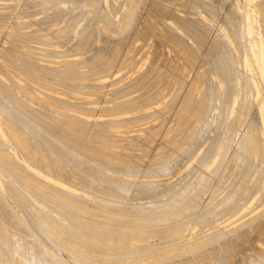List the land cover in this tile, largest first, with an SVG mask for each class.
Listing matches in <instances>:
<instances>
[{"label":"rangeland","instance_id":"obj_1","mask_svg":"<svg viewBox=\"0 0 264 264\" xmlns=\"http://www.w3.org/2000/svg\"><path fill=\"white\" fill-rule=\"evenodd\" d=\"M44 1V2H43ZM0 0V69L3 71V73H4V75H3V73H2V71L0 70V80H1V82H0V85L2 84H6L5 86H6V89L8 88V90H6L5 89V87H4V85H3V87H1L0 86V88H2L0 91H3V92H1L0 93V97H1V101L2 102H4V103H8V102H10L9 104H11V106H15L14 108H17V107H19L20 106V108H22V110L21 109H19V110H21L22 112H19V113H27V116H26V118H29V117H32L31 118V122L33 123V121L35 120V121H37L38 120V122H39V120H41L40 122H42V120H43V118L45 119V118H47V119H45V120H43L44 122H46V125H44L45 123L44 122H42V124L40 125V122H39V124H37V125H40V126H42V130H41V127H40V130H39V126H35V127H32L31 126V128H30V126H28L27 128H29L28 130H30V129H35L34 131H33V133H40V132H42L43 134H41L42 135V137H41V140L42 141H44V142H46L48 139H50V140H48V142L49 141H51L52 142V144L51 145H53V143H55V141H60L61 142V144H60V146H61V149H64V152H65V149L67 150L66 152L68 153V151H69V153H68V155H70V154H73L74 152H76V150L78 149L77 147L78 146H80L81 148H82V146L84 147V144H88V145H86L85 147H84V150H83V155H84V152L87 154V155H84L83 157L80 155V154H82V151H79V150H81V148L80 149H78L77 150V152L79 153V155L77 154V152H76V154L75 155H73V157L77 160L78 158L77 157H79V159H78V161H79V163H80V158H81V160H86V156H88V155H90L91 157H88L89 158V160L90 161H88V158H87V160H86V164H85V160L84 161H81L82 163H80L81 165H78V162L77 163H74L75 165H73L72 163V165H73V167H82V165H84L85 164V167L86 166H88L89 165V167H88V169L89 170H91V171H96V168L98 169V172H101V171H103L105 174H107V175H111V177L113 178L114 176V178H116V177H118V178H125V179H129V180H127V181H133V180H140L141 182H145V184H144V186L143 185H141L144 189H146V192H148L147 191V188L149 189L150 188V190L149 191H151V189H153V190H155L156 189V187H157V184L156 183H158V181L159 182H161L162 183V185L165 187V186H167V188H164L162 185H161V183H159L158 185V187H159V189H160V191L162 190V191H164L163 189H170V187H172L171 188V192L172 193H170V191H166V192H164V193H168V194H164V196L162 195L161 196V194H160V196L163 198V199H167V198H169L168 196H171L172 197V199H174V200H180L181 198L183 199L184 198V200H189L188 198H194L196 195L195 194H197V192L198 191H201V190H203L202 192H198L199 194H197L198 196H196V198H197V203H201V204H197L196 205V210H198V211H191V213L192 214H197L200 210L199 209H202L200 212H202L203 210H205V209H210L209 210V213L211 212V216L209 217L210 219H208L209 220V222L211 223H209V228H218V227H224V228H231V227H235V226H237V225H239L244 219H246V218H250L251 220L252 219H256V222H258V226H257V224H255V222L252 220L251 221V226L253 227V228H256V233H255V230H253V228L252 227H250V232H252V230H253V232L252 233H250V232H248V235H245V233L243 234L244 235V238H242L241 240L242 241H237V243H235V246L232 248V249H230V251L229 250H227V254H229V253H231L232 254V256H231V254H229L230 255V257L229 258H227L226 256H227V254H226V256L224 257V256H222L221 257V259H217V258H215V260L214 261H216V260H220V262L219 261H216V262H219V264H225L226 262L225 261H223L222 259H224V260H226L227 261V263H230V264H236V262L238 263L239 262V260H241V259H239V258H242L243 259V257H245V256H247V255H253V253L255 252L256 254H257V249L259 248V247H264V242H262V240H264V235H262V234H264V227H262V225H264V224H262V223H264V219H262V218H264V217H262V215L260 216L259 215V213L258 212H260L261 214H262V212H264V201H262V200H264V196H262V195H264V172H262V175H261V185H262V188L259 190V192H258V190H256V193L255 194H253V196L251 197H249V198H246V199H244V201L246 202L247 201V199H249L248 200V202H246V203H244V201L242 202L241 201V209H240V207H239V209L238 210H236V211H234V212H236V213H234V212H231V213H229L230 215H231V217L229 216V215H224V213L223 212H221L220 213V211H218L220 208H222V206H223V199H222V197L225 199V201H227V202H229V201H231L232 200V195H233V193H234V191L236 190H234V188H238V186L241 184V182H242V177H243V175H242V172H241V174L239 175V176H241L240 177V179H239V176L237 177V178H234L233 176H235L236 175V172L238 171V170H241V167L240 166H242V167H245V166H247V164H245L243 161V159H242V157H243V155H244V152H245V150H243V149H240L239 147V145H240V143L238 142L237 143V141L239 140L238 138H240V137H242L243 135V131H242V128H243V130H244V126H245V122L243 123V121H244V119H243V117H244V113H243V111H244V109H245V107L242 109V112H241V114H240V120L242 121V119H243V121L241 122V123H238V124H240L236 129H237V131H236V136L235 135H233V134H231V128H232V124H233V122L231 121V119H232V117L234 116L233 114H234V111H235V106H236V104H237V101H238V99L241 97V94L242 93H244V91L246 92V93H244V98L247 100V101H251L253 104H254V108L256 109V117H258V118H254V120L253 121H255L256 123H259L261 126H262V129L261 130H257V131H259L260 132V135L262 136V135H264V103H262V101H264V94H262V93H264V74H262V73H264V31H261V30H264V28H262V27H264V23H262V22H264V8H260V7H264V5H262V4H264V0H217V1H213V3L211 2L212 0H203V1H200V0H194V1H196V2H194L193 0H173V1H175V2H172V0L170 1V2H166L165 0H155V3H154V1L153 0H149V2H148V0H144V2H146V3H144L143 1H140V0H137L139 3H144L145 5H143V3H142V5H140L139 7V9L138 8H136V6H133L134 4H136V1L134 2V0H128V2H127V0L125 1V0H98L97 2L94 0H90V2H92V3H90L89 2V0H47L48 2H50V3H48L46 0ZM45 1H46V3H45ZM59 1V2H58ZM76 1V2H75ZM85 2V4H84V2ZM88 1V2H87ZM102 1V2H101ZM107 1H109V2H107ZM110 1H112L111 3H114V4H112V5H114V6H112V7H115V5H116V8H117V6L119 5V4H121V6H119L118 8L119 9H116V12L114 13V8H112V7H110V5L109 4H111L110 3ZM119 1H121V2H119ZM130 1H133V3L132 2H130ZM152 1V2H151ZM160 1V2H159ZM169 1V0H168ZM190 3H188V2ZM194 2V5L195 4H199L198 5V7H195L194 5H192L191 4V2ZM197 1H199V2H197ZM208 1H210V2H208ZM262 1V4L260 5L259 4V2H261ZM29 2H31V3H29ZM35 4H34V3ZM56 2H58V3H56ZM72 2V3H71ZM99 2H101V3H99ZM119 2V4H117ZM138 2H137V7H138ZM148 2V3H147ZM160 3V4H157V3ZM176 2H178V7H177V5H176ZM188 4H187V3ZM192 2V3H193ZM38 3V4H37ZM75 3H76V5H75ZM94 3V4H93ZM131 3V5L129 6L128 4H130ZM153 4V5H151V4ZM162 3L164 4V5H162ZM180 3H181V5H180ZM183 3V4H182ZM185 3V4H184ZM212 3V4H211ZM14 4H16V5H14ZM26 4V5H25ZM38 6H37V5ZM40 4V5H39ZM44 4V6H42ZM56 4V6L55 7H57V9H55V7H54V5ZM59 4V5H58ZM91 4H93V5H91ZM99 4H102V6L100 5V6H97V5H99ZM149 4V5H148ZM166 4H168V5H166ZM186 4L188 5V6H193L192 8H193V10H195V11H193L192 10V8L191 7H189V8H191V9H189L188 8V6H186ZM200 4H201V6H200ZM216 6H215V5ZM217 4H221V5H224L223 7L222 6H217ZM49 5H51V7L53 6L54 7V9L53 8H51ZM77 5H78V7H77ZM153 6V8L151 9L150 7H148V9H144V8H147V6ZM157 5V6H156ZM160 5V6H159ZM214 5V6H213ZM260 5V6H259ZM4 6V7H3ZM6 6V7H5ZM15 6V7H14ZM46 6V7H45ZM49 6V7H48ZM59 6V7H58ZM60 6H61V8H60ZM73 6H76V7H74V10L72 9L73 8ZM143 6H145L143 9H144V11H143V9H142V7ZM163 6L165 7V6H168L166 9L168 10L169 9V11H167L166 10V12H164V13H166V15H167V19H166V17H164V16H166V15H164V13H163V11L160 13V11H161V9L163 8ZM172 6V8H174L173 9V11H174V13L172 12V9H171V11H170V7ZM203 7V6H206V8L208 9V11L207 10H205V11H207V12H204L203 11V9H205V7H203V8H200V7ZM217 7V8H215V10L213 9V7ZM257 6H259V7H257ZM10 7V8H9ZM12 7V8H11ZM31 7V8H30ZM80 7V8H79ZM91 7H93V8H91ZM96 7V8H95ZM101 7V8H100ZM156 7L158 8V9H160L159 10V12L157 13L156 12V10L158 11V9H156ZM185 7V8H184ZM231 7V8H230ZM44 8V9H43ZM50 8V9H49ZM61 9V13H56L55 12V10L57 11V12H59L58 10H60ZM63 8V9H62ZM68 8V9H67ZM77 8V9H76ZM112 8V9H111ZM124 8V9H123ZM128 8V9H127ZM132 8L134 9L135 8V10H133L132 11ZM149 8L151 9L150 11H149ZM155 8V9H154ZM164 8V9H165ZM178 8V9H177ZM181 8V10H179ZM236 8V9H235ZM15 9V10H14ZM18 9V10H17ZM22 9V10H21ZM46 9V10H45ZM70 9H71V11H70ZM80 10V12L81 13H84L85 14V16L83 15H80L81 13L80 12H78L79 10ZM97 11H96V10ZM112 11H111V10ZM125 9H127V11L125 10ZM141 9H142V12H141ZM154 9V10H153ZM164 9H162V10H164ZM184 9H187V10H185L184 11ZM212 9H213V11H212ZM89 10V11H88ZM122 10V11H121ZM130 10L132 11V16H133V14H134V16H137V14L140 12V15H139V17L137 16V17H135V18H138V19H136V21H135V18H133L131 15H129V12H130ZM138 11V12H134V11ZM140 10V11H139ZM146 10H148L150 13H151V16H153L154 15V12L153 11H155V14L157 13V14H159L160 13V15H158L159 17H157V14L156 15H154L155 17H157L156 19H154V20H157V21H155L154 22V20H153V17H151L150 15H149V12L147 13L146 12ZM153 10V11H152ZM184 12H183V11ZM190 10V11H189ZM196 10H198V11H196ZM217 10H219V11H217ZM261 10H262V12H261ZM29 11V12H28ZM32 11H33V13H32ZM38 11V12H37ZM54 11V12H53ZM62 11H64V13L62 12ZM96 13V15H95V13ZM119 11V12H118ZM124 11V12H123ZM165 11V10H164ZM182 11V12H181ZM191 11H193L194 12V14H190L191 13ZM212 11V12H211ZM218 13V15H217V13ZM258 11V12H257ZM13 12V13H12ZM72 12V13H71ZM73 12L76 14V16L74 17V15L75 14H73ZM79 14H78V13ZM99 12V13H98ZM114 14H113V13ZM122 12V13H121ZM152 12H153V14H152ZM170 14H169V13ZM175 12H177L176 14H175ZM189 12V14H187V13ZM192 12V13H193ZM198 12V13H197ZM237 12V13H236ZM261 12V13H260ZM3 13V14H2ZM53 13V14H52ZM69 13H71V14H69ZM86 13H87V15H86ZM92 13H93V15H92ZM100 13H101V15H100ZM127 13V17L128 18H126V14ZM168 13V14H167ZM174 15H173V14ZM186 13V14H185ZM198 15H197V14ZM204 13V14H203ZM206 13V14H205ZM213 13V14H212ZM26 14V15H25ZM50 14V15H49ZM65 14V15H64ZM66 14H68V15H66ZM99 15V17L100 18H98V20H95V18L97 19V17H98V15ZM119 14V15H118ZM122 14H124L125 15V17H123V21H120V24H119V19H122V18H120L121 17V15ZM148 17H146V19L147 20H149V19H151V21L149 20V21H147L146 19H145V15ZM162 14V15H161ZM227 14H231L230 15V17L229 16H226ZM31 15V16H30ZM59 15V16H58ZM60 15L62 16V17H60ZM71 17H70V16ZM104 15V16H103ZM106 15V16H105ZM123 15V16H124ZM129 15V16H128ZM141 15H143L142 17H141ZM164 15V16H163ZM168 15H169V18H168ZM172 16V19L174 20H176V22H175V20L173 21L172 19H171V16ZM182 16V17H180L179 18V16ZM188 16V19H187V16ZM232 15H234V17L237 19L238 18V20H241V22L240 21H238V20H236ZM9 16V17H8ZM13 16V17H12ZM21 16V17H20ZM54 16H56V17H54ZM70 17L72 20H73V22H72V20L71 19H69L68 17ZM79 16H81L80 18H78ZM95 16V17H94ZM110 16H112V17H110ZM163 16V17H162ZM178 16V17H177ZM196 17V18H194L196 21L194 22V20H193V17ZM209 16H210V18H209ZM231 16H232V18H234L235 19V21H233V22H235L234 24H233V22H232V18H231ZM248 16H250V17H248ZM258 16V17H257ZM51 17V18H50ZM53 17V18H52ZM58 17H59V19H58ZM64 17V18H63ZM85 17V18H84ZM91 17H93V18H91ZM108 17L109 19L111 18H113L112 20L110 19H107L108 20V22L106 21V18ZM131 17H132V20H131ZM154 17V18H155ZM162 17V18H161ZM184 17L186 18L185 20H184ZM198 17V18H197ZM199 17H201V19H199ZM225 17H229V18H226L227 19V21H228V23H227V21H225L226 19H225ZM57 18V19H56ZM63 18V19H62ZM68 18V19H67ZM74 18H76V19H74ZM83 18V19H82ZM91 18V19H90ZM101 18H103L102 20L103 21H105V23L106 24H104V22L102 21V20H100ZM105 18V19H104ZM129 19V20H131V21H127L126 19ZM165 18V19H164ZM179 18V19H178ZM191 18V19H190ZM206 18V19H205ZM239 18H241V19H239ZM258 18H261V19H259L258 20ZM34 21H33V20ZM36 19V20H35ZM49 20V22H48V20ZM77 19H79L77 22H76V20ZM89 19V20H88ZM126 20V22H125V24L128 22L129 23V25H131L132 26V24H133V26H134V30H133V26L131 27H129V25H128V23H127V25L125 26V24H124V21ZM133 19H134V21H133ZM143 19L144 21L146 20V23L148 22V23H150V22H152V24L154 25V27L155 28H153V27H149V26H153L151 23L149 24V26H148V23L146 24L145 22H139V21H141V20ZM160 19H162V21L160 20ZM181 19H183V21L181 20ZM190 19V20H189ZM208 19H210V20H208ZM216 19V20H215ZM46 20V21H45ZM51 20V21H50ZM53 20V21H52ZM56 20V21H55ZM58 20V21H57ZM59 20H60V22H59ZM62 20V21H61ZM75 20V21H74ZM85 20V21H84ZM88 21V23L87 24H85L87 21ZM95 23V24H93V22ZM95 20V21H94ZM118 20V21H117ZM160 20V21H159ZM192 21L191 23L193 24V26H194V28H195V26L196 27H198V24H199V26L200 27H198V30L197 31H199L198 32V34L199 33H201V31L200 30H202V28H203V30H204V33H205V31H206V33H208L207 35H209V36H207L206 35V33L204 34L203 33V31H202V33H201V36H200V34H199V36L197 35V34H195V33H193L194 31H196V30H194V28H193V26H192V24L189 22V21ZM201 20H203V23H204V21H205V23L202 25V24H200V23H202L201 22ZM231 21V23L233 24H231L230 23V21ZM243 20V21H242ZM6 21V22H5ZM39 21V22H38ZM64 21V22H63ZM68 21V22H67ZM69 21H71L72 22V24H74V30H71V28H73L72 27V24H71V22H69ZM97 21V22H96ZM112 21V23H110ZM118 23H117V22ZM215 21V22H214ZM260 21V22H259ZM31 24H30V23ZM46 22V23H45ZM55 22V23H54ZM58 22V23H57ZM90 22V23H89ZM101 22H103L102 24H101ZM133 22V23H132ZM161 22V23H160ZM163 22V23H162ZM174 22V23H173ZM177 22H179V23H177ZM183 23L182 25H180V23ZM196 22H198L197 24H196ZM237 22H240V23H237ZM245 24H244V23ZM27 23V24H26ZM40 23H41V25H40ZM69 23H70V25H69ZM75 23H76V25H75ZM82 23V24H81ZM84 23V24H83ZM92 23V24H91ZM98 23V24H97ZM131 23V24H130ZM135 23V24H134ZM144 23H145V25H146V27H145V25H144ZM165 23V26L163 25H161V24H164ZM190 23V24H189ZM228 25H227V24ZM256 23V24H255ZM5 24H6V26H5ZM63 24H67V25H63ZM90 24V25H89ZM103 24L104 25H107V26H103ZM113 25L112 27H110V29L108 28L109 27V25ZM137 24V25H136ZM157 26H156V25ZM166 24H168V25H166ZM179 24V27L177 26ZM229 24H230V28H229V30H228V28L227 27H225L226 25L229 27ZM10 25V26H9ZM15 25V26H14ZM49 25V26H48ZM58 25H59V27H58ZM82 25V26H81ZM85 25V26H84ZM87 25V26H86ZM89 25V26H88ZM93 25L95 26V27H93ZM96 25H97V28H96ZM110 25V26H111ZM117 25V26H116ZM119 25V26H118ZM160 25V26H159ZM169 25H170V27H169ZM192 26V28H193V30H192V28L190 27V26ZM205 25V26H204ZM256 25V26H255ZM262 25V26H261ZM12 26V27H11ZM25 26V27H24ZM60 26H62V27H60ZM64 26V27H63ZM67 26V27H66ZM69 26H71V28H69ZM79 26H81V27H79ZM84 26V27H83ZM92 26V27H91ZM99 26V27H98ZM115 26V27H114ZM136 26V27H135ZM137 26H138V28H137ZM148 26V27H147ZM167 26V27H166ZM171 26H172V32H174V33H172L171 31H169V30H171ZM181 26H184V30H182V28L183 27H181ZM189 26V27H188ZM213 26V27H212ZM224 26V27H223ZM234 26V27H233ZM46 27V28H45ZM87 27V28H86ZM89 27V28H88ZM101 27V30H99V28ZM126 27H129L130 28V30L132 31V33H131V31H127V30H129V28H126ZM159 28V30H158V28ZM208 27V28H207ZM212 27V28H211ZM39 28H40V30H39ZM42 28H43V30H42ZM58 28H59V31H58ZM67 28H68V30L69 31H67ZM78 28H79V30H78ZM84 28H85V30H84ZM91 28H93V30L94 31H92L91 30ZM95 28H96V30H95ZM113 28H114V30H113ZM116 28H117V31H116ZM119 28H120V30H121V28H122V30H121V35H119V33H118V30H119ZM125 28H126V30H125ZM149 28H150V30H149ZM166 28H167V30L172 34V35H170L171 37L173 36V34H175L173 37V39H174V41H172L173 39H171V41H170V39L168 38L169 37V33H168V31L166 30ZM174 28H175V30H174ZM186 28H187V30H188V28H189V30H190V28H191V32L193 33V36L195 37H193V39H195V40H193L192 39V36H189L188 35V33L189 34H191L192 35V33H190V31H186ZM205 28H206V30H205ZM210 28H211V30H210ZM224 28H225V30H224ZM226 28H227V30H226ZM233 28H234V30H233ZM4 30V31H3ZM18 30V31H17ZM37 30V31H36ZM66 32L65 34H67L68 32V34L70 35H65L64 34V31ZM88 30H91V31H88ZM123 30H125V31H123ZM154 30V31H153ZM158 30V31H157ZM160 30H161V32H160ZM165 30V31H164ZM208 30H210V31H208ZM233 30V31H232ZM62 31V32H61ZM76 31V32H75ZM78 31H79V33H78ZM81 31V32H80ZM84 31H86V32H88V33H84ZM96 31V32H95ZM98 31V32H97ZM101 31V32H100ZM111 31H113V32H111ZM115 31L117 32V34L115 33ZM123 31V32H122ZM134 31H135V33H134ZM151 31V32H150ZM182 31L185 33H182ZM211 31H213L212 33H211ZM235 31V32H234ZM261 31V32H260ZM17 32H20L19 34L17 33ZM48 32H50V33H52V34H54V35H51L50 33H48ZM54 32H58V33H54ZM92 34H91V33ZM125 32H128L132 37H130V36H126V34L127 33H125ZM141 32V33H140ZM155 32V33H154ZM158 32V33H157ZM162 32H163V34H162ZM166 32V33H165ZM177 32V33H176ZM188 32V33H187ZM227 32H231V33H233V34H231V33H229V34H227ZM238 32V38H237V33ZM17 33V34H16ZM24 33H25V35H24ZM44 33V34H43ZM60 33V34H59ZM76 33V34H75ZM77 33H78V35L81 33V35H77ZM98 33V35H96ZM125 34V36L126 37H124V34ZM142 33L143 34H146L145 36L146 37H148V39L144 36L143 38H142ZM148 33V34H147ZM150 33H151V36H150ZM243 33V34H242ZM27 34V35H26ZM39 34H40V36H39ZM41 34H42V37H41ZM63 34H64V38H66L65 40H64V38L62 37L63 36ZM84 35V37L86 36V38H83V43H86L87 42V40H88V42L87 43H90L91 41V45L90 44H88L87 46H89V47H87L86 46V44H85V46L83 45V43H81L82 42V36ZM93 34H94V36H93ZM99 34H101L100 36H103V37H106V38H102L101 37V39H100V37L98 38V36H99ZM104 34V35H103ZM129 34H127V35H129ZM135 36H134V35ZM140 34V35H139ZM168 34V35H167ZM177 34H179V35H177ZM203 34V35H202ZM220 34H222V35H220ZM236 34V35H235ZM29 35V36H28ZM33 35V36H32ZM57 35V36H56ZM59 35H61V36H59ZM90 35H92V36H90ZM95 35H96V37H95ZM106 35V36H105ZM136 35H138V36H136ZM177 35V36H176ZM186 35V36H185ZM188 35V36H187ZM219 35V38L221 37L222 38V40H219V38L217 37V36ZM18 38H17V37ZM20 36V37H19ZM24 36H28L27 37V39H26V37H24ZM50 36H52V37H50ZM59 36V37H58ZM74 36V37H73ZM76 36H77V38H76ZM140 36H141V38H140ZM150 36V37H149ZM158 36H159V38H161V40L158 38ZM179 36H180V38H181V41L182 42H180V38H179ZM196 36H198V37H196ZM212 36V37H211ZM216 36V37H215ZM233 38H232V37ZM240 36V37H239ZM22 37H24L23 39H22ZM33 37H35V39L33 38ZM37 37H39V39L37 38ZM54 37V38H53ZM60 37H62L63 38V40H64V43L65 42H67L66 44H62L61 42V44L63 45V47H62V45L61 44H59V41H63L62 40V38H60ZM69 38V40L67 41V39ZM72 38V40H73V42H74V40H75V42L77 41V43H71V38ZM87 37L89 38V39H87ZM117 37V38H116ZM121 37V38H120ZM136 37V38H135ZM139 39H138V38ZM170 37V38H171ZM203 37H204V39H205V37H207L206 39H205V44L202 42V39H203ZM230 37H231V39H230ZM30 38V39H29ZM49 38H50V40L52 41L53 40V42H51L50 43V40H49ZM97 39V41L96 40H94L95 42H93V39ZM108 38V39H107ZM116 38V39H115ZM125 38V40H123ZM127 38V39H126ZM154 38H155V40H154ZM166 40H165V39ZM191 38V39H190ZM199 39L201 42L200 43H203V45H206L207 46V43L206 42H208V46H207V48H205L204 46L203 47H201V45H199L198 44V42L197 41H199V40H197V39ZM201 38V39H200ZM216 39L215 40V42L217 43V45H218V43L219 44H221V46L220 45H218V47L219 48H224V46H226L225 48H227L226 50L227 51H229L230 49H231V51H232V53H229V55L230 54H232V55H235V57L233 58L234 60H239V61H233L234 63L233 64H235V63H237L236 65H234L235 67L234 68H236L237 67V69L240 71V72H243L244 73V76H245V78H244V76H241L242 77V79H244L243 80V84H242V79L240 78V76H237L236 77V81L234 82V84H235V86L237 87V89H238V92H237V94H235L233 97H232V100H231V102H230V105H229V110H228V116H229V121L227 120V121H225L226 123H227V126L228 127H230L229 129L227 128V126H226V123H223L224 125H223V127H221L222 125H221V122H220V120H221V118L218 116V114H219V112H217V110H219V107H217V106H219L218 104H220L221 103V99H219L220 98V96H219V93H221V94H223L224 92H225V90H226V88H227V85H225V84H228V82L227 81H225L226 79L224 78V77H226V73H225V75L223 74V72H222V64H220V62L222 63L223 62V60H221L220 58L218 59V57L216 56L217 54L216 53H214V55L212 54L213 52H212V48L209 46L210 45V41L212 40V39ZM220 38V39H221ZM256 38V39H255ZM13 39H14V41H13ZM17 39H18V42H17ZM20 39V40H19ZM25 39V40H24ZM29 39V40H28ZM80 39V40H79ZM100 39V40H99ZM105 39V41L104 42H106V46L105 45H103L104 44V42H102L103 40ZM107 39V40H106ZM111 39V40H110ZM112 39H114L113 41H112ZM117 39H119V40H117ZM120 39H122V40H120ZM134 40V41H132V40ZM138 39V40H137ZM142 39V40H141ZM145 39V42L146 43H144V44H146V45H144L143 43H142V41ZM185 39V40H184ZM203 39V40H204ZM213 39V40H214ZM234 39H237V42H234ZM244 39H245V41H244ZM16 40V41H15ZM33 40V41H32ZM42 40V41H41ZM81 41L80 43H78L79 41ZM108 40H109V42H108ZM117 40V41H116ZM128 40H130V42H128ZM158 40H160V42L161 43H163L162 41L163 40H165L164 41V45L162 44L161 45V43L160 42H157ZM184 40V41H183ZM190 40H192V41H190ZM197 40V41H196ZM209 40V41H208ZM219 42H218V41ZM233 40V41H232ZM27 41V42H26ZM33 43H32V42ZM38 41V42H37ZM40 41V42H39ZM44 41H47V42H49L48 44L50 45V47L48 46V44H47V42H44ZM55 41H56V43H55ZM86 41V42H85ZM100 41V42H99ZM121 41L123 42V44L121 43ZM154 41H156V42H154ZM168 41V42H167ZM177 41H179V42H177ZM188 41V42H187ZM194 41V42H193ZM223 41H224V43H223ZM227 43H226V42ZM232 41V42H231ZM236 41V40H235ZM17 42V43H16ZM30 42V43H29ZM36 42H37V44H36ZM46 43L47 45H43V44H41V43ZM69 42V43H68ZM110 42H111V44H110ZM115 42V43H114ZM183 42H187V43H183ZM196 42H197V44H196ZM238 46H235V44ZM242 43L243 45H240V43ZM244 42H245V45H244ZM252 42V43H251ZM27 43V44H26ZM102 43V44H101ZM110 45H112L111 46V48H113V49H111L110 47H109V44ZM114 43V44H113ZM139 43V44H138ZM160 43V44H159ZM173 43V44H172ZM176 43V44H175ZM180 43H183L182 44V48H180V46H179V44ZM190 43V44H189ZM239 45H238V44ZM256 43H257V45H256ZM8 44V45H7ZM13 45V47H11L12 45ZM16 44H18V45H16ZM54 44V45H53ZM74 44V45H73ZM79 44H80V47H79ZM96 44V48L94 47V45ZM100 44V45H99ZM117 44V45H116ZM121 45V48H123L121 51H119L121 48L119 47L120 45ZM129 44V45H128ZM133 44H134V46H133ZM142 44V45H141ZM159 44V45H158ZM186 44V45H185ZM189 44V45H188ZM194 44H196V45H194ZM229 45L228 47H227V45ZM43 45V46H42ZM57 45H60V46H57ZM77 45V46H76ZM93 45V46H92ZM97 45H99L100 46V49L101 50H98L99 49V46L97 47ZM115 45H116V47H115ZM119 45V46H118ZM131 48H129L128 46ZM140 45H141V48H140ZM158 45V46H157ZM170 47H169V46ZM190 45H192L193 46V48H192V46L190 47ZM197 45L198 46H200L199 48L197 47ZM18 46H20V47H18ZM25 46V47H24ZM32 47V48H30V47ZM37 48H35V47ZM72 46V47H71ZM92 46V47H91ZM104 46V47H103ZM108 46V48H106ZM123 46V47H122ZM132 46V47H131ZM138 46V47H137ZM160 46V47H159ZM172 46V47H171ZM176 46H177V48H176ZM179 46V47H178ZM184 46H187V48L185 49V51L184 50H182V49H184ZM223 46V47H222ZM241 46H243V48L241 47ZM245 46V47H244ZM9 47V48H8ZM35 49H34V48ZM74 47H76V48H74ZM86 49V50H88L90 47V52H91V55H90V52L88 53V51H86L84 48ZM103 47V48H102ZM120 48V49H118V48ZM126 47V48H125ZM128 47V48H127ZM154 47H156V48H154ZM208 47H209V49H208ZM217 47V48H218ZM237 47V48H236ZM242 49H241V48ZM15 48H16V50H15ZM18 48V49H17ZM67 48V49H66ZM68 48H74V49H68ZM78 48L79 49H81L82 51L80 52V50H78ZM95 48V49H94ZM114 48L115 49H117V50H115L114 51ZM136 48L137 49H139V52H138V50H136ZM154 48V49H153ZM158 48H159V50H158ZM169 48H172V49H169ZM174 48H176V49H174ZM191 48V49H190ZM218 48V49H219ZM224 48V49H225ZM24 49V50H23ZM29 51H28V50ZM41 49V50H40ZM47 49V50H46ZM56 49V50H55ZM84 49V50H83ZM96 50V51H94L95 53H96V55L98 56L97 58L93 55V50ZM105 49L107 50L108 49V51L109 50H111V53H113L114 54V56H115V59H114V57L112 56V55H110L111 53H107V51H105ZM127 51H126V50ZM128 49H130L129 51H128ZM150 49V50H149ZM154 51H156V53H152V52H154ZM174 49V50H173ZM179 51H178V50ZM189 50L188 52L186 51V50ZM194 49H195V51H194ZM210 50V51H205V50ZM241 49V50H240ZM21 50V51H20ZM45 50V51H44ZM49 50H51V51H49ZM55 50V51H54ZM67 51L66 52V54H65V51ZM98 50V51H97ZM103 50H104V52H103ZM140 50H141V52H140ZM146 50V51H145ZM194 52H193V51ZM201 50H203V51H201ZM217 50V49H216ZM237 50H239V51H241V54L240 55H242V58H240L241 56H239V53H238V51ZM256 50V51H255ZM8 51V52H7ZM19 51V52H18ZM23 51L24 52H26V53H23ZM31 51V52H30ZM32 51H34V53L32 52ZM49 53V54H47V52ZM60 51V52H59ZM61 51H63L64 53H62ZM71 51V52H70ZM101 51V53H103V54H101V53H99ZM123 51V52H122ZM125 51H126V53H127V55H126V53H125ZM132 51V52H131ZM145 51V52H144ZM164 51V53H162ZM173 51H175L174 53H173ZM177 51H178V54H176L177 53ZM191 51H192V53H191ZM199 53H198V52ZM230 51V52H231ZM16 52V53H15ZM21 52H22V54H21ZM35 52H37L38 53V55L35 53ZM55 52V54H57V55H55V54H53ZM57 52V53H56ZM88 54V55H90V56H92V58H90V56H88L86 53ZM110 52V51H109ZM122 53V54H120V53ZM135 52H137V53H135ZM170 52V53H169ZM181 52H183V55L181 54ZM185 52V53H184ZM203 52H205V53H203ZM214 52H216V51H214ZM18 53H20V55L18 54ZM44 53L45 54H47V56L45 55V56H41V55H44ZM60 55H59V54ZM98 53H99V55H98ZM104 53H106V54H104ZM125 53V54H124ZM142 53V54H141ZM145 53V54H144ZM152 53V54H151ZM189 54V55H187V54ZM197 53V54H196ZM202 53V54H201ZM207 53V54H206ZM208 53H209V55H208ZM25 54H28V55H25ZM39 54H41V55H39ZM53 54V55H52ZM64 54V55H63ZM69 54H70V56H69ZM83 54H86V56L85 55H83ZM100 54H101V56L104 58H102L101 56H100ZM116 54V55H115ZM124 54V55H123ZM134 54V56H132ZM136 54V55H135ZM151 54V55H150ZM155 54V55H154ZM159 54V55H158ZM161 54V55H160ZM167 54V55H166ZM176 54V55H175ZM198 54H199V56H198ZM24 56V58L22 57V56ZM50 55H52V56H50ZM66 55V56H65ZM109 57V56H112L113 57V59L115 60H113V61H111L112 60V57H110L109 59L106 57ZM126 55V56H125ZM143 57H142V56ZM171 55V56H170ZM177 57V59H178V61H175V63H174V59H176V57ZM210 55H212L211 56V58L212 59H216L217 60V62H216V60H214L215 62H212V59H210L209 60V63L211 64V66H209V65H207V64H209L208 62H206L208 59L207 58H210ZM254 55V56H253ZM17 56H19V57H17ZM21 56V57H20ZM28 56H30L29 58L27 57V61L25 60V58ZM54 56V57H53ZM57 56V57H56ZM58 56H60V57H58ZM62 56V57H61ZM93 56H94V58H93ZM99 56H100V58H102L101 60L102 61H106L107 62V59H108V61H109V63L108 64H106V62H105V64H103V62L101 61V60H99L100 58H99ZM124 56V57H123ZM141 56V57H140ZM150 56L151 57H153L155 60H153V58H150ZM166 56V57H165ZM174 58H173V57ZM183 56V57H182ZM186 56V57H185ZM195 56H197L196 58H194ZM206 56V57H205ZM214 56V57H213ZM237 56H239V58L237 57ZM39 57V58H38ZM89 58L88 60L86 59V58ZM120 57V58H119ZM121 57H122V59H124L123 61L127 64H123V62H122V59H121ZM128 57V58H127ZM133 57V58H132ZM157 57V58H156ZM169 57H170V59L171 60H173V61H171L170 59H169ZM178 57H180V58H178ZM185 57V58H184ZM193 57V58H192ZM255 57V58H254ZM14 58V59H13ZM18 58H19V61H18ZM23 58V59H22ZM33 58V59H32ZM85 58V59H84ZM99 58V59H98ZM138 58H140L139 59V61H138ZM168 61H166L165 59ZM173 58V59H172ZM183 58V59H182ZM186 58H188V59H186ZM190 58H191V62H190ZM197 58H199L198 60H197ZM236 58V59H235ZM14 61V62H11L12 60ZM31 59L32 60H34V61H36V64L37 65H39L38 67H37V65L36 64H34V66H32L33 65V63H35V62H33V61H31ZM37 59V60H36ZM39 59V60H38ZM42 59H44L43 61H41ZM84 59V60H83ZM96 59V62H98V64L99 63H102L103 64V67L105 68V71H104V68L102 69V67H99V65H98V67L95 65L96 63H95V61L93 62V60H95ZM132 59V60H131ZM176 59V60H177ZM182 59V60H181ZM186 60V62H184L183 60ZM258 59V60H257ZM46 60V61H45ZM47 60L48 61H50V62H47ZM51 60H52V62H55L54 64L51 62ZM74 61V63H76V65H74V63H72V61ZM76 60H79V62L80 63H82V64H85V63H87V62H89L90 60H92V62H93V64L91 63V65H90V63H89V65H87V64H85V65H87V66H91L92 67V71H91V67H90V69H89V67L87 68L85 65H82V64H80V63H78V61L76 62ZM86 60H87V62H86ZM131 60V61H130ZM133 60H134V62H133ZM153 60V61H152ZM157 60V61H156ZM159 60H161V62L159 61ZM162 60L163 61H166V62H162ZM188 60V61H187ZM197 62H196V61ZM201 60H205V61H202L201 62ZM220 60V61H219ZM251 60V61H250ZM2 61V62H1ZM71 61V62H70ZM85 63H84V62ZM99 61H101V62H99ZM128 61V62H127ZM137 61H138V63H137ZM150 61V62H149ZM155 61V62H154ZM158 61L160 62V63H158ZM195 61V62H194ZM9 64H8V63ZM11 62V63H10ZM20 62H22L21 64H20ZM60 62V63H59ZM64 62V63H63ZM68 62L69 63H71L72 65H66V64H68ZM114 62V63H113ZM117 62V63H116ZM122 64H121V63ZM153 62V63H152ZM171 62V63H170ZM178 62V63H177ZM182 62V63H181ZM188 62H190L191 63V65H192V63H193V65L194 66H192V68H191V70L189 69L190 67H191V65L190 64H187ZM201 62V63H200ZM239 62H241V63H239ZM258 62V63H257ZM13 63H15V64H13ZM18 63V64H17ZM24 63L26 64V65H24ZM59 63V64H58ZM77 63L78 64H80V65H77ZM95 63V64H94ZM110 63H113V64H111L110 65ZM137 63V64H136ZM162 63H165V65L163 64V65H160V64H162ZM170 63V64H169ZM181 63V64H180ZM187 64V65H184V64ZM197 63V64H196ZM200 63V64H199ZM203 63V64H202ZM219 64V65H217V66H215L216 64ZM9 66H11V67H13V68H10V67H8V65ZM44 64V65H43ZM57 64V65H56ZM62 64H65V65H62ZM102 64L100 65V66H102ZM119 64H120V66H122V67H120L119 66ZM135 64V66H133ZM152 64V65H151ZM157 64V65H156ZM167 64H169L168 66H170V69H169V67L168 66H166ZM177 64H179L180 65V69H179V65H177ZM196 64V65H195ZM241 64V65H240ZM258 64V65H257ZM21 65H23V69L21 70L20 69V66ZM27 65H28V68L26 69V67H27ZM36 65V66H35ZM41 65H43V67H41ZM45 65H48V67H46ZM53 65V66H52ZM62 65V71H59L60 70V68H58L59 66H61ZM110 65V66H109ZM119 66V68H121L120 70L118 69V67L117 66ZM128 65H129V67H128ZM148 65V66H147ZM158 65H159V67H158ZM171 65H172V67H171ZM178 66V67H176V66ZM190 67H189V66ZM198 65V66H197ZM199 65H202V66H200L199 67ZM206 66L207 68H205L204 69V66ZM240 65V66H239ZM17 66H19L18 68H17ZM24 66H26L25 67V69H24ZM30 66V67H29ZM34 67V69H35V72L36 73H38V74H36L35 72H34V69H30V68H32V67ZM45 66V67H44ZM51 66V67H50ZM55 66V67H54ZM65 66H67V68L65 67ZM68 66H70V67H68ZM72 66V67H71ZM82 66V67H81ZM107 66H109V67H107ZM111 66H112V68H111ZM148 67V69H145V68H147ZM162 66V67H161ZM164 66V67H163ZM175 66V67H174ZM186 66H187V68L189 69V72H188V69L186 68ZM199 67V68H201V69H199V68H196L195 69V67ZM16 67V68H15ZM22 67V66H21ZM35 67H37V68H35ZM52 68L53 67V69L55 68V70H57L56 72L55 71H53V69H51L50 71H48L50 68ZM64 67H65V69H64ZM73 67H76V68H74V69H72ZM81 67V68H80ZM84 67V68H83ZM96 67V68H95ZM150 67V68H149ZM158 67V68H157ZM214 68V70H209V69H211V68ZM218 67V68H217ZM221 69H220V68ZM4 70H3V69ZM48 69V70H46V69ZM71 68V71L70 70H68V69H70ZM78 68V69H77ZM87 68V69H86ZM95 70H94V69ZM108 69V71H107V69ZM131 68H133L132 70H131ZM155 68V69H154ZM168 68V70H166V69ZM175 68V70L176 71H173L172 69H174ZM181 68H183L182 69V71H181ZM241 68V69H240ZM8 69V70H7ZM19 69V70H18ZM64 69V70H63ZM88 69H89V71H91V73L93 74V75H95V76H91L92 74L89 72L88 73ZM100 69H101V71L102 72H100ZM156 69L158 70V71H156ZM160 69V70H159ZM164 70V72H163V70ZM179 69V70H178ZM194 69V70H193ZM207 69V70H206ZM218 69V70H217ZM6 70V71H5ZM12 70V71H11ZM16 70V71H15ZM24 70V71H23ZM31 70V71H30ZM37 70H39L38 72H37ZM81 70V71H80ZM86 70H87V73H86ZM117 70V71H116ZM150 71L149 73H151V74H149L148 72H146V71ZM11 71V72H10ZM48 71V72H47ZM65 73H64V72ZM66 71H67V73H68V71H69V73H68V75L66 74ZM73 71V72H72ZM80 71V72H79ZM97 73L96 71H98V73L100 72V73H103V76H102V74H99V75H96L95 73ZM116 71V72H115ZM127 71V72H126ZM145 71V72H144ZM155 71V72H154ZM168 73H167V72ZM173 71V72H172ZM194 71V72H193ZM195 71H196V73H195ZM201 71H202V73H204V71H205V73L204 74H202V75H200V73H201ZM214 71V74L212 73ZM216 71L218 72L217 73V75L218 76H216ZM17 72V73H16ZM31 72V73H30ZM39 72H43V75L41 76V74L39 73ZM47 73V75H46V73ZM74 72H79V73H81L80 74V76L82 77H80L79 76V74L78 73H75L76 75H78V77L74 74ZM83 72H85V73H83ZM115 72V73H114ZM142 72V73H141ZM160 72H162V73H160ZM170 72V73H169ZM175 72V73H174ZM186 72V73H185ZM210 72V73H209ZM7 73V74H6ZM15 73V74H14ZM34 73V74H33ZM49 73V74H48ZM52 73H54V76L55 77H53V74ZM55 73H56V75H57V73H58V75L56 76L55 75ZM61 73V74H60ZM111 73V74H110ZM123 73H126V75L125 74H123ZM144 73H146V74H144ZM149 75H148V74ZM155 73L157 74V75H155ZM176 73H178V74H176ZM181 73V74H180ZM188 73V74H187ZM198 73V74H197ZM219 73H221L220 75H219ZM9 74V75H8ZM50 74H51V76H50ZM86 75V77H84L85 75ZM107 74H109V75H107ZM122 74V75H121ZM161 76H160V75ZM168 75V76H165V75ZM170 74V75H169ZM174 74V75H173ZM175 74H176V76H175ZM186 74H187V76H186ZM205 74H208V76H210L211 77V80H210V78L207 76V75H205ZM6 75H8L9 77H7ZM17 75V76H16ZM29 75H31V76H29ZM47 76V79H45V78H43V77H46ZM63 75V76H62ZM73 75H75V76H73ZM88 75H89V78H87L88 77ZM123 76L122 78H120L121 76ZM140 75V76H139ZM155 75V76H154ZM172 75L174 76V77H172ZM196 75V78L194 77V76ZM199 75V76H198ZM224 75V76H223ZM5 76V77H4ZM27 76H28V78H27ZM33 76H35V77H33ZM39 76H41V77H39ZM67 77V78H65V77ZM109 76V77H108ZM152 76V77H151ZM158 76V77H157ZM159 76H160V80L158 79L159 78ZM164 76H165V78H164ZM178 76H179V78H178ZM205 80V81H203V79L201 78V77ZM18 77V78H17ZM29 77H30V79H29ZM33 77V78H32ZM50 77V78H49ZM57 77H59V80H57L58 78ZM63 78V80H60V79H62ZM73 78V80H69V78ZM75 77V78H74ZM84 77V78H83ZM98 77V78H97ZM142 77H145L144 79H142ZM162 77H163V80H162ZM167 77H169V78H167ZM176 77V78H175ZM183 77H185V78H183ZM191 77H192V79H191ZM205 77H206V79H205ZM218 77V79H216ZM222 77V78H221ZM246 77H247V80H246ZM7 78V79H6ZM11 78H12V80H11ZM20 78H22L21 80H20ZM27 78V79H26ZM32 78V79H31ZM94 78V79H93ZM138 78V79H137ZM148 78L149 79H152V81L153 80H155V81H153V83L151 84V80H148ZM167 78V79H166ZM199 78H201V80H202V82H201V80H200V82L199 83H197V81H199ZM209 78V79H208ZM219 78H221V79H219ZM227 78V77H226ZM255 78V79H254ZM14 81L13 83L14 84H16V85H18L19 87L17 88H15V86L14 85H12L13 83L10 81ZM43 79V80H42ZM77 79V80H76ZM90 79H92V80H90ZM114 79H116V80H114ZM120 79V80H119ZM135 79V80H134ZM137 79V80H136ZM141 79V80H140ZM169 79H171V81L169 80ZM176 79V80H175ZM177 79H179V80H181V81H179V80H177ZM193 79H197V80H193ZM223 79H225V80H223ZM239 79H241L240 81H239ZM26 80V81H25ZM31 80V81H30ZM51 80V81H50ZM54 80V81H53ZM118 80V81H117ZM132 80V81H131ZM143 80H144V83L146 82V84H144L143 83ZM145 80H148V81H145ZM157 80V81H156ZM169 80V86L168 85H166ZM194 82H193V81ZM206 80H208V81H206ZM220 80V81H219ZM249 80V81H248ZM23 81V82H22ZM62 81V82H61ZM107 81V82H106ZM111 81V82H110ZM112 81H113V83H112ZM129 81H131V82H129ZM133 81H134V83H133ZM139 81V82H138ZM141 81H142V83H141ZM151 81V82H150ZM161 81H163L164 83H162ZM166 81V82H165ZM174 81V82H173ZM176 81H177V83H176ZM221 81H225L226 83H224V82H221ZM248 82V83H246V82ZM48 82V83H47ZM51 84H50V83ZM58 82V85L59 86H61V87H59L56 83ZM68 82V83H67ZM111 83V84H109V83ZM126 82V83H125ZM149 82V83H148ZM171 82H173V84L171 83ZM184 84H183V83ZM203 82H206V83H203ZM211 82V83H210ZM216 82V83H215ZM246 84H245V83ZM62 83V84H61ZM74 83H77V84H74ZM81 83V84H80ZM84 83V84H83ZM85 83H87V86L89 85V88L92 86V89L90 88H88L87 86H86V84ZM102 83H103V85H102ZM106 83V84H105ZM138 83H141L140 85H144L143 87H145V85H146V87L145 88H147L146 89V91L144 90L145 88H141L142 86H139L138 85ZM155 83V84H154ZM157 83V84H156ZM183 85H182V84ZM188 83V84H187ZM202 83V84H201ZM215 83V88L213 89V84ZM12 86H11V85ZM22 84H24V85H22ZM54 84V85H53ZM67 84L69 85V84H72V86L74 85V86H77L76 87V89H75V87L73 88V87H71L70 88V86L71 85H69V86H67ZM82 84L83 85H85V86H82ZM94 84H96V86L94 85ZM99 84H100V86L102 87V89H100V88H96L97 86H99ZM126 84V88H124V85ZM127 84H129V85H127ZM132 84H136V86L138 85V87H136L135 85L133 86ZM159 84H160V87L158 88V86H159ZM177 84H179V86L180 85H182L181 87H179ZM191 84V85H190ZM192 84H194V86L192 85ZM201 84V86H199V85ZM210 84H211V86H210ZM217 84V85H216ZM242 84V85H241ZM250 84V85H249ZM38 85V86H37ZM67 86V88H68V90H67V88H66V86ZM80 85V86H79ZM94 85V86H93ZM109 85V86H108ZM111 85V86H110ZM122 85H123V88H122ZM150 85V86H149ZM155 87H157V88H155V95H154V91H153V87L154 86ZM162 85H163V87H165V88H161L162 87ZM165 85V86H164ZM172 85V86H171ZM245 85H246V87H245ZM247 85H249L248 87L250 88H248L247 87ZM262 85V86H261ZM8 86V87H7ZM14 86V87H13ZM22 86H23V88H22ZM31 86V87H30ZM45 86V87H44ZM49 88H48V87ZM51 86H53V87H51ZM108 86V87H107ZM121 86V89L123 90V92H122V90L121 89H119L118 87H120ZM130 86V87H129ZM149 86V87H148ZM166 86H167V88H168V91H167V88H166ZM171 86V87H170ZM186 86V87H185ZM191 86V87H190ZM226 86V87H225ZM240 86H242V87H240ZM252 86V87H251ZM31 88L29 91H28V89H26V88ZM41 87V88H40ZM78 87L79 88H81V89H78ZM84 87V88H83ZM86 87V88H85ZM103 87H104V89H103ZM152 87V88H151ZM225 87V88H224ZM34 88V89H33ZM45 88H47V90L45 89ZM50 88H53V89H50ZM93 88H95V90L93 89ZM116 88H118L119 90H120V92H119V90L117 89V93H116V96H117V94H118V96H117V98L118 99H116V98H114V96H115V91H116ZM131 88V89H130ZM141 88V89H140ZM150 88V89H149ZM170 88H172V89H170ZM173 88H175V89H173ZM180 88V89H179ZM185 88V89H184ZM188 88H189V90H188ZM198 88V89H197ZM205 88H206V90H205ZM209 88V89H208ZM212 88V89H211ZM240 88H241V90H240ZM248 90H247V89ZM11 89V90H10ZM12 89H13V91H14V95H12L11 94V96H10V91H11V93H13V91H12ZM19 89H20V92H19ZM36 89H37V91H36ZM50 89V90H49ZM55 89V90H54ZM60 89V90H59ZM96 89H99L98 91H99V93L97 92V90ZM114 91H113V90ZM124 89H126V90H124ZM133 89V92H134V90L136 91L137 89V91L136 92H134V93H132V90ZM156 89H158V91L156 90ZM176 89H177V91H176ZM187 89V90H186ZM203 91H202V90ZM219 90V92L218 91H216V90ZM246 89V90H245ZM253 89V90H252ZM7 91V92H5V91ZM51 90H53V91H51ZM72 90V91H71ZM75 90H78V91H75ZM94 90V91H93ZM102 92H101V91ZM104 90V91H103ZM111 90V91H113L112 93H111V91L109 92V91ZM170 90H172V91H170ZM183 90H184V92L185 91H187V92H185V94H184V92H183ZM192 90V91H191ZM205 90V91H204ZM243 90V91H242ZM24 91V92H23ZM26 91V92H25ZM38 91H42L41 93L40 92H38ZM62 91V92H61ZM95 91L97 92V93H95ZM126 91H131L130 93L129 92H126ZM170 91V92H169ZM174 91V92H173ZM180 91H181V93H180ZM191 93V92H193V93H189V92ZM223 91V92H222ZM252 91H253V93H252ZM68 92H70V93H68ZM77 92H79V93H77ZM93 92V93H92ZM101 92V93H100ZM121 94L120 95V97H119V93ZM146 92H148L147 93V95L150 93V95H148V96H146L145 94H146ZM161 92V95L159 94ZM177 92H178V96H176V94H177ZM202 92V93H201ZM212 92V93H211ZM214 92V93H213ZM215 92L216 93H218V94H215ZM240 92H241V94H240ZM2 93H6V94H8L9 96H7L6 94L5 95H3ZM22 93V94H21ZM45 94V96H44V94ZM84 93H86V94H84ZM125 93H129L128 95L126 94V96H125ZM144 93V94H143ZM153 93V94H152ZM164 93H165V95L166 96H164ZM174 93V94H173ZM176 93V94H175ZM189 94V95H192L191 97L189 96V95H187V94ZM3 95V97H2V95ZM26 94V95H25ZM34 94L36 95V96H34ZM46 94H47V96H46ZM67 96H66V95ZM94 94V95H93ZM97 94V95H96ZM111 96H110V95ZM113 94H114V96H113ZM141 94L143 95L142 97V99H139V98H141L140 96H141ZM163 94V95H162ZM172 94V95H171ZM181 94V96L179 97V95ZM193 94H194V96H193ZM196 94V95H195ZM201 94H203L202 95V97H201V99H202V101H201V99L199 98L200 96H201ZM207 94V95H206ZM214 94V95H213ZM24 95V96H23ZM101 95V96H100ZM140 95V96H139ZM145 95V96H144ZM157 95V96H156ZM171 95V96H170ZM173 95H175V96H173ZM184 95V96H183ZM219 97H217V96ZM18 96V97H17ZM28 96H29V99H31L30 101H29V99H28ZM37 96L40 98H37ZM53 96V97H52ZM69 96L70 97H72V98H69ZM100 98H99V97ZM115 96V97H116ZM124 96V97H123ZM135 96H137V97H135ZM169 96H170V98H169ZM187 96H188V98L189 99H191V100H189V99H186L187 98ZM205 96V97H204ZM210 96H212V97H210ZM246 96V97H245ZM7 97H11L12 99H15V101H11V98H7ZM16 97L18 98V100H20V101H18V100H16ZM48 97V98H47ZM57 97L60 99L61 98V101H62V99H63V101H64V104L63 105H67V104H65V102H68V106H64V109H63V106H62V103H63V101H62V103H61V101H59V99H57ZM109 97V98H108ZM111 97H113L112 99H111ZM122 97V98H121ZM132 97H134V99L132 98ZM152 97H154V98H152ZM172 97H174V98H172ZM176 97H177V100L178 101H176ZM180 98V100H179V98ZM182 97H185V99L184 98H182ZM214 97V98H213ZM216 97V98H215ZM5 98V99H4ZM37 98V100H35ZM50 98V99H49ZM51 98H54L53 100H51ZM75 98H77V99H75ZM95 98V99H94ZM106 98V99H105ZM132 99V101H131V99ZM135 98H137V99H135ZM148 98H149V101H148ZM168 98V99H167ZM194 98V99H193ZM199 99L198 100V102L196 101V99ZM211 98H212V100H211ZM253 98V99H252ZM3 99V100H2ZM28 99V100H27ZM74 99V100H73ZM98 99V103L96 102V103H94L96 100ZM100 99V100H99ZM103 99V100H102ZM105 99V100H104ZM109 99L111 100V101H109ZM127 99V101H128V99L130 100L128 103H127V101L126 102H124L123 100H126ZM139 99V100H138ZM154 99V100H153ZM156 99H158V100H156ZM160 99V100H159ZM172 99V101L170 102V100ZM207 99H208V101H207ZM9 100V101H8ZM32 100H35L36 101V104L34 103L35 101H33V102H31ZM82 100V101H81ZM121 100V101H120ZM136 100V101H135ZM137 100H138V103H140L141 101L143 102V103H141V104H138V106L136 105V103H137ZM144 100V101H143ZM184 102H183V101ZM186 100V101H185ZM188 100V101H187ZM195 101V104H194V102L193 101ZM205 100V101H204ZM215 100V101H214ZM8 101V102H7ZM23 101V102H22ZM37 101H38V103H37ZM41 101H43V103L41 102ZM46 101V102H45ZM49 101H51L52 103H51V105H50V102ZM54 101V102H53ZM56 101V102H55ZM89 101H91V102H89ZM146 101V103H144ZM154 101H156V102H154ZM176 103H175V102ZM180 101V103H178ZM207 101V102H206ZM13 102V103H12ZM17 102H18V105H17ZM20 102V103H19ZM25 102V103H24ZM57 102H60V104H59V108L60 107H62V108H58L56 105H58L57 104ZM81 102V103H80ZM86 102H89V103H86ZM102 102H105V103H102ZM117 104V103H119V104H117V106L119 105L120 106V104L121 103H124L125 104V106L123 107H121V109L119 108V106H118V108H117V106L115 105V103ZM169 102V103H168ZM199 102H200V104L201 105H199ZM219 102V103H218ZM73 103H77V104H74L73 105V109L75 110V111H77V112H74L73 111V109L71 108L72 107V104ZM84 103V104H83ZM86 103V104H85ZM131 103H132V105H131ZM135 103V104H134ZM149 103H151V104H149ZM153 103V104H152ZM155 103V104H154ZM166 103H168V104H170V106L169 105H167ZM173 103H175V105L176 106H174V105H172ZM193 103V109L191 108L192 107V104ZM208 105H207V104ZM210 103V104H209ZM214 103V104H213ZM12 104H14V105H12ZM20 104H22V106L20 105ZM25 104H26V107H25ZM28 104V105H27ZM42 104V105H41ZM114 104V105H113ZM127 104V105H126ZM130 104V105H129ZM134 104V105H133ZM144 104V105H143ZM146 104H149V105H147V106H145ZM159 104V105H158ZM166 104V105H165ZM185 104H188L186 107H185ZM191 106H190V105ZM198 104V105H197ZM205 106H204V105ZM257 104V105H256ZM24 105V106H23ZM40 105L41 106H44L45 108H46V106H47V108H46V110L45 111H47L48 109H50V110H48V112H46V114H45V111H43V108L44 107H40ZM53 105V106H52ZM61 105V106H60ZM78 105V106H77ZM165 105V107H163ZM195 105V106H194ZM203 105V106H202ZM211 105V106H210ZM213 105V106H212ZM216 105V106H215ZM10 106V107H11ZM17 106V107H16ZM31 106V107H30ZM70 106V107H69ZM76 106H77V109H79V111H80V113L78 112V110L76 109ZM82 106H84V107H82ZM116 106V107H115ZM140 106H142V109H141V107ZM175 108H174V107ZM190 106V107H189ZM200 106V107H199ZM40 107V108H39ZM52 107V108H51ZM53 107H55V108H53ZM65 107H68V109L67 108H65ZM79 107V108H78ZM81 107H82V109H81ZM89 107H92V108H90L91 110H89ZM105 109H107V110H105ZM116 108L117 109V111L119 110L120 111V113H116V111H115V113L116 114H114V110H112V112H111V110L109 111V109L110 108ZM126 107H128L130 110H131V107L133 108V107H136L137 108V110L135 109H132L131 111L129 110V111H127V110H124V109H122V108H125L126 109ZM140 107V108H139ZM168 107H169V109H168ZM184 107V110L182 109ZM196 107H199L198 109L196 108ZM213 109H212V108ZM14 108H12V109H14ZM23 108H26V109H23ZM29 108V109H28ZM34 108V110H32ZM36 108V109H35ZM44 108V109H45ZM109 108V109H108ZM127 108V109H128ZM139 108V109H138ZM178 108L180 109V110H178ZM208 108H209V110H208ZM212 110H211V109ZM254 108H252V111L254 112H252L251 111V115H255V109ZM11 109V108H10ZM11 109V110H12ZM28 109V110H27ZM51 109H53L52 111H51ZM54 109L55 110H57V111H55L54 112ZM69 109H72V110H69ZM83 109H86L87 111H85L84 112V110ZM104 110V111H108V113H100V112H103L102 110ZM157 109L158 110H160L159 112H158V114H160V117L157 115ZM168 109V110H167ZM188 109H191V110H188ZM202 109H204L203 110V112L205 111L206 113H207V111H208V113L206 114L205 112L203 113L202 112V114H201V111H202ZM24 110V111H23ZM28 112H27V111ZM29 110H30V112L32 113L33 111L35 112H33L34 113V115L35 116H30L29 115ZM37 111V113L38 114H41V113H43V117L42 118H40V115H37L36 114V111ZM83 110V111H82ZM88 110H89V113H87L88 112ZM99 110H100V112H99ZM123 110V111H122ZM167 112V113H165V111ZM200 111V114H199V112L198 111ZM211 110V111H210ZM15 111V112H14ZM17 111V112H16ZM38 111H40V112H38ZM59 111V112H58ZM72 111V112H71ZM93 111V112H92ZM95 111V112H94ZM118 111V112H119ZM153 111H155V112H153ZM164 111V113H162ZM178 111V112H177ZM258 111V112H257ZM1 112V111H0ZM12 112L15 114H18V110L17 109H14V110H12ZM53 113L51 116V119H50V113ZM61 112V114H63V116L61 115V114H59ZM98 112V113H97ZM109 112H111V113H113L112 115H111V113H109ZM152 112L154 113V114H156V115H154L153 114V116H152ZM188 112L191 114V116H190V114H189V116H188ZM194 112V113H193ZM25 113V114H26ZM30 113V114H31ZM48 113V114H47ZM65 113H67L66 115H64ZM70 113V114H69ZM83 113V114H82ZM87 114V115H89V116H87V115H85V114ZM94 113V114H93ZM100 113V114H99ZM146 113H148V116H147V114ZM177 113V114H176ZM72 114H74V115H72ZM139 114V115H138ZM143 114H144V117H143ZM146 114V115H145ZM150 114V115H149ZM179 114V115H178ZM183 114H185V115H183ZM194 114V115H193ZM199 114V115H198ZM205 114V115H204ZM214 114H217V115H214ZM24 115V114H23ZM23 115H20L19 114V117L16 115V117L17 118H20V117H24ZM28 115H29V117H28ZM33 115V114H32ZM36 115H37V117H36ZM53 115H54V117H53ZM62 117H61V116ZM68 115V116H67ZM70 115H72V116H75V118H73L72 116H70ZM79 115V116H78ZM137 115V116H136ZM162 115V116H161ZM167 115V116H166ZM173 115V116H172ZM200 116V117H198V116ZM205 116V119L207 118V121L204 119L203 120V117ZM210 117H209V116ZM2 116V113H0V137H1V139L6 143V144H9V151H10V153H13V154H17V155H19L21 152H20V148L19 147H17L16 145H14L15 143H14V141H16L17 143H19V145L22 147V148H24V150H28L26 147H23L24 145L20 142V140H22V138L20 137V135H19V140L17 139V136H18V131L15 129V128H12V127H9L10 125H8V127L9 128H7V121L4 119L3 120V118L1 117ZM42 116V115H41ZM45 116H47V117H45ZM130 116V117H129ZM151 116V117H150ZM158 116V117H157ZM172 116V117H171ZM186 116V117H185ZM188 116V117H187ZM195 116V117H194ZM212 116H213V118H212ZM33 117H34V119H33ZM63 118L62 120H66V119H69L70 117H71V119H73V121H74V123L72 122V120L71 119H69L70 121H68V122H66L65 123V121H62V122H64V124L61 122V119L59 120V118ZM66 117V118H65ZM68 117V118H67ZM77 117V118H76ZM84 117V118H83ZM91 117V118H90ZM120 117V118H119ZM133 117V118H132ZM136 117L140 120V122H139V120H137V121H135L134 120V118L136 119ZM139 117H141V118H139ZM150 117V118H149ZM162 117H163V119H162ZM165 117L167 118V119H165ZM178 117V118H177ZM180 117V118H179ZM181 117H184V119L183 118H181ZM36 118V119H35ZM37 118H39V119H37ZM48 118H49V120H48ZM80 118L82 119V121L80 120ZM86 118V119H85ZM108 118V119H107ZM113 118V119H112ZM127 118H128V120H127ZM156 118V119H155ZM171 118V119H170ZM189 118V121H187V119ZM192 118H194V119H192ZM200 120H199V119ZM217 118H218V120H217ZM30 119V118H29ZM56 119V120H55ZM74 119H78L77 121L76 120H74ZM88 119V120H87ZM103 119V120H102ZM119 119H121L120 120V123L121 122H124V123H121L120 124V126H119ZM129 119H130V121H129ZM145 119V120H144ZM154 119V120H153ZM179 119V120H178ZM256 119H257V121H256ZM3 120V121H2ZM47 120V121H46ZM51 120V121H50ZM52 120H54V122L52 121ZM57 120H58V122H57ZM91 120V121H90ZM111 120V121H110ZM112 120H113V122L114 123H111L112 122ZM114 120H116V121H114ZM123 120V121H122ZM160 120V121H159ZM171 120V121H170ZM177 120V121H176ZM184 120V121H183ZM185 120H186V122H188V124H186L185 123ZM193 120V121H192ZM217 120V121H216ZM240 120L238 121V122H240ZM259 120V121H258ZM52 122V123H58L56 126H55V124H51L50 122ZM60 121V122H59ZM83 121H85V122H83ZM86 121H89V124H87L88 122H86ZM108 121V122H107ZM135 121V122H134ZM159 121V122H158ZM168 121V122H167ZM179 121H180V124H179ZM197 121H202V122H200V124H199V122H197ZM210 121H211V123H210ZM214 121H216V122H218V123H215ZM48 122V123H47ZM75 122H79L78 124L76 123V125H74L75 124ZM80 122H82V123H80ZM97 122H99V123H97ZM102 124H101V123ZM104 122H106V123H104ZM110 122V123H109ZM116 122V123H115ZM163 122H167V123H163ZM178 122V123H177ZM184 122V123H183ZM193 123V125L191 124V123ZM232 122V123H231ZM254 122V123H255ZM1 123H3V124H1ZM37 123V122H36ZM44 123V124H43ZM50 123V124H49ZM71 123V124H70ZM73 123V124H72ZM87 125H85V124ZM96 124L97 126V128L95 127V125L94 124ZM145 123V124H144ZM156 123V124H155ZM184 125L183 127H181L182 126V124ZM190 123V124H189ZM203 125H202V124ZM220 123V124H219ZM66 124V125H65ZM101 124V125H100ZM103 124L104 125H106V126H103ZM108 124V125H107ZM110 124V125H109ZM112 124V125H111ZM118 124V125H117ZM124 124V126H122ZM139 124V125H138ZM158 124H159V126H158ZM160 124H162V125H160ZM167 124V125H166ZM205 124H207V125H205ZM51 125H52V128H51ZM54 125V126H53ZM59 125H61V127H62V129H59V130H62V131H59L58 129H56V128H61ZM71 125H72V127L74 128V129H76V131H72L73 129L71 128ZM79 125V126H78ZM92 125V126H91ZM94 125V126H93ZM100 125V126H99ZM114 125V126H113ZM116 125V126H115ZM150 125L152 126V127H150ZM156 125V129L154 128V126ZM172 125V126H171ZM177 125V126H176ZM179 125V126H178ZM186 125H188V126H186ZM193 127H192V126ZM204 125L205 126H207L208 128H210V130L209 129H207L206 127V132H205V128H204ZM216 127H215V126ZM218 125H220V126H218ZM231 125V126H230ZM44 126V127H43ZM49 126V127H48ZM68 126V127H67ZM76 128H75V127ZM81 126V127H80ZM84 126V127H83ZM89 126V127H88ZM103 126V127H102ZM158 126V127H157ZM161 126H163V127H161ZM196 126H197V128H196ZM45 127H46V130L49 132L51 129H53V127H55L52 131H50L51 133H55V134H53L52 136L53 137H51L50 135L51 134H48L47 135V131L45 130ZM49 129H48V128ZM80 127V128H79ZM88 127V128H87ZM100 127V128H99ZM150 127V128H149ZM160 127V129H158ZM180 127V128H179ZM186 127H187V129H186ZM227 128V129H225V128ZM10 128H12V130L10 129ZM51 128V129H50ZM65 128V129H64ZM69 128H71V129H69ZM82 128H84V129H82ZM85 128H87V129H85ZM101 128L104 130H101ZM146 128H148L147 130H149L151 133L153 132V134H154V132L155 131H157L156 133H155V136L156 137H154V135L153 134H151L149 131H146ZM152 128H153V130H152ZM168 128V129H167ZM176 128H178L177 130H176ZM182 128V129H181ZM188 128H190V129H188ZM193 128H195V131L197 132H195L194 131V129ZM200 128V129H199ZM201 128H203V129H201ZM215 128H217V129H215ZM221 128H223V129H221ZM71 130V132L69 131V130ZM81 129V130H80ZM101 131H100V130ZM144 129V130H143ZM164 129V130H163ZM171 129V130H170ZM180 129V130H179ZM184 129H186L187 131L185 132V130ZM6 130V133H7V135H6V133L4 132ZM16 130V131H15ZM38 130V132H35V131H37ZM57 130V131H56ZM67 130H68V132H67ZM85 131V130H87V131H85V132H83L82 133V135L81 136H79V138L81 137L82 138V140L81 139H79V140H77V138H78V136L77 135H80V132L81 131ZM94 130V131H93ZM97 130V131H96ZM123 130H124V132H123ZM158 130H159V133H158ZM162 130V131H161ZM170 130V131H169ZM181 130H183L182 132H180ZM199 132H198V131ZM208 130V131H207ZM211 130H214L213 131V133H215L217 130H218V132H216L215 134H216V136H215V134L213 135V133H212V131ZM223 130V131H222ZM226 132H225V131ZM31 131V130H30ZM44 131H45V133H44ZM60 133H59V132ZM64 131V132H63ZM78 131V132H77ZM80 131V132H79ZM94 133H93V132ZM97 133H96V132ZM98 131L100 132V133H102V137H101V134L100 133H98ZM127 131V132H126ZM144 131H146V133L148 132V133H150L151 134V136H152V138H149V136H150V134H145L144 133ZM167 131H169L168 133H166ZM173 131V132H172ZM177 131V132H176ZM203 131V132H202ZM49 132V133H50ZM67 134H66V133ZM90 132H91V134L92 135H90ZM162 132V133H161ZM178 132H180L178 135H180V136H178L177 138L175 137L176 135H177V133ZM189 132H191V133H189ZM196 133V137H195V134L193 135V133ZM201 132V133H200ZM224 133V134H221L220 136H219V134L218 133ZM9 133H10V135H11V137L9 136ZM14 133H16V135L14 134ZM18 133V134H17ZM56 133H58V135L57 136H60L59 138L56 136ZM69 133H71V134H69ZM75 133V134H74ZM166 133V134H165ZM171 133H173V134H171ZM174 133H176L175 135H174ZM187 135H186V134ZM190 135H189V134ZM202 133H203V135H202ZM205 133V134H204ZM206 133H207V139L205 138V136H206ZM228 133H230V135L228 134ZM262 133V134H261ZM45 134L48 136V137H45ZM60 134V135H59ZM63 134V135H62ZM77 134V135H76ZM94 134V135H93ZM95 134L97 135V136H95ZM100 135V137H99V135ZM106 135V136H104V135ZM108 134L110 135V137L112 136V138H113V140H115V141H113L112 140V138H108L107 136H108ZM130 134V135H129ZM135 134V135H134ZM157 134V135H156ZM160 134V135H159ZM162 134L164 135L165 134V136H162ZM183 134V135H182ZM199 136H198V135ZM40 135V136H41ZM44 135V136H43ZM54 135H55V137H57L58 138V140H57V138L55 139V137H54ZM67 136V138H66V136ZM70 135H72V136H70ZM75 135H76V137H75ZM83 135H85V136H83ZM89 135L92 137L93 136V139L91 138L90 139V137H89ZM122 135V136H121ZM144 135L146 136L145 137V139H143L144 138ZM148 135V136H147ZM172 135H174V136H172ZM184 135H185V137H184ZM189 135V136H188ZM218 135V136H217ZM9 136V137H8ZM22 136V135H21ZM72 137L73 138V136H74V139L75 140H73V139H71V138H68V137ZM114 136V137H113ZM125 136V137H124ZM134 136V137H133ZM139 136V138L138 139H136L137 137ZM150 136V137H151ZM181 136H183V139H182V137ZM186 136H188V138L186 137ZM194 136V137H193ZM214 136V137H213ZM223 138H225V136H227L228 138H229V140H230V142H229V140H227L228 138L226 137V140L225 139H223ZM229 136H231V137H229ZM43 137H45L44 139H43ZM66 138V140H64L65 141V143H64V141H62L63 139H65ZM117 137V138H116ZM130 137V138H129ZM136 137V138H135ZM160 137V138H159ZM163 137H165V141H163L162 140V142H161V139H163ZM170 137H171V140H173L172 141V143H171V140H170ZM206 139V140H204V138ZM210 137H212V138H210ZM216 137V138H215ZM218 137V138H217ZM233 137H234V140H233ZM237 137V138H236ZM262 137H264V136H262ZM11 138H12V141H11ZM53 138L55 139V141L53 142L52 140H53ZM63 138V139H62ZM86 138H87V140H86ZM95 138V139H94ZM99 139V141H98V139ZM108 138V139H107ZM118 138H119V140H118ZM174 138H176L175 140H174ZM210 138V139H209ZM213 138H214V140H213ZM222 140H221V139ZM13 139H14V141H13ZM68 139H70V140H68ZM102 139V140H101ZM110 139V140H109ZM116 139L118 140V141H116ZM124 139V140H123ZM128 141H127V140ZM140 139V140H139ZM156 139H157V141H156ZM179 139V140H178ZM186 139H187V143H184V140H185V142H186ZM191 139V140H190ZM195 139H196V141H195ZM201 139H202V141H201ZM219 141V139H220V144H219V142H217V140ZM235 139H238V140H235ZM67 140H68V142H67ZM76 140L77 141H80V142H78L77 144H76ZM92 140V141H91ZM95 141V143H92V142H94ZM126 140V141H125ZM134 140V141H133ZM155 140V141H154ZM179 142H178V141ZM203 140L205 141V142H203ZM208 140V141H207ZM209 140H211L212 141V143L214 142L215 143V141L218 143V144H216L213 148H210V145H209V143L211 142V141H209ZM231 140H233L232 142H231ZM58 141V142H59ZM74 141H75V143H74ZM84 141V142H83ZM87 143H86V142ZM96 141H97V143H96ZM102 141V142H101ZM104 141V142H103ZM129 141H131V145L134 147H132L131 148V146H130V142ZM132 141L134 142V143H132ZM136 141L138 142V143H136ZM168 141H170V142H168ZM180 141L183 143H180ZM194 141V142H193ZM198 141V142H197ZM202 142L203 144H201L200 142ZM12 142V143H11ZM59 142V143H60ZM63 142V143H62ZM66 142H67V144H69V146H67V144H66ZM157 142V143H156ZM166 142H168V143H166ZM197 142V143H196ZM229 144H228V143ZM92 143V144H91ZM101 143V144H100ZM108 143H110V144H108ZM115 143V144H114ZM146 143V144H145ZM148 143V144H147ZM160 145H162V147H163V145L165 146L164 148H161L160 146H159V144ZM164 143V144H163ZM170 143V144H169ZM189 143V144H188ZM194 143V144H193ZM201 145H200V144ZM208 143V144H207ZM223 143V144H222ZM234 143H235V148L233 147L234 146ZM66 144V145H65ZM70 144H71V146H73V148L75 149H72V148H69L70 147ZM93 144L95 145L94 147H93ZM97 144H99V145H97ZM111 144H113L114 146H111ZM118 144V145H117ZM126 147H128L129 148V146H130V151H131V153L133 152L134 154H131V153H129V151H127L128 149L126 148L125 149V146ZM137 144H139V145H137ZM149 144H150V146H149ZM155 144V145H154ZM158 144V145H157ZM177 145V147H179V148H177L176 149V145ZM188 144V145H187ZM193 144V145H192ZM198 144V146H200V147H198V149H197V151H196V148H197V146L196 145ZM76 145V146H75ZM78 145V146H77ZM106 145H107V147L109 148V146H110V148L108 149L107 147H106ZM121 147H120V146ZM129 145V146H128ZM142 145H144L143 146V148L145 147V149H143L142 148ZM153 147H152V146ZM175 146V148H174V146ZM179 145V146H178ZM181 145H182V147H181ZM191 145H192V147H191ZM207 145V146H206ZM209 145V146H208ZM226 148H224L223 146ZM228 145V147H226ZM232 145V146H231ZM63 146V147H62ZM65 146H67L68 148H66ZM89 146H91V148L89 147ZM97 146L98 147H100V148H97ZM103 146V147H102ZM117 146H119V147H117ZM123 146H124V148H123ZM136 146L138 147L139 146V148H141V149H139V148H136ZM159 146V148H157ZM167 146V147H166ZM171 146H172V148H171ZM186 146V147H185ZM188 146H190V147H188ZM196 146V147H195ZM217 146H219V147H217ZM222 146V147H221ZM230 146V147H229ZM65 147V148H64ZM86 147H88L89 149H90V151L91 150H93L94 149V151L96 152V154L95 153H93L92 154V151H91V153H89V149H87ZM93 147V148H92ZM209 149H208V148ZM232 147V148H231ZM18 148H19V151H18ZM97 148V149H96ZM104 148V150H105V152H108V153H104L103 151H102V149ZM136 148V149H135ZM148 148H150L149 150H147ZM154 148V149H153ZM171 149V151H170V149ZM185 148H188V149H186L187 151H185ZM193 148H195V150L193 149ZM218 148V149H217ZM224 148V149H223ZM234 148V149H233ZM13 149V150H12ZM72 149V150H71ZM101 149V150H100ZM108 149V150H107ZM161 149V150H160ZM166 149H168L167 150V152H166ZM176 149V150H175ZM195 151V154H194V152L192 151ZM215 149H217V151L215 150ZM226 150L224 153L222 152V150ZM233 149V150H232ZM237 150V152H235L236 150ZM100 152H99V151ZM122 150V151H121ZM189 150H191L190 152H191V154L189 153L188 154V152H189ZM208 150V151H207ZM215 150V151H214ZM235 150V151H234ZM86 151H88V152H86ZM93 151V152H94ZM119 151V152H118ZM124 151H126V152H124ZM168 151H170V152H173V154L171 153H169ZM186 153H185V152ZM220 151V152H219ZM240 151V152H239ZM66 152H65V155H66ZM81 152V153H80ZM97 152H98V155H97ZM122 152H124L123 154H122ZM146 152H148V155H147V153ZM163 152H164V154H163ZM180 152H184V153H182L183 154V156H181L182 154H180ZM207 152H209V153H207ZM234 152V153H233ZM239 152V153H238ZM102 153H104V154H102ZM110 153V155L111 154H114V153H121V155H124V156H122L123 158L125 157V160L124 161H126L127 163H128V161L127 160H129V162H130V164L128 165V166H130V168L129 169H131L132 171H134L133 173H127V174H129V175H125L124 173H120L119 172V170L117 169V172L118 173H115L114 172V170H116L115 168H113V169H111V168H102V167H100V166H104L105 164H103L102 165V162H104V160H105V162H106V159L105 158H107V160H108V157H106V156H108L107 154H109ZM169 153V154H168ZM176 153V154H175ZM203 153H204V155H203ZM212 153H214V154H212ZM221 153L223 154L222 156L225 158L224 160L221 158L220 160H219V158L221 157ZM241 153V154H240ZM99 154H102V157H101V155H100V158H97V157H95V156H98L99 157ZM127 154V155H126ZM142 155V157H139L140 155ZM152 154H153V157H152ZM156 156H155V155ZM159 154V155H158ZM161 154H163V155H161ZM192 154H194V155H192ZM200 154L201 155H203V157H201L200 156ZM208 154V155H207ZM209 154L212 156V157H210L209 158V160L208 161H205V160H207V158L206 157H209ZM220 154V155H219ZM93 155H95V156H93ZM104 155V156H103ZM136 155V156H135ZM169 155V156H168ZM179 155V156H178ZM187 155V156H186ZM188 155H192V157H190V159H189V157H188ZM230 156L229 158L227 157V156ZM240 155H242V157L240 156ZM57 156V155H56ZM134 156V157H133ZM137 156H138V158H137ZM159 156V157H158ZM165 158H164V157ZM176 156V157H175ZM184 156H185V158H184ZM205 156V157H204ZM234 156H235V158H234ZM93 157H95V159L97 158V161H102L101 163H99V165L97 166V162H96V160L93 158ZM104 157V159L102 160V158ZM133 158V160H132V158ZM169 157V159H167ZM182 157L184 158V159H182ZM202 159H201V158ZM219 157V158H218ZM259 158V156H258V154L257 153H254L253 155H252V161H253V168L255 169L254 170V173L253 174H251L252 176H251V178L252 179H254L255 177H257L258 176V173H259V171L261 170V169H264V166H262V165H264V162H260V161H258L257 162V160H258V158ZM83 158V159H82ZM139 159V161H137L136 160V162H134V163H131V160H132V162L133 161H135V159ZM141 158V159H140ZM150 158V159H149ZM160 158V159H159ZM162 158H164V159H162ZM176 158V159H175ZM197 158H199V159H197ZM206 158V159H205ZM227 158V159H226ZM230 158H231V161H230ZM91 159H93V160H91ZM98 159H100V160H98ZM154 161H153V160ZM166 159V160H165ZM175 159V160H174ZM178 159V160H177ZM187 159H189V161L187 160ZM201 159V160H200ZM140 160H141V163H140ZM145 160H146V162H145ZM162 160H164V161H166V162H163ZM173 160V161H172ZM197 160H198V162H197ZM222 160H223V163H221L222 162ZM225 160H228V161H230L228 164H227V162L228 161H225ZM260 160V159H259ZM158 162V161H161V163H159L158 162V164H161V165H163V166H161V165H158L157 164V166L155 165L154 166V163L155 162ZM200 161V162H199ZM218 161V162H217ZM225 161V162H224ZM241 161V162H240ZM262 161H264V160H262ZM95 162V163H94ZM108 162V161H107ZM143 162H144V164H143ZM147 162H148V164L150 163V165L152 164L153 166H149V165H147ZM156 162V163H157ZM178 162V163H177ZM185 162V163H184ZM197 162V163H196ZM202 162H204L203 164H202ZM206 162V163H205ZM260 162V163H259ZM146 163V164H145ZM155 163V164H156ZM163 163V164H162ZM170 163V164H169ZM198 163H200L199 165H201V168H200V166L198 165ZM219 163H221V164H223V166L221 165L220 166V164ZM226 163V164H225ZM238 163H240V164H238ZM259 163V164H258ZM71 164H70V166H71ZM77 164V165H76ZM133 164V165H132ZM135 164V165H134ZM140 165V167H141V169H139V166L138 165ZM166 164H167V167H166ZM185 164V165H184ZM219 166H218V165ZM238 164V165H237ZM91 165V166H90ZM164 165H165V167H164ZM172 165V166H171ZM179 165V166H178ZM193 165H194V167H193ZM216 165H217V168H216V170H214L215 168L214 167H216ZM227 165V166H226ZM257 165H259L258 167H257ZM28 166H29V169L30 170H32V171H34V172H36V173H38V174H40V175H42V177L44 176L47 180H49V181H51V182H53V183H55L56 185H58V186H60V187H62V188H67V189H69L71 192H74L75 194H80L81 192L79 191V190H77V189H73V188H71L70 186H67V185H65L64 183H61L60 181H58V180H54L53 178H51V177H49V175L47 174V176H46V173H42V172H39L37 169H35V167L31 164V163H28ZM67 166H69V165H67ZM93 166V168H95V170H92L90 167H92ZM135 166V167H134ZM144 166V167H143ZM147 166H149V167H147ZM181 166H183V167H181ZM197 166H199V167H197ZM202 166H203V168H202ZM225 166V167H224ZM239 166V167H238ZM84 167V166H83ZM134 167V168H133ZM155 167H158V168H155ZM162 167V168H161ZM194 169H193V168ZM224 167V168H223ZM87 168V167H86ZM100 168H102V170L100 169ZM134 170H133V169ZM146 168V169H145ZM149 168H151L150 170H149ZM166 168H168V170L166 169ZM190 168H191V170H190ZM201 169L200 171H199V169ZM212 168H214L213 169V171H216V175L220 178V180H219V178H217V176L212 172ZM221 168H223V169H221ZM226 168V169H225ZM240 168V169H239ZM67 169V168H66ZM110 169V170H109ZM139 169V170H138ZM145 169V171H143ZM148 169V170H147ZM158 171H157V170ZM160 169V170H159ZM165 169L167 170V171H169V175H167V173H165V172H167V171H165ZM170 169H171V171H170ZM237 171H236V170ZM46 170L49 172L50 171V167H49V165L46 167ZM152 170H154V171H152ZM156 170V171H155ZM162 170H163V172H162ZM188 170H190V172H191V174L192 173H194V171L193 170H195L196 171V173L195 174H193V175H191V174H189V171ZM200 172H198V171ZM219 172H222V173H218V171ZM221 170H225L224 172L223 171H221ZM231 170V171H230ZM111 171V172H110ZM114 173H113V172ZM141 171H143V172H145V173H143V172H141ZM165 171V172H164ZM188 171V172H187ZM208 171H211L210 173H213L212 175H214V176H210V173L208 172ZM230 171V172H229ZM256 171H258V172H256ZM102 172V173H103ZM137 172H139L138 174H140V177L141 176H143L142 178H138V174H137ZM149 172H153L152 174H156V176H155V174H154V176H151L152 174L151 173H149ZM160 174H159V173ZM171 172V173H170ZM172 172H174V173H172ZM184 172H186V174L184 173ZM198 172V173H197ZM120 173V174H119ZM146 173H149V174H147L146 175ZM158 173V174H157ZM163 173H165L164 175L165 176H163ZM208 173H209V178H210V180L211 181H209V179H206L207 180V182H203V183H201V180H199L201 177H204V176H207L208 175ZM229 173V174H228ZM143 174V175H142ZM151 174V175H150ZM198 174V175H197ZM223 174V175H222ZM227 174L229 175L228 176V179L226 178L225 179V176L227 177ZM134 175H137V176H134ZM147 177H146V176ZM158 175H162V176H158ZM177 176V179H175V177ZM182 175V176H181ZM187 177H186V176ZM190 175V176H189ZM173 176H175V177H173ZM194 176V178H195V180H194V178H192ZM199 178H198V177ZM180 177V178H179ZM186 178V179H183V178ZM215 177V178H214ZM221 177H222V179H221ZM171 178V179H170ZM180 180H179V179ZM212 178L213 179H215V181L213 180L212 181ZM217 178V179H216ZM232 178V179H231ZM242 178V179H241ZM166 180V181H163L162 182V180ZM183 179V180H182ZM223 179L226 181H223ZM240 180V182H239V180ZM175 180H177L176 182L177 183H175V182H173V181H175ZM181 180H182V182H184V181H188V180H190L191 181V183H189V182H187V185L188 186H186L185 185V187H182L183 189H184V192L179 188V187H181ZM194 180V181H193ZM232 182H231V181ZM146 181H147V184H146ZM149 181V182H148ZM156 181V182H155ZM180 181V182H179ZM202 181H205V180H202ZM218 181V182H217ZM222 181L224 182V183H222ZM231 183H230V182ZM154 182V183H153ZM173 182V183H172ZM198 182V183H197ZM212 182V183H211ZM234 182H235V185H234ZM154 184V186H152V188H151V186H150V184ZM178 183L180 184V186L178 185ZM193 183L194 184H196V185H193ZM200 183L203 185H200ZM212 185V187H211V185ZM214 183V184H213ZM216 183V184H215ZM221 183H222V186H221ZM228 183L229 184H232V185H234V186H232V185H228ZM239 183V184H238ZM152 184V185H153ZM166 184V185H165ZM168 184V185H167ZM169 184H173V186L175 185L176 187H173L172 185L170 186ZM178 186H177V185ZM210 186H209V185ZM219 184V185H218ZM163 187H161V186ZM190 185V186H189ZM208 185V186H207ZM228 185V186H227ZM169 186V187H168ZM194 186H196V189H197V187L199 188V190L197 189V191L195 190V187ZM200 186H202V187H200ZM218 186H221V187H223L224 189H225V191H227V196H228V193H229V191H230V194H229V196L227 197H225V195H223L224 193H226L225 191H223L224 189L223 188H221V187H218ZM237 186V187H236ZM140 189H141V187L140 186H138ZM157 187V188H158ZM162 189H161V188ZM186 187H188V192L190 193V194H188V192H187V194H188V196L186 195L185 196V194H186V192L185 191H187L186 189ZM205 187H208V188H206L205 189ZM211 187V188H210ZM217 187H218V189H217ZM178 189V190H175V189ZM202 188V189H201ZM222 190H221V189ZM231 188H233V189H231ZM159 189H158V191H159ZM143 190V189H142ZM141 190V191H142ZM157 190V189H156ZM182 191L181 193H178V192H180V191ZM215 190H218V191H216V194L218 195H216L215 194ZM232 190V191H231ZM144 191V193H145V190H143ZM176 191V193L175 194H173V192H175ZM195 191V193H194V195H192L193 194V192ZM204 191H206L205 193H204ZM208 191H211V192H209L208 193ZM222 191V192H221ZM214 192V193H213ZM232 192V193H231ZM160 193H162L163 194V192H160ZM170 193V194H169ZM178 193V194H177ZM203 193V194H202ZM176 194H177V196H176ZM206 194V195H205ZM211 196H210V195ZM212 194H213V196H216V197H214L213 198V196H212ZM82 195L85 197V198H88L89 200H93V197L91 196V194L89 195V194H87V193H82ZM209 195V199H208V196ZM176 196V197H175ZM184 196V197H183ZM192 196H194V197H192ZM201 196V197H200ZM180 199H179V198ZM211 197H212V199H211ZM205 198H207V199H205ZM217 200H216V199ZM220 198V200H218ZM251 198V199H250ZM4 201H5V203L6 204H8L9 206H13V201L10 199V197L7 195V194H5L4 195ZM198 199H199V201H198ZM200 199H203L204 200V202L205 203H207V204H205L204 202H202L203 200H200ZM211 199V200H210ZM258 199H260V200H258ZM56 200V202H58L57 201V199H55ZM99 200H100V202L102 203V204H109V205H114V206H120V207H124V208H130V204L129 203H118V202H109V201H105V200H103L102 198H99ZM206 200L208 201V202H206ZM215 200H216V204H215ZM223 200V201H222ZM201 201V202H200ZM210 201H211V203L213 204V205H211L210 204ZM262 203H261V202ZM36 202V201H35ZM219 203V205H218V203ZM220 202H221V204H220ZM243 203V204H242ZM255 203V204H254ZM259 203H261V204H259ZM25 205L27 204V202H25L24 203ZM39 204V203H38ZM129 204V205H128ZM244 204H245V206H244ZM254 204V205H253ZM259 204V205H258ZM257 205V206H256ZM39 207H41V208H45L44 206H42V205H38ZM145 203H142V204H140L139 205V208L142 210V211H144V212H148L150 209H151V206L150 205H146L145 207H147V209L145 210ZM150 206V207H149ZM203 206H204V208H203ZM212 206H214L213 208H212ZM215 206H216V208H215ZM243 206V207H242ZM256 206V207H255ZM202 207V208H201ZM206 207V208H205ZM143 208V209H142ZM198 208V209H197ZM213 209V210H212ZM45 210H46V208H45ZM218 212V213H214V212ZM238 211V212H237ZM28 212H30L29 213V216L30 215H32V216H34V217H36V216H38V212L37 211H33V209H31V211H30V209H29V211ZM213 213V214H212ZM220 213V214H219ZM223 213V214H222ZM247 215H246V214ZM27 214V213H26ZM222 214V215H221ZM225 214H228V213H225ZM242 214H244V215H242ZM255 214V215H254ZM259 216H258V215ZM214 215H216V216H214ZM222 217H224V218H220L221 216ZM242 215V216H241ZM178 215H174V217L173 218H182L183 216H178ZM213 216V217H212ZM220 216V217H219ZM241 216V217H240ZM256 216H258V218L256 217ZM212 217V218H211ZM219 217V218H218ZM252 217H254V218H252ZM262 217V218H261ZM173 218H171V219H173ZM214 218V219H213ZM216 219H218V220H216ZM220 219V220H219ZM238 219V220H237ZM259 219V220H258ZM260 219H262V221L260 220ZM224 220V221H223ZM258 220V221H257ZM220 221V222H219ZM261 221V222H260ZM157 222V221H156ZM221 223V224H220ZM259 223H260V228L261 229H259ZM226 226V227H225ZM196 230H198V226L196 225V224H191L190 225V227L188 228V230H187V234L188 235H190L191 233H192V231H196ZM261 230V231H260ZM261 232V233H260ZM247 234V233H246ZM252 234H256V236L255 235H252ZM261 235V236H258V235ZM253 237H252V236ZM246 236V237H245ZM248 236H250V237H252V239L253 240H251V238L250 237H248ZM255 236V237H254ZM149 237H151V236H149ZM153 237V238H152ZM150 239L149 238H147L146 239V242H148V243H150V244H157V243H159L160 241V239L159 238H157V237H155V236H152ZM243 237V236H242ZM32 238V237H31ZM40 238V239H39ZM259 240H258V239ZM59 239H61V240H58V243H56L54 240H56L57 241V239H53V238H51V241H52V243L53 244H55V245H57V246H59V248H61V250H56L55 251V249L53 248V247H49L47 244H45V241H44V239L42 238V237H40V236H38V238L36 237V240H37V243H39V244H41V245H47L48 247H47V253L49 254V255H54V254H58L59 253V255H57V256H60V260H62V261H64V262H66V263H68V264H77L78 262H77V260L75 261V262H73L74 260H73V258H72V256L71 255H69V253L71 254V252H69L68 251V248L67 247H70L71 249H69L70 251H72L73 249H75L76 250V247L74 248V246H73V249H72V245L71 244H68V245H66L65 246V244H64V242H60V241H62L63 239H62V237L61 238H59ZM159 239V240H158ZM246 239V240H245ZM249 239V240H248ZM255 239H256V241H255ZM260 239H262L261 241H260ZM187 240V238L185 239V241ZM203 240H206L205 238H201V240H199V238H198V240H196V242H198V243H195V241L194 240H191L192 242H190L189 243V241L187 240L186 242H188V244L187 243H185V241H180V244L178 245V243L177 244H175V245H169V243H167L166 245H168V246H172L173 248H169L168 249V251L167 250H165L164 252H162V253H160V252H158V253H153V254H151L152 256H145V258L144 259H142V258H139V260H138V257H136V260H138V261H149V260H152L153 258H156L157 256L158 257H160V258H163V259H161L162 261L164 260V255H167V253L169 254L170 252H172V251H180V250H183L184 248H186V247H189V244L190 245H192V247H194V246H197L198 244H199V241H200V244L201 243H203V242H205V241H203ZM248 241V242H247ZM254 241H255V244H254ZM239 242V243H238ZM240 242H242V243H240ZM250 242V243H249ZM252 242H253V244L255 245V246H257V247H255L253 244H252ZM62 243H63V245H62ZM185 243V244H184ZM246 243V244H245ZM62 246H61V245ZM131 244H133V245H136V244H138V242H136V241H131ZM182 244V245H181ZM193 244H197V245H193ZM239 244V245H238ZM242 244H244V246L242 245ZM21 245V242L19 241V243L17 244V246H20ZM241 245V246H240ZM64 246V247H63ZM236 247H237V249H238V247H239V250H237L236 249ZM245 247H246V249H245ZM254 248V250H253V248ZM84 247H79L76 251H80V249H81V251L82 252H85L86 251V249H83ZM241 248L243 249V251L241 250ZM248 248V249H247ZM249 248L251 249V250H249ZM53 249V250H52ZM67 249V250H66ZM236 249V250H235ZM235 250V251H234ZM66 251V252H65ZM69 253H68V252ZM88 251V250H87ZM163 251V250H162ZM235 253H234V252ZM250 251H252V252H250ZM239 252V253H238ZM246 252V253H245ZM235 255H234V254ZM242 253V254H241ZM250 253H252V254H250ZM255 253H254V255H255ZM238 254V258H237V260H235L236 259V255ZM241 254V255H240ZM244 254V255H243ZM70 257H69V256ZM236 256V257H235ZM126 257V259H124V261H127V260H130L131 259V257L130 256H128V255H126L125 256ZM149 257V258H148ZM224 257V258H223ZM234 257V258H233ZM20 258V257H19ZM17 259V260H19L20 262H22V260H20V259ZM70 258H71V260H70ZM79 259H81L82 260V258L85 260V258L84 257H82V258H80V257H78ZM142 259V260H141ZM166 260H164L163 262H165V261H168L169 263H172V262H170L171 260L169 259V258H165ZM177 260H178V258H176ZM182 259H184V258H180V260H182ZM73 260V261H72ZM92 261L94 260V259H91ZM91 260H87V261H91ZM99 259H95L92 263L90 262V263H88L87 262V264H100V261L101 260H99ZM230 260H232L231 262H230ZM98 261L99 263H96V262ZM161 261V263H163ZM242 261V260H241ZM103 262V261H102ZM101 262V264H105L106 262H103L102 263ZM167 262V263H168ZM224 262V263H223ZM110 264H116V261H114L113 263H112V261H110L109 262ZM108 263V264H109ZM120 262H117V264H119ZM122 263V262H121ZM159 263H160V259H159ZM159 263H157V264H159ZM160 263V264H161ZM166 262L165 263H163V264H167ZM168 263V264H169ZM226 263V264H227ZM79 264V263H78ZM107 264V263H106Z\"/></svg>","mask_w":264,"mask_h":264},{"label":"bare ground","instance_id":"obj_2","mask_svg":"<svg viewBox=\"0 0 264 264\" xmlns=\"http://www.w3.org/2000/svg\"><path fill=\"white\" fill-rule=\"evenodd\" d=\"M27 1V0H26ZM37 1V0H36ZM43 1V0H42ZM47 1V0H46ZM46 1H45V3H46ZM53 1V0H52ZM55 1V0H54ZM65 1V0H64ZM94 1V0H93ZM96 2L98 1V0H95ZM100 1V0H99ZM126 1V0H125ZM136 1V4H137V0H134V2ZM140 1H143L144 2V0H140ZM154 1V3H155V0H153ZM157 1V0H156ZM161 1V0H160ZM159 1V2H160ZM163 1V0H162ZM166 1V0H165ZM171 0H167L166 2L168 3V2H170ZM194 1V0H193ZM192 1V2H193ZM200 1H203V0H200ZM206 1V0H205ZM213 1L214 0H212L211 2L213 3ZM215 1H217V0H215ZM44 2V1H43ZM48 2V1H47ZM51 2V1H50ZM50 2H48V3H50ZM59 2V1H58ZM58 2H56V3H58ZM76 2V1H75ZM84 2V1H83ZM88 2V1H87ZM89 2H90V0H89ZM102 2V1H101ZM101 2H99V3H101ZM107 2H109V1H107ZM112 1H110V3H111ZM119 2H121V1H119ZM119 2L117 3V4H119ZM127 2H128V0H127ZM130 2H132L133 3V1H130ZM142 2V3H143ZM148 2H149V0H148ZM147 2V3H148ZM152 2V1H151ZM157 3V4H160V3ZM172 2H175V1H173L172 0ZM188 2V1H187ZM186 2V3H187ZM191 2V4L192 5H194V2H196V1H194L193 3ZM197 2H199V1H197ZM208 2H210V1H208ZM218 2V1H217ZM29 3H31V2H29ZM34 3V2H33ZM52 3V2H51ZM50 3V4H51ZM72 3V2H71ZM90 3H92V2H90ZM142 3H139L138 2V7H137V5L136 4H132L133 6H136V8H140L139 6L140 5H142ZM144 3H146V2H144ZM143 3V5H145ZM153 3V4H154ZM189 3V2H188ZM187 3V4H188ZM211 3V4H212ZM219 3V2H218ZM35 4V3H34ZM38 4V3H37ZM36 4V5H37ZM53 4V3H52ZM84 4H85V2H84ZM94 4V3H93ZM93 4H91V5H93ZM112 4H114V3H111V4H109L110 5V7H112V6H114V5H112ZM151 4V3H150ZM153 4H151V5H153ZM156 4V3H155ZM178 4V2H176V5ZM183 4V3H182ZM185 4V3H184ZM186 4V6H188ZM190 4V3H189ZM259 4L261 5L262 4V1L261 2H259ZM14 5H16V4H14ZM26 5V4H25ZM40 5V4H39ZM59 5V4H58ZM75 5H76V3H75ZM102 6V4H99V5H97V6ZM112 5V6H111ZM129 6L131 5V3L130 4H128ZM131 5V6H132ZM147 5V4H146ZM145 5V6H146ZM149 5V4H148ZM147 6V8H144L145 6H143L142 7V9L144 8V9H148V7H150L151 9L153 8V6ZM162 5H164L163 3H162ZM166 5H168V4H166ZM180 5H181V3H180ZM196 5V6H195ZM194 6L195 7H198V5L199 4H195ZM215 5V4H214ZM213 5V6H214ZM219 4H217V6H218ZM259 5V6H260ZM262 5H264V4H262ZM38 6V5H37ZM42 6H44V4L42 5ZM50 7H51V5H49ZM48 6V7H49ZM56 6V4L54 5V7ZM119 6H121V4H119L118 6H117V8H116V5H115V7H112V8H114L113 10H114V13L116 12V9H119L120 7ZM157 6V5H156ZM160 6V5H159ZM200 6H201V4H200ZM199 6V7H200ZM212 6V7H213ZM216 6V5H215ZM219 6H224V5H219ZM259 6H257V7H259ZM4 7V6H3ZM6 7V6H5ZM15 7V6H14ZM46 7V6H45ZM54 7L52 6L51 8H53L54 9ZM59 7V6H58ZM74 7H76V6H73V10H74ZM77 7H78V5H77ZM119 7V8H118ZM166 8L168 7V6H165ZM164 6H163V8L162 9H164L165 8ZM177 7H178V5H177ZM180 7V6H179ZM178 7V8H179ZM189 7H193V6H188V8ZM203 7H205V9H203V11L204 12H207L208 11V7L206 8V6H203ZM203 7H200V8H203ZM10 8V7H9ZM12 8V7H11ZM31 8V7H30ZM60 8H61V6H60ZM59 8V9H60ZM80 8V7H79ZM91 8H93V7H91ZM96 8V7H95ZM101 8V7H100ZM111 8V9H112ZM149 8V11L151 10ZM159 8V7H158ZM157 7H156V9H158ZM164 9V10H162L161 9V11H160V13L163 11V13L164 12H166V10L167 9ZM169 8V7H168ZM175 8V7H174ZM174 8H172V6L170 7V11H171V9H172V12L174 13V11H173V9ZM177 8V9H178ZM185 8V7H184ZM191 8H189V9H191ZM215 8H217V7H213V9L215 10ZM231 8V7H230ZM260 8H264V7H260ZM44 9V8H43ZM50 9V8H49ZM55 9H57V7H55ZM63 9V8H62ZM68 9V8H67ZM77 9V8H76ZM110 9V10H111ZM124 9V8H123ZM128 9V8H127ZM127 9H125L126 11H127ZM142 9H141V12H142ZM144 9H143V11H144ZM155 9V8H154ZM153 9V10H154ZM213 9H212V11H213ZM236 9V8H235ZM15 10V9H14ZM18 10V9H17ZM22 10V9H21ZM46 10V9H45ZM79 10V9H78ZM81 10V9H80ZM80 10L78 11V12H80ZM96 10V9H95ZM98 10V9H97ZM96 10V11H97ZM133 10H135V8L133 9L132 8V11ZM152 10V11H153ZM159 10L160 9H158V11L156 10V12L158 13L159 12ZM179 10H181V8L179 9ZM185 10H187V9H184V11ZM192 10H193V8H192ZM205 10H207V11H205ZM59 12H57L56 10H55V12L56 13H61V9L60 10H58ZM70 11H71V9H70ZM89 11V10H88ZM112 11V10H111ZM122 11V10H121ZM132 11L130 10V12H129V15H131L132 14ZM140 11V10H139ZM148 10H146V12L148 13L149 12ZM167 11H169V9L167 10ZM183 11V10H182ZM181 11V12H182ZM183 11V12H184ZM190 11V10H189ZM193 11H195V10H193ZM193 11H191V13L190 14H194V12ZM196 11H198V10H196ZM211 11V12H212ZM217 11H219V10H217ZM29 12V11H28ZM38 12V11H37ZM54 12V11H53ZM63 13H64V11H62ZM77 12V13H78ZM94 12V11H93ZM119 12V11H118ZM124 12V11H123ZM134 12H138L137 10L136 11H134ZM154 12V15H156L155 14V11H153ZM153 12H152V14H153ZM193 12V13H192ZM214 12V11H213ZM216 12V11H215ZM258 12V11H257ZM261 12H262V10H261ZM260 12V13H261ZM13 13V12H12ZM32 13H33V11H32ZM72 13V12H71ZM71 13H69V14H71ZM81 13V12H80ZM95 13V12H94ZM99 13V12H98ZM113 13V12H112ZM113 13V14H114ZM122 13V12H121ZM131 13V14H130ZM160 13L159 14H157V17H159L158 15H160ZM169 13V12H168ZM167 13V14H168ZM172 13V14H173ZM177 12H175V14H176ZM187 13V12H186ZM185 13V14H186ZM198 13V12H197ZM196 13V14H197ZM208 13V12H207ZM217 13V12H216ZM237 13V12H236ZM3 14V13H2ZM34 14V13H33ZM53 14V13H52ZM73 14H75L74 12H73ZM79 14V13H78ZM135 14V13H134ZM134 14H133V16H134ZM139 15H140V12L138 13ZM137 14V16L139 17V15ZM170 14V13H169ZM187 14H189V12L187 13ZM204 14V13H203ZM206 14V13H205ZM213 14V13H212ZM26 15V14H25ZM50 15V14H49ZM65 15V14H64ZM66 15H68V14H66ZM80 15H84L85 16V14L84 13H81ZM86 15H87V13H86ZM92 15H93V13H92ZM95 15H96V13H95ZM98 15V14H97ZM100 15H101V13H100ZM119 15V14H118ZM124 14H122L121 15V17L120 18H122V19H119V24H120V21H123V17H125V15H126V18H128L127 17V13L123 16ZM128 15V16H129ZM145 15V14H144ZM147 15V14H146ZM145 15V19H146V17L148 16H146ZM149 15L151 16V13L149 12ZM153 15V16H154ZM162 15V14H161ZM164 15H166V13H164ZM163 15V16H164ZM174 15V14H173ZM172 15V16H173ZM177 15V14H176ZM195 15V14H194ZM198 15V14H197ZM217 15H218V13H217ZM220 15V14H219ZM218 15V16H219ZM230 15L231 14H227L226 16H229L230 17ZM31 16V15H30ZM59 16V15H58ZM70 16V15H69ZM76 16V14L74 15V17ZM104 16V15H103ZM106 16V15H105ZM132 16V15H131ZM132 16V17H133ZM137 16H134L133 18H135V17H137ZM143 15H141V17H142ZM153 16H151V17H153ZM162 16V17H163ZM171 16V15H170ZM172 16H171V19H172ZM187 16V15H186ZM233 17H234V15H232ZM232 16H231V18H232ZM9 17V16H8ZM13 17V16H12ZM21 17V16H20ZM54 17H56V16H54ZM60 17H62L61 15H60ZM68 17V16H67ZM71 17V16H70ZM70 17H68L69 19H71ZM77 17V16H76ZM81 16H79L78 18H80ZM95 17V16H94ZM110 17H112V16H110ZM132 17H131V20H132ZM155 17V16H154ZM153 17V20L154 19H156L157 17H155L154 18ZM161 17V18H162ZM164 17H166V19H167V15L166 16H164ZM174 17V16H173ZM178 17V16H177ZM180 17H182L181 15L179 16V18ZM229 17H225V19L226 18H229ZM248 17H250V16H248ZM258 17V16H257ZM51 18V17H50ZM53 18V17H52ZM64 18V17H63ZM62 18V19H63ZM67 18V19H68ZM85 18V17H84ZM91 18H93V17H91ZM90 18V19H91ZM98 18H100L99 17V15H98V17H97V19L95 18V20H98ZM106 18V17H105ZM104 18V19H105ZM125 18V19H126ZM143 18V17H142ZM148 18V17H147ZM160 18V17H159ZM168 18H169V15H168ZM175 18V17H174ZM178 18V19H179ZM183 18V17H182ZM194 18H196L195 16L193 17V20H194V22L196 21ZM198 18V17H197ZM209 18H210V16H209ZM235 18V17H234ZM234 18H232L233 20H232V22L233 21H235V19ZM57 19V18H56ZM58 19H59V17H58ZM73 19V18H72ZM71 19V20H72ZM74 19H76V18H74ZM83 19V18H82ZM103 18H101L100 20H102ZM107 19H109L108 17L106 18V21L108 22V20ZM111 19V18H110ZM109 19V20H110ZM113 19V18H112ZM111 19V20H112ZM124 19V20H125ZM136 19H138V18H135V21H136ZM158 19V18H157ZM165 19V18H164ZM176 19V18H175ZM174 19V20H175ZM186 18L184 17V20H185ZM187 19H188V16H187ZM191 19V18H190ZM189 19V20H190ZM199 19H201V17H199ZM206 19V18H205ZM230 19V18H229ZM239 19H241V18H239ZM259 19H261V18H258V20ZM33 20V19H32ZM36 20V19H35ZM48 20V19H47ZM79 19H77L76 20V22L78 21ZM89 20V19H88ZM94 20V21H95ZM114 20V19H113ZM112 20V21H113ZM127 21L129 20V19H126ZM126 20L124 21V24H125V22H126ZM131 20H129V21H131ZM141 20V19H140ZM147 20V19H146ZM146 20L144 21L143 19L141 20V21H139V22H145L146 23ZM150 21H151V19H149ZM149 20H147V21H149ZM161 21H162V19H160ZM159 20V21H160ZM173 20V19H172ZM173 20V21H174ZM182 21H183V19H181ZM188 20V21H189ZM192 20V21H193ZM208 20H210V19H208ZM216 20V19H215ZM236 20H238V18L236 19ZM34 21V20H33ZM46 21V20H45ZM51 21V20H50ZM53 21V20H52ZM56 21V20H55ZM58 21V20H57ZM62 21V20H61ZM75 21V20H74ZM85 21V20H84ZM87 21V20H86ZM92 21V20H91ZM103 21V20H102ZM112 21L110 22V23H112ZM116 21V22H117ZM128 21V22H129ZM133 21H134V19H133ZM155 21H157V20H154V22ZM192 21H189L190 23L192 22ZM225 21H227V19L225 20ZM230 21V20H229ZM238 21H240L241 22V20H238ZM243 21V20H242ZM6 22V21H5ZM39 22V21H38ZM48 22H49V20H48ZM59 22H60V20H59ZM64 22V21H63ZM68 22V21H67ZM69 22H71V21H69ZM72 22H73V20H72ZM72 22H71V24H72ZM93 22V21H92ZM97 22V21H96ZM104 22V24H106L105 23V21H103ZM103 22H101V24L103 23ZM117 22V23H118ZM127 22V23H128ZM175 22H176V20H175ZM201 22L202 23H200V24H204L205 23V21H204V23H203V20H201ZM215 22V21H214ZM240 22H237V23H240ZM260 22V21H259ZM30 23V22H29ZM46 23V22H45ZM50 23V22H49ZM55 23V22H54ZM58 23V22H57ZM88 23V21L85 23V24H87ZM90 23V22H89ZM109 23V22H108ZM127 23L125 24V26L127 25ZM133 23V22H132ZM145 23H144V25H145ZM148 23V22H147ZM146 23V24H147ZM151 24H152V22H150ZM150 23H148V26H149V24ZM161 23V22H160ZM163 23V22H162ZM174 23V22H173ZM177 23H179V22H177ZM189 23V24H190ZM198 22H196V24H197ZM227 23H228V21H227ZM226 23V24H227ZM230 23H231V21H230ZM235 22H233V24H234ZM244 23V22H243ZM262 23H264V22H262ZM27 24V23H26ZM31 24V23H30ZM82 24V23H81ZM84 24V23H83ZM92 24V23H91ZM93 24H95L94 22H93ZM98 24V23H97ZM103 24V26L105 27V26H107V25H104ZM131 24V23H130ZM135 24V23H134ZM183 23L181 22L180 23V25H182ZM192 24V23H191ZM232 24V23H231ZM232 24V25H233ZM245 24V23H244ZM256 24V23H255ZM40 25H41V23H40ZM63 25H67V24H63ZM69 25H70V23H69ZM75 25H76V23H75ZM90 25V24H89ZM88 25V26H89ZM111 25V24H110ZM109 25V29H110V27H112L113 25H111L110 26ZM128 25H129V23H128ZM127 25V26H128ZM137 25V24H136ZM153 25V24H152ZM156 25V24H155ZM162 26L164 25L165 26V23L164 24H161ZM166 25H168V24H166ZM228 25V24H227ZM225 26V27H227L228 28V30H229V28H230V24H229V27L228 26ZM5 26H6V24H5ZM10 26V25H9ZM15 26V25H14ZM49 26V25H48ZM82 26V25H81ZM81 26H79V27H81ZM85 26V25H84ZM83 26V27H84ZM87 26V25H86ZM117 26V25H116ZM119 26V25H118ZM131 25H129V27H130ZM132 26H133V24H132ZM131 26V27H132ZM147 26V27H148ZM157 26V25H156ZM160 26V25H159ZM178 27H179V24L177 25ZM190 26V25H189ZM188 26V27H189ZM192 26H193V24H192ZM192 26H190L191 28H192ZM197 26V25H196ZM195 26V28H194V26H193V28H194V30H196V31H194L193 33H195V34H197L198 36H199V34H200V36H201V33H202V31H203V33H204V30H203V28H202V30H200L201 31V33H199L198 34V32L199 31H197L198 30V27H200L199 26V24H198V27H196ZM205 26V25H204ZM256 26V25H255ZM262 26V25H261ZM12 27V26H11ZM25 27V26H24ZM58 27H59V25H58ZM60 27H62V26H60ZM64 27V26H63ZM67 27V26H66ZM72 27L73 28H71V26H69V28H71V30H74V24H72ZM92 27V26H91ZM93 27H95L94 25H93ZM99 27V26H98ZM115 27V26H114ZM129 27H126V28H129ZM136 27V26H135ZM145 27H146V25H145ZM150 28L151 27H153V28H155L154 27V25L153 26H149ZM167 27V26H166ZM169 27H170V25H169ZM181 27H183L182 28V30H184V26H181ZM202 27V26H201ZM213 27V26H212ZM211 27V28H212ZM224 27V26H223ZM234 27V26H233ZM46 28V27H45ZM82 28V27H81ZM87 28V27H86ZM89 28V27H88ZM96 28H97V25H96ZM96 28H95V30H96ZM126 28H125V30H126ZM137 28H138V26H137ZM150 28H149V30H150ZM158 28V27H157ZM191 28H190V30H191ZM193 28H192V30H193ZM208 28V27H207ZM211 28H210V30H211ZM227 28H226V30H227ZM262 28H264V27H262ZM39 30H40V28H39ZM42 30H43V28H42ZM78 30H79V28H78ZM84 30H85V28H84ZM91 30L92 31H94L93 30V28H91ZM91 30H88V31H91ZM99 30H101V27L99 28ZM113 30H114V28H113ZM121 30H122V28H121ZM121 30H120V28H119V30H118V33H119V35H121L120 33H121ZM125 30H123V31H125ZM133 30H134V26H133ZM158 30H159V28H158ZM157 30V31H158ZM166 30H167V28H166ZM174 30H175V28H174ZM189 30V28H188V30H187V28H186V31H190ZM205 30H206V28H205ZM210 30H208V31H210ZM224 30H225V28H224ZM233 30H234V28H233ZM232 30V31H233ZM4 31V30H3ZM18 31V30H17ZM37 31V30H36ZM58 31H59V28H58ZM64 31V30H63ZM67 31H69L68 30V28H67ZM102 31V30H101ZM100 31V32H101ZM116 31H117V28H116ZM115 31V33L117 34V32ZM122 31V32H123ZM127 31H131L130 30V28H129V30H127ZM154 31V30H153ZM165 31V30H164ZM168 31V30H167ZM169 31H171L172 32V26H171V30H169ZM168 31V33H169V39H170V41H171V39H173L175 36V34H173V36L171 37L170 35H172L170 32ZM261 31H264V30H261ZM260 31V32H261ZM62 32V31H61ZM76 32V31H75ZM81 32V31H80ZM86 31H84V33H85ZM96 32V31H95ZM98 32V31H97ZM111 32H113V31H111ZM151 32V31H150ZM160 32H161V30H160ZM213 31H211V33H212ZM235 32V31H234ZM18 34L20 33V32H17ZM16 33V34H17ZM48 33H50V32H48ZM53 33V32H52ZM52 33H50L51 35H54V34H52ZM55 34L56 33H58V32H54ZM66 32L64 31V34H65ZM69 33V32H68ZM67 33V34H68ZM78 33H79V31H78ZM78 33H77V35H78ZM86 33H88V32H86ZM85 33V34H86ZM91 33V32H90ZM114 33V32H113ZM125 33H127V34H129L128 32H125ZM131 33H132V31H131ZM130 33V34H131ZM134 33H135V31H134ZM141 33V32H140ZM155 33V32H154ZM158 33V32H157ZM166 33V32H165ZM172 33H174V32H172ZM177 33V32H176ZM182 33H184L183 31H182ZM188 33V32H187ZM190 33H192L191 31H190ZM193 33H192V35L191 34H189L188 33V35L189 36H192V39H193V37L195 36H193ZM205 33H206V31H205ZM204 33V34H205ZM229 33H231V32H227V34H229ZM44 34V33H43ZM60 34V33H59ZM64 34H63V38H64ZM67 34H65V35H67ZM76 34V33H75ZM84 34V35H85ZM89 34V33H88ZM92 34V33H91ZM124 34V33H123ZM126 34V36H130V37H132L130 34L129 35H127ZM136 34V33H135ZM148 34V33H147ZM162 34H163V32H162ZM185 34V33H184ZM208 33H206V35H207ZM231 34H233V33H231ZM237 34V38H238V32L236 33ZM235 34V35H236ZM243 34V33H242ZM24 35H25V33H24ZM27 35V34H26ZM69 35V34H68ZM71 35V34H70ZM69 35V36H70ZM79 35H81V33L79 34ZM78 35V36H79ZM83 35V34H82ZM84 35L81 37L82 38V42L81 41H79L78 43H83V38H86V36L84 37ZM96 35H98V33L96 34ZM96 35H95V37H96ZM101 34H99V36H98V38L100 37V39H101V37L102 38H106V37H103V36H100ZM104 35V34H103ZM134 35V34H133ZM140 35V34H139ZM142 38L146 35V34H143L142 33ZM168 35V34H167ZM177 35H179V34H177ZM176 35V36H177ZM187 35V36H188ZM203 35V34H202ZM220 35H222V34H220ZM29 36V35H28ZM28 36H24V37H26V39H27V37ZM33 36V35H32ZM39 36H40V34H39ZM45 36V35H44ZM43 36V37H44ZM57 36V35H56ZM59 36H61V35H59ZM58 36V37H59ZM90 36H92V35H90ZM93 36H94V34H93ZM106 36V35H105ZM125 36V34H124V37H126ZM135 36V35H134ZM136 36H138V35H136ZM147 36V35H146ZM145 36V37H146ZM150 36H151V33H150ZM149 36V37H150ZM186 36V35H185ZM198 36H196V37H198ZM199 36V37H200ZM207 36H209V35H207ZM217 36V35H216ZM215 36V37H216ZM17 37V36H16ZM20 37V36H19ZM24 37H22V39L24 38ZM41 37H42V34H41ZM42 37V38H43ZM50 37H52V36H50ZM62 37H60V38H62ZM74 37V36H73ZM72 37V38H73ZM171 37V38H170ZM212 37V36H211ZM218 38H219V35L217 36ZM232 37V36H231ZM231 37H230V39H231ZM240 37V36H239ZM18 38V37H17ZM34 39H35V37H33ZM38 39H39V37H37ZM54 38V37H53ZM63 38H62V40H63ZM68 38V37H67ZM71 38V37H70ZM72 38H71V43L73 42V40H72ZM76 38H77V36H76ZM97 38V37H96ZM117 38V37H116ZM115 38V39H116ZM121 38V37H120ZM136 38V37H135ZM138 38V37H137ZM140 38H141V36H140ZM147 39H148V37H146ZM158 38H159V36H158ZM179 38H180V36H179ZM195 38V37H194ZM207 37H205V39H206ZM221 38V37H220ZM219 38V40H222V38L220 39ZM233 38V37H232ZM30 39V38H29ZM28 39V40H29ZM66 38H64V40H65ZM87 39H89L88 37H87ZM99 39V40H100ZM108 39V38H107ZM106 39V40H107ZM127 39V38H126ZM139 39V38H138ZM137 39V40H138ZM160 40H161V38H159ZM165 39V38H164ZM191 39V38H190ZM197 39V38H196ZM201 39V38H200ZM203 39H204V37H203ZM202 39V42L204 43L205 42V39L203 40ZM208 39V38H207ZM214 39V38H213ZM211 40L209 43H210V47L213 49L212 50V54L214 55V53H216L217 55V57H218V59L220 58L221 60H223V62L221 63L220 62V64H222L221 66V68H222V72H223V74L225 75V73H226V77H224L225 79H223V80H225V81H227L228 82V84H225V85H227V88H226V90H225V92L223 93V94H221V93H219V96H220V98L219 99H221L220 101H221V103L220 104H218L219 106H217V107H219V110H217V112H219V114H218V116L221 118V120H220V122H221V127H223V123H226L225 121H229L230 119H229V116H228V110H229V105H230V102H231V100H232V97L235 95V94H237V92H238V89H237V87L235 86V84H234V82L236 81V77L237 76H240V78L242 79V77L241 76H244V73L243 72H240L238 69H237V67L236 68H234L235 66L234 65H236L237 63H235V64H233L234 62L233 61H239V60H237L236 58V60H234L233 58L235 57V55H232V54H230L229 55V53H232V51H231V49L229 50V51H227L226 49L227 48H225L226 46H224V48L222 49V48H219L218 47V45H220L221 46V44H219L218 43V45H217V43L215 42V40L216 39H214V40ZM239 39V38H238ZM256 39V38H255ZM20 40V39H19ZM25 40V39H24ZM36 40V39H35ZM49 40H50V38H49ZM64 40L63 41H59V44H66L67 42H65L64 43ZM69 40V38L67 39V41ZM94 40H96L97 41V39H93V42H95ZM103 40V39H102ZM111 40V39H110ZM114 39H112V41H113ZM117 40H119V39H117ZM116 40V41H117ZM120 40H122V39H120ZM123 40H125V38L123 39ZM132 40V39H131ZM142 40V39H141ZM154 40H155V38H154ZM160 40H156L157 42H160ZM166 40V39H165ZM165 40H163L162 42L164 43V41ZM185 40V39H184ZM183 40V41H184ZM193 40H195V39H193ZM197 40H199V39H197ZM196 40V41H197ZM236 40V41H235ZM13 41H14V39H13ZM16 41V40H15ZM33 41V40H32ZM31 41V42H32ZM42 41V40H41ZM66 41V40H65ZM105 41V39L102 41V42H104ZM132 41H134V40H132ZM131 41V42H132ZM156 41H154V42H156ZM172 41H174V39L172 40ZM190 41H192V40H190ZM209 41V40H208ZM233 41V40H232ZM231 41V42H232ZM244 41H245V39H244ZM17 42H18V39H17ZM16 42V43H17ZM27 42V41H26ZM38 42V41H37ZM37 42H36V44H37ZM40 42V41H39ZM44 42H47V41H44ZM51 42H53V40L51 41L50 40V43ZM61 42V43H60ZM74 42H75V40H74ZM73 42V43H74ZM86 42V41H85ZM87 42H88V40H87ZM86 42V43H87ZM92 42V41H91ZM91 42L90 43H83V45L85 46V44H86V46L88 45V44H90L91 45ZM100 42V41H99ZM108 42H109V40H108ZM124 42V41H123ZM123 42L121 41V43L123 44ZM128 42H130V40H128ZM130 42V43H131ZM146 43L145 42V39L142 41V43ZM168 42V41H167ZM177 42H179V41H177ZM180 42H182L181 41V38H180ZM188 42V41H187ZM187 42H183V43H187ZM194 42V41H193ZM198 42V44L199 45H201V47H205L206 45H203V43H200L201 41L199 40V41H197ZM197 42H196V44H197ZM226 42V41H225ZM234 42H237V39H234ZM233 42V43H234ZM30 43V42H29ZM33 43V42H32ZM49 42H47V44H48ZM55 43H56V41H55ZM69 43V42H68ZM75 43H77V41L75 42ZM115 43V42H114ZM113 43V44H114ZM125 43V42H124ZM133 43V42H132ZM143 43V44H144ZM161 43V42H160ZM159 43V44H160ZM163 43H161V45L163 44ZM183 43H180L179 44V46H180V48H182L181 46H182V44ZM207 43V46H208V42H206ZM223 43H224V41H223ZM227 43V42H226ZM240 43V42H239ZM252 43V42H251ZM27 44V43H26ZM41 44H45V45H47L46 43H41ZM61 44V45H62ZM102 44V43H101ZM106 44V42H104V44L103 45H105ZM109 44V43H108ZM110 44H111V42H110ZM109 44V47L111 48V46L112 45H110ZM139 44V43H138ZM158 44V45H159ZM173 44V43H172ZM176 44V43H175ZM190 44V43H189ZM188 44V45H189ZM196 44H194V45H196ZM205 44V43H204ZM235 44V43H234ZM238 44V43H237ZM8 45V44H7ZM12 45V44H11ZM16 45H18V44H16ZM42 45V46H43ZM54 45V44H53ZM74 45V44H73ZM100 45V44H99ZM99 45H97V47L99 46ZM117 45V44H116ZM116 45H115V47H116ZM120 45V44H119ZM118 45V46H119ZM129 45V44H128ZM127 45V46H128ZM142 45V44H141ZM141 45H140V48H141ZM144 45H146V44H144ZM157 45V46H158ZM164 45V44H163ZM184 45V44H183ZM186 45V44H185ZM227 45V44H226ZM239 45V44H238ZM240 45H243L242 43H240ZM244 45H245V42H244ZM256 45H257V43H256ZM48 46L50 47V45L48 44ZM57 46H60V45H57ZM77 46V45H76ZM93 46V45H92ZM91 46V47H92ZM106 46V45H105ZM133 46H134V44H133ZM165 46V45H164ZM169 46V45H168ZM178 46V47H179ZM192 45H190V47H191ZM207 46L205 47V48H207ZM229 45H227V47H228ZM235 46H237L236 44H235ZM246 46V45H245ZM244 46V47H245ZM11 47H13V45L11 46ZM18 47H20V46H18ZM25 47V46H24ZM30 47V46H29ZM35 47V46H34ZM33 47V48H34ZM61 47V46H60ZM62 47H63V45H62ZM72 47V46H71ZM79 47H80V44H79ZM87 47H89V46H87ZM90 47V48H91ZM94 47L96 48V44L94 45ZM104 47V46H103ZM102 47V48H103ZM120 48H121V45L119 46ZM123 47V46H122ZM129 47V46H128ZM127 47V48H128ZM132 47V46H131ZM138 47V46H137ZM160 47V46H159ZM170 47V46H169ZM172 47V46H171ZM187 48V46H184V49H182V50H184L185 51V49ZM197 47L199 48L200 46H198L197 45ZM200 47V48H201ZM219 49H218V48ZM223 47V46H222ZM238 47V46H237ZM236 47V48H237ZM242 48H243V46H241ZM240 47V48H241ZM9 48V47H8ZM30 48H32V47H30ZM36 48V47H35ZM34 48V49H35ZM74 48H76V47H74ZM74 48H72V49H74ZM84 48V47H83ZM89 48V49H90ZM94 48V49H95ZM106 48H108V46L106 47ZM118 48V47H117ZM120 48H118V49H120ZM126 48V47H125ZM130 48V47H129ZM154 48H156V47H154ZM153 48V49H154ZM176 48H177V46H176ZM176 48H174V49H176ZM192 48H193V46H192ZM199 48V49H200ZM241 48V49H242ZM18 49V48H17ZM37 49V48H36ZM67 49V48H66ZM68 49H71V48H68ZM71 49V50H72ZM85 49V48H84ZM83 49V50H84ZM87 49V48H86ZM85 49V50H86ZM88 49V50H89ZM97 49V48H96ZM111 49H113V48H111ZM123 48H121L119 51H121ZM131 49V48H130ZM130 49H128V51L130 50ZM142 49V48H141ZM152 49V50H153ZM169 49H172V48H169ZM173 49V50H174ZM191 49V48H190ZM202 49V48H201ZM208 49H209V47H208ZM205 50V51H210V50ZM217 49V50H216ZM240 49V50H241ZM15 50H16V48H15ZM24 50V49H23ZM28 50V49H27ZM41 50V49H40ZM47 50V49H46ZM56 50V49H55ZM54 50V51H55ZM78 50H80V52L82 51L81 49H79L78 48ZM88 50H86V51H88ZM93 50V49H92ZM98 50H101L100 49V46H99V49ZM97 50V51H98ZM115 50H117V49H115L114 48V51ZM126 50V49H125ZM136 50H138V52H139V49H137L136 48ZM150 50V49H149ZM158 50H159V48H158ZM178 50V49H177ZM21 51V50H20ZM29 51V50H28ZM45 51V50H44ZM49 51H51V50H49ZM48 51V52H49ZM65 51V50H64ZM94 51H96V50H93V52ZM105 51H107V53H111V50H109L108 51V49L106 50L105 49ZM127 51V50H126ZM126 51H125V53H126ZM146 51V50H145ZM144 51V52H145ZM154 51V50H153ZM157 51V50H156ZM156 51H154V52H152V53H156ZM160 51V50H159ZM179 51V50H178ZM178 51H177V53L176 54H178ZM187 52L189 51L188 49L186 50ZM193 51V50H192ZM192 51H191V53H192ZM194 51H195V49H194ZM193 51V52H194ZM201 51H203V50H201ZM214 51H216V52H214ZM231 51V52H230ZM238 51V53H239V56H241L240 58H242V55H240L241 54V51H239V50H237ZM256 51V50H255ZM8 52V51H7ZM19 52V51H18ZM31 52V51H30ZM33 53H34V51H32ZM47 52V51H46ZM47 52V54H49ZM52 52V51H51ZM60 52V51H59ZM62 53H64L63 51H61ZM66 52L67 51H65V54H66ZM71 52V51H70ZM83 52V51H82ZM90 52V50L88 51V53ZM103 52H104V50H103ZM123 52V51H122ZM132 52V51H131ZM140 52H141V50H140ZM175 51H173V53H174ZM196 52V51H195ZM198 52V51H197ZM16 53V52H15ZM23 53H26V52H24L23 51ZM37 55H38V53L37 52H35ZM57 53V52H56ZM68 53V52H67ZM86 53V52H85ZM99 53H101V51L99 52ZM99 53H98V55H99ZM120 53V52H119ZM124 53V54H125ZM135 53H137V52H135ZM151 53V54H152ZM162 53H164V51L162 52ZM170 53V52H169ZM185 53V52H184ZM189 53V52H188ZM199 53V52H198ZM203 53H205V52H203ZM19 55H20V53H18ZM21 54H22V52H21ZM47 54H45L44 53V55H41V54H39V55H41L42 57L43 56H47ZM53 54H55V52L53 53ZM52 54V55H53ZM59 54V53H58ZM87 54V53H86ZM86 54H83V55H85L86 56ZM95 54V55H94ZM101 54H103V53H101ZM101 54H100V56H101ZM104 54H106V53H104ZM120 54H122V53H120ZM123 54V55H124ZM142 54V53H141ZM145 54V53H144ZM150 54V55H151ZM175 54V55H176ZM181 54L183 55V52H181ZM187 54V53H186ZM197 54V53H196ZM202 54V53H201ZM207 54V53H206ZM25 55H28V54H25ZM52 55H50V56H52ZM55 55H57V54H55ZM60 55V54H59ZM64 55V54H63ZM88 55V54H87ZM90 55H91V52H90ZM90 55H88V56H90ZM93 55L97 58L98 56L96 55V53L94 52L93 53ZM107 55V54H106ZM105 55V56H106ZM109 55V54H108ZM107 55V56H108ZM110 55H112L113 57H114V59H115V56H114V54L113 53H111ZM116 55V54H115ZM126 55H127V53H126ZM125 55V56H126ZM136 55V54H135ZM155 55V54H154ZM159 55V54H158ZM161 55V54H160ZM167 55V54H166ZM174 55V56H175ZM187 55H189V54H187ZM208 55H209V53H208ZM22 56V55H21ZM20 56V57H21ZM49 56V55H48ZM47 56V57H48ZM66 56V55H65ZM69 56H70V54H69ZM94 56H93V58H94ZM100 56H99V58H100ZM106 56V57H107ZM112 56H109V57H107L108 59L110 58V57H112ZM132 56H134V54L132 55ZM142 56V55H141ZM140 56V57H141ZM171 56V55H170ZM198 56H199V54H198ZM211 56L212 55H210V58H207L208 60L206 61V62H208L209 63V60L210 59H212L211 58ZM234 56V57H233ZM239 56H237L238 58H239ZM254 56V55H253ZM17 57H19V56H17ZM23 58H24V56H22ZM26 57V56H25ZM28 57V56H27ZM27 57L25 58V60L27 61ZM30 57V56H29ZM28 57V58H29ZM54 57V56H53ZM57 57V56H56ZM58 57H60V56H58ZM62 57V56H61ZM102 57V56H101ZM113 57H112V60L111 61H113L114 59H113ZM124 57V56H123ZM135 57V56H134ZM143 57V56H142ZM166 57V56H165ZM173 57V56H172ZM176 57V56H175ZM183 57V56H182ZM186 57V56H185ZM184 57V58H185ZM197 56H195L194 58H196ZM200 57V56H199ZM206 57V56H205ZM214 57V56H213ZM22 58V59H23ZM39 58V57H38ZM86 58V57H85ZM84 58V59H85ZM90 58H92V56H90ZM98 58V59H99ZM103 58V57H102ZM102 58H100L99 60H101ZM120 58V57H119ZM128 58V57H127ZM133 58V57H132ZM150 58H153V57H151L150 56ZM157 58V57H156ZM174 58V57H173ZM172 58V59H173ZM178 58H180V57H178ZM193 58V57H192ZM239 58V59H240ZM255 58V57H254ZM14 59V58H13ZM33 59V58H32ZM31 59V61H33V62H35V63H33V65L32 66H34V64H36V61H34V60H32ZM83 59V60H84ZM87 60L89 59V58H86ZM104 59V58H103ZM108 59H107V62L109 63V61H108ZM111 59V58H110ZM121 59H122V57H121ZM139 59L140 58H138V61H139ZM165 59V58H164ZM169 59H170V57H169ZM176 59H177V57H176ZM176 59H174V63H175V61H178V59L176 60ZM183 59V58H182ZM181 59V60H182ZM186 59H188V58H186ZM199 58H197V60H198ZM217 59V58H216ZM216 59H212V62H215L214 60H216ZM12 60V59H11ZM37 60V59H36ZM39 60V59H38ZM41 60V59H40ZM44 59H42L41 61H43ZM87 60H86V62H87ZM124 59H122V62H123V64L126 62H124L123 61ZM132 60V59H131ZM130 60V61H131ZM153 60H155L154 58H153ZM152 60V61H153ZM166 60V59H165ZM171 60V59H170ZM258 60V59H257ZM18 61H19V58H18ZM46 61V60H45ZM72 61V60H71ZM70 61V62H71ZM75 61V60H74ZM74 61H72V63H74ZM78 61V63H80L79 62V60H76V62ZM95 61V65L98 67V65L100 64H102V63H99L98 64V62H96V59L95 60H93V62ZM102 61V60H101ZM101 61H99V62H101ZM105 61V60H104ZM104 61H102L103 62V64H105V62ZM115 61V60H114ZM138 61H137V63H138ZM157 61V60H156ZM160 62H161V60H159ZM158 61V63H160ZM167 61V60H166ZM166 61H163L162 60V62H166ZM171 61H173V60H171ZM184 62H186V60L184 59L183 60ZM188 61V60H187ZM192 60H191V58H190V62H191ZM196 61V60H195ZM194 61V62H195ZM199 61V60H198ZM202 61H205V60H201V62ZM220 61V60H219ZM251 61V60H250ZM2 62V61H1ZM11 62H14L13 60L11 61ZM10 62V63H11ZM44 62V61H43ZM47 62H50V61H48L47 60ZM51 62H52V60H51ZM84 62V61H83ZM92 63L93 64V62H92V60H90L89 62H87V63H85V64H87V65H89V63ZM106 62V64H108ZM128 62V61H127ZM133 62H134V60H133ZM136 62V61H135ZM134 62V63H135ZM150 62V61H149ZM155 62V61H154ZM168 62V61H167ZM179 62V61H178ZM177 62V63H178ZM190 62H188L187 64H190L191 65V63ZM193 62V63H194ZM197 62V61H196ZM200 62V63H201ZM216 62H217V60H216ZM8 63V62H7ZM22 62H20V64H21ZM53 64L55 63V62H52ZM60 63V62H59ZM58 63V64H59ZM64 63V62H63ZM77 63V65H80V64H82V63H80V64H78ZM91 63H90V65H91ZM114 63V62H113ZM113 63H110V65L111 64H113ZM117 63V62H116ZM121 63V62H120ZM136 63V64H137ZM153 63V62H152ZM171 63V62H170ZM169 63V64H170ZM182 63V62H181ZM180 63V64H181ZM193 63H192V65H191V67L189 68L190 70H191V68H192V66H194L193 65ZM199 63V64H200ZM218 63V62H217ZM239 63H241V62H239ZM258 63V62H257ZM9 64V63H8ZM7 64V65H8ZM13 64H15V63H13ZM18 64V63H17ZM72 65L71 63H69L68 62V64H66V65ZM85 64H82V65H85ZM103 64H102V66H100L99 65V67H102V69L104 68L103 67ZM122 64V63H121ZM126 64V63H125ZM165 65V63H162V64H160V65ZM169 64H167L166 66H168ZM184 64V63H183ZM187 64H184V65H187ZM197 64V63H196ZM195 64V65H196ZM203 64V63H202ZM216 64V63H215ZM1 65V64H0ZM16 65V64H15ZM24 65H26L25 63H24ZM37 65V64H36ZM35 65V66H36ZM44 65V64H43ZM43 65H41V67H43ZM57 65V64H56ZM62 65H65V64H62ZM62 65L61 66H59L58 68H60V70L59 71H62L61 69L63 68L62 67ZM74 65H76V63H74ZM87 65H85L87 68L89 67V69H90V67L92 66H87ZM109 65V66H110ZM114 65V64H113ZM127 65V64H126ZM152 65V64H151ZM157 65V64H156ZM177 65H179V64H177ZM207 65H209V66H211V64L209 63V64H207ZM217 65H219V64H216L215 66H217ZM241 65V64H240ZM239 65V66H240ZM258 65V64H257ZM12 66V65H11ZM11 66H9L8 65V67H10V68H13V67H11ZM22 66V67H21ZM20 66V69L22 70L23 69V65H21ZM31 66V67H32ZM39 65H37V67H38ZM46 67H48V65H45ZM44 66V67H45ZM53 66V65H52ZM73 66V65H72ZM71 66V67H72ZM109 66H107V67H109ZM117 66V65H116ZM119 66H120V64H119ZM119 66H117L118 67V69L120 70L121 68H119ZM123 66V65H122ZM122 66H120V67H122ZM133 66H135V64L133 65ZM148 66V65H147ZM146 66V67H147ZM176 66V65H175ZM174 66V67H175ZM198 66V65H197ZM195 67V69L196 68H199L200 66H202V65H199V67ZM204 66V65H203ZM220 66V65H219ZM19 66H17V68H18ZM25 67L26 66H24V69H25ZM30 67V66H29ZM37 67H35V68H37ZM51 67V66H50ZM49 67V68H50ZM55 67V66H54ZM66 68H67V66H65ZM65 67H64V69H65ZM68 67H70V66H68ZM82 67V66H81ZM80 67V68H81ZM124 67V66H123ZM122 67V68H123ZM128 67H129V65H128ZM158 67H159V65H158ZM157 67V68H158ZM162 67V66H161ZM164 67V66H163ZM169 67V69H170V66H168ZM171 67H172V65H171ZM176 67H178V66H176ZM16 68V67H15ZM28 68V65H27V67H26V69ZM39 68V67H38ZM74 68H76V67H73L72 69H74ZM84 68V67H83ZM86 68V69H87ZM96 68V67H95ZM111 68H112V66H111ZM150 68V67H149ZM160 68V67H159ZM186 68H187V66H186ZM205 68H207L206 66H204V69ZM211 68V67H210ZM218 68V67H217ZM220 68V67H219ZM220 68V69H221ZM3 69V68H2ZM25 69V70H26ZM30 69H34V67H32V68H30ZM46 69V68H45ZM51 69H53V67L52 68H50L49 70L48 69H46V70H48V71H50ZM63 69V70H64ZM78 69V68H77ZM89 69H88V73L90 72L91 73V71H92V67H91V71H89ZM94 69V68H93ZM107 69V68H106ZM133 68H131V70H132ZM145 69H148V67L147 68H145ZM155 69V68H154ZM166 69V68H165ZM179 69H180V65H179ZM178 69V70H179ZM182 69L183 68H181V71H182ZM188 69V68H187ZM189 69H188V72H189ZM199 69H201V68H199ZM241 69V68H240ZM1 70V69H0ZM4 70V69H3ZM8 70V69H7ZM19 70V69H18ZM68 70H70L71 71V68L70 69H68ZM95 70V69H94ZM160 70V69H159ZM163 70V69H162ZM166 70H168V68L166 69ZM173 71H176L175 70V68L174 69H172ZM194 70V69H193ZM197 70V69H196ZM207 70V69H206ZM209 70H214V68H211V69H209ZM218 70V69H217ZM2 71V70H1ZM6 71V70H5ZM12 71V70H11ZM10 71V72H11ZM16 71V70H15ZM24 71V70H23ZM31 71V70H30ZM39 70H37V72H38ZM47 71V72H48ZM53 71H57V70H55V68L53 69ZM81 71V70H80ZM79 71V72H80ZM103 71V70H102ZM101 71V69H100V72H102ZM104 71H105V68H104ZM107 71H108V69H107ZM117 71V70H116ZM115 71V72H116ZM146 71V70H145ZM144 71V72H145ZM156 71H158L157 69H156ZM169 71V70H168ZM172 71V72H173ZM34 72H35V69H34ZM64 72V71H63ZM73 72V71H72ZM79 72H74V74L75 73H78L79 74V76H80V74L81 73H79ZM94 72V71H93ZM97 73H95L96 75H99V74H102V76H103V73H98V71H96ZM114 72V73H115ZM127 72V71H126ZM146 72H150V71H146ZM155 72V71H154ZM163 72H164V70H163ZM167 72V71H166ZM194 72V71H193ZM219 72V71H218ZM217 71H216V76H218L217 75V73H218ZM1 73V72H0ZM2 73H3V71H2ZM5 73V72H4ZM4 73H3V75H4ZM17 73V72H16ZM31 73V72H30ZM36 73V72H35ZM40 74H41V76L43 75V72H39ZM46 73V72H45ZM65 73V72H64ZM68 73H69V71H68ZM68 73H67V71H66V74L68 75ZM83 73H85V72H83ZM86 73H87V70H86ZM87 73V74H88ZM142 73V72H141ZM147 73V74H148ZM152 73V72H151ZM151 73H149V74H151ZM160 73H162V72H160ZM168 73V72H167ZM170 73V72H169ZM175 73V72H174ZM186 73V72H185ZM195 73H196V71H195ZM204 73H205V71H204ZM204 73H202V71H201V73H200V75H202V74H204ZM210 73V72H209ZM213 74H214V71L212 72ZM7 74V73H6ZM15 74V73H14ZM34 74V73H33ZM36 74H38V73H36ZM49 74V73H48ZM53 74V77H55L54 76V73H52ZM61 74V73H60ZM70 74V73H69ZM86 74V75H87ZM92 74V73H91ZM111 74V73H110ZM123 74H125L126 75V73H123ZM144 74H146V73H144ZM148 74V75H149ZM176 74H178V73H176ZM176 74H175V76H176ZM181 74V73H180ZM188 74V73H187ZM187 74H186V76H187ZM198 74V73H197ZM221 73H219V75H220ZM262 74H264V73H262ZM9 75V74H8ZM8 75H6L7 77H9ZM46 75H47V73H46ZM45 75V76H46ZM55 75H56V73H55ZM57 75H58V73H57ZM56 75V76H57ZM76 75V74H75ZM75 75H73V76H75ZM85 75V74H84ZM86 75L84 76V77H86ZM107 75H109V74H107ZM122 75V74H121ZM120 75V76H121ZM152 75V74H151ZM155 75H157L156 73H155ZM154 75V76H155ZM160 75V74H159ZM162 75V74H161ZM160 75V76H161ZM165 75V74H164ZM170 75V74H169ZM174 75V74H173ZM172 75V77H174ZM205 75H207L208 76V74H205ZM223 75V76H224ZM17 76V75H16ZM29 76H31V75H29ZM41 76H39V77H41ZM44 76V75H43ZM50 76H51V74H50ZM63 76V75H62ZM77 77H78V75H76ZM91 76H95V75H91ZM124 76V75H123ZM123 76H121L120 78H122ZM140 76V75H139ZM153 76V75H152ZM151 76V77H152ZM160 76H159V80L161 79L160 78ZM163 76V75H162ZM165 76H168V75H165ZM165 76H164V78H165ZM194 76V75H193ZM199 76V75H198ZM5 77V76H4ZM33 77H35V76H33ZM32 77V78H33ZM65 77V76H64ZM81 77V76H80ZM83 77V78H84ZM109 77V76H108ZM158 77V76H157ZM195 78H196V75L194 76ZM201 77V76H200ZM209 78H210V80H211V77L210 76H208ZM18 78V77H17ZM27 78H28V76H27ZM26 78V79H27ZM31 78V79H32ZM42 78V77H41ZM43 78H45V79H47V76L46 77H43ZM50 78V77H49ZM58 79L57 80H59V77H57ZM62 78V77H61ZM65 78H67V77H65ZM75 78V77H74ZM79 78V77H78ZM82 78V77H81ZM87 78H89V75H88V77ZM98 78V77H97ZM145 77H142V79H144ZM167 78H169V77H167ZM166 78V79H167ZM176 78V77H175ZM178 78H179V76H178ZM183 78H185V77H183ZM202 78V77H201ZM201 78H199V81H197V83H199L200 82V80H201ZM208 78V79H209ZM222 78V77H221ZM221 78H219V79H221ZM244 78H245V76H244ZM7 79V78H6ZM22 78H20V80H21ZM29 79H30V77H29ZM94 79V78H93ZM138 79V78H137ZM136 79V80H137ZM191 79H192V77H191ZM203 79V78H202ZM205 79H206V77H205ZM216 79H218V77L216 78ZM241 79H239V81L241 80ZM255 79V78H254ZM10 80V79H9ZM11 80H12V78H11ZM10 80V81H11ZM43 80V79H42ZM60 80H63V78L62 79H60ZM69 80H73V78H69ZM77 80V79H76ZM90 80H92V79H90ZM114 80H116V79H114ZM120 80V79H119ZM135 80V79H134ZM141 80V79H140ZM148 80H151L152 81V79H149L148 78ZM148 80H145V81H148ZM162 80H163V77H162ZM170 81H171V79H169ZM169 80L167 81L168 83L166 84V85H168L169 86ZM176 80V79H175ZM177 80H179V79H177ZM182 80V79H181ZM181 80H179V81H181ZM193 80H197V79H193ZM192 80V81H193ZM222 80V79H221ZM243 80L244 79H242V84H243ZM246 80H247V77H246ZM26 81V80H25ZM31 81V80H30ZM51 81V80H50ZM54 81V80H53ZM64 81V80H63ZM118 81V80H117ZM132 81V80H131ZM131 81H129V82H131ZM150 81V82H151ZM153 81H155V80H153ZM153 81L151 82V84L153 83ZM157 81V80H156ZM203 81H205L204 79H203ZM206 81H208V80H206ZM220 81V80H219ZM225 81H221V82H224V83H226ZM249 81V80H248ZM0 82H1V80H0ZM12 83L14 82V81H11ZM23 82V81H22ZM62 82V81H61ZM107 82V81H106ZM111 82V81H110ZM139 82V81H138ZM162 83H164L163 81H161ZM166 82V81H165ZM174 82V81H173ZM173 82H171L172 84H173ZM194 82V81H193ZM201 82H202V80H201ZM246 82V81H245ZM244 82V83H245ZM48 83V82H47ZM50 83V82H49ZM68 83V82H67ZM109 83V82H108ZM112 83H113V81H112ZM126 83V82H125ZM133 83H134V81H133ZM141 83H142V81H141ZM141 83H138V85L139 86H142L141 88H145L146 87V82L144 83V80H143V83L144 84H146L145 85V87H143L144 85H140ZM149 83V82H148ZM176 83H177V81H176ZM183 83V82H182ZM181 83V84H182ZM203 83H206V82H203ZM211 83V82H210ZM216 83V82H215ZM215 83L213 84V86L215 85ZM246 83H248V82H246ZM245 83V84H246ZM51 84V83H50ZM57 85H58V82L56 83ZM62 84V83H61ZM74 84H77V83H74ZM81 84V83H80ZM84 84V83H83ZM82 84V86H85V85H83ZM86 84V86H87V83H85ZM106 84V83H105ZM109 84H111V83H109ZM155 84V83H154ZM157 84V83H156ZM184 84V83H183ZM182 84V85H183ZM188 84V83H187ZM202 84V83H201ZM201 84L199 85V86H201ZM241 84V85H242ZM4 85V84H3ZM3 85L1 84L0 86L1 87H3ZM6 85V84H5ZM4 85V87H5V89H6V86ZM11 85V84H10ZM12 85H16V84H12ZM11 85V86H12ZM22 85H24V84H22ZM54 85V84H53ZM69 85H71L70 86V88L71 87H75V89H76V87L77 86H72V84H69ZM68 84H67V86H69ZM78 85V84H77ZM95 86H96V84H94ZM93 85V86H94ZM102 85H103V83H102ZM124 85V84H123ZM123 85H122V88H123ZM127 85H129V84H127ZM133 86L135 85L136 86V84H132ZM138 85L136 86V87H138ZM178 86H179V84H177ZM182 85H180L179 87H181ZM191 85V84H190ZM193 86H194V84H192ZM217 85V84H216ZM244 85V84H243ZM250 85V84H249ZM249 85H247V87L249 86ZM13 86V87H14ZM25 86V85H24ZM38 86V85H37ZM59 86V85H58ZM66 86V85H65ZM67 86H66V88H67ZM80 86V85H79ZM109 86V85H108ZM107 86V87H108ZM111 86V85H110ZM126 86V84L124 85V88H126L125 87ZM150 86V85H149ZM148 86V87H149ZM154 86V85H153ZM156 86V85H155ZM153 87L154 89H153V91H154V95H155V88H157V87ZM165 86V85H164ZM172 86V85H171ZM170 86V87H171ZM210 86H211V84H210ZM262 86V85H261ZM8 87V86H7ZM18 88L19 86L18 85H16L15 86V88ZM31 87V86H30ZM45 87V86H44ZM48 87V86H47ZM51 87H53V86H51ZM59 87H61V86H59ZM88 88H89V85L87 86ZM130 87V86H129ZM160 87V84H159V86H158V88ZM186 87V86H185ZM191 87V86H190ZM226 87V86H225ZM224 87V88H225ZM240 87H242V86H240ZM245 87H246V85H245ZM252 87V86H251ZM20 88V87H19ZM22 88H23V86H22ZM41 88V87H40ZM49 88V87H48ZM54 88V87H53ZM53 88H50V89H53ZM82 88V87H81ZM81 88H79L78 87V89H81ZM84 88V87H83ZM86 88V87H85ZM91 89H92V86L90 87ZM89 88V89H90ZM96 88H100V89H102V87L100 86V84H99V86H97ZM119 89H121V86L120 87H118ZM118 88H116V91H115V96H116V93H117V89ZM139 88V87H138ZM140 88V89H141ZM152 88V87H151ZM161 88H165V87H163V85H162V87ZM166 88H167V86H166ZM182 88V87H181ZM215 88V86L213 87V89ZM249 88V87H248ZM2 88H0V90H1ZM21 89V88H20ZM20 89H19V92H20ZM26 89H28V91L31 89H29L28 87L26 88ZM34 89V88H33ZM46 90H47V88H45ZM49 89V90H50ZM72 89V88H71ZM94 90H95V88H93ZM103 89H104V87H103ZM118 89V90H119ZM127 89V88H126ZM126 89H124V90H126ZM131 89V88H130ZM146 89L147 88H145L144 90L146 91ZM150 89V88H149ZM170 89H172V88H170ZM173 89H175V88H173ZM180 89V88H179ZM185 89V88H184ZM198 89V88H197ZM209 89V88H208ZM212 89V88H211ZM247 89V88H246ZM245 89V90H246ZM250 89V88H249ZM3 90V89H2ZM6 90H8V88L6 89ZM11 90V89H10ZM55 90V89H54ZM60 90V89H59ZM67 90H68V88H67ZM93 90V91H94ZM97 90V92L99 93V89H96ZM113 90V89H112ZM122 90V89H121ZM138 90V89H137ZM136 90V91H137ZM148 90V89H147ZM157 91H158V89H156ZM187 90V89H186ZM188 90H189V88H188ZM202 90V89H201ZM205 90H206V88H205ZM204 90V91H205ZM240 90H241V88H240ZM248 90V89H247ZM253 90V89H252ZM5 91V90H4ZM12 91H13V89H12ZM36 91H37V89H36ZM51 91H53V90H51ZM72 91V90H71ZM75 91H78V90H75ZM101 91V90H100ZM104 91V90H103ZM109 91V90H108ZM111 91V90H110ZM109 91V92H110ZM114 91V90H113ZM113 91H111V93L113 92ZM132 91V93H134V92H136L135 90H134V92H133V89L131 90ZM130 91V92H131ZM149 91V90H148ZM167 91H168V88H167ZM170 91H172V90H170ZM169 91V92H170ZM176 91H177V89H176ZM192 91V90H191ZM203 91V90H202ZM216 91H218L219 92V90L217 89ZM243 91V90H242ZM1 92H3V91H0V93ZM5 92H7V91H5ZM24 92V91H23ZM26 92V91H25ZM38 92H40V91H38ZM42 92V91H41ZM40 92V93H41ZM62 92V91H61ZM96 91H95V93H97ZM102 92V91H101ZM100 92V93H101ZM119 92H120V90H119ZM118 92V93H119ZM122 92H123V90H122ZM126 92H129V91H126ZM129 92V93H130ZM159 92V91H158ZM174 92V91H173ZM183 92H184V90H183ZM185 92H187V91H185ZM185 92H184V94H185ZM189 92V91H188ZM223 92V91H222ZM68 93H70V92H68ZM77 93H79V92H77ZM93 93V92H92ZM129 93H125V96H126V94L128 95ZM147 93L148 92H146V96H148V95H150V93L147 95ZM180 93H181V91H180ZM190 93V92H189ZM191 93H193V92H191ZM190 93V94H191ZM202 93V92H201ZM212 93V92H211ZM214 93V92H213ZM244 93H246L245 91H244ZM244 93H242L241 94V92H240V94H241V97L238 99V101H237V104H236V106H235V111H234V116L232 117V119H231V121L233 122V124H232V128H231V134H233V135H235L236 134V131H237V127L240 125V124H238V123H241L242 121H243V119H244V121H243V123L245 122V126H244V130H243V128H242V131L244 132L242 135V137H240V138H238V139H235V140H238L237 141V143L239 142L240 143V149H243V150H245V152H244V155H243V157H242V155H240L241 157H242V159L244 160L243 162L245 163V164H247V166H245V167H242V166H240L241 167V170H236L237 172H236V175L235 176H233L234 178H237L240 174H241V172H242V175H243V179H242V182H241V184L238 186V188H234V193H233V195H232V200L231 201H229V202H227V201H225V199L222 197V199L224 200H222L223 201V206H222V208H220L218 211H220V213L221 212H223L224 213V215H229L230 217H231V215L229 214V213H231V212H234V211H236V210H238L239 209V207L241 206V201L243 202L244 201V199H246V198H249L250 196L252 197L253 196V194H255L256 193V190H258V192H259V190L262 188V185H261V175H262V172H264V169H261L260 171H259V173H258V176L257 177H255L254 179H252L251 178V174H253L254 173V168L256 167H254L253 168V161H252V155L254 154V153H257L258 154V156H259V158H258V160H257V162L258 161H260V162H264V161H262V160H264V137H262V136H264V135H260V132L259 131H257V130H261L262 129V126L259 124V123H256L255 121H253L254 120V118L257 116L256 115V109L254 108L255 106H254V104L251 102V101H247L245 98H244ZM252 93H253V91H252ZM3 95H5L6 93H2ZM1 94V95H2ZM11 94L12 95H14V91H13V93H11V91H10V96H11ZM22 94V93H21ZM44 94V93H43ZM71 94V93H70ZM84 94H86V93H84ZM114 94H113V96H114ZM144 94V93H143ZM153 94V93H152ZM160 95H161V92L159 93ZM174 94V93H173ZM176 94V93H175ZM187 94V93H186ZM215 94H218V93H216L215 92ZM262 94H264V93H262ZM3 95H2V97H3ZM7 96H9L8 94H6ZM16 95V94H15ZM14 95V96H15ZM26 95V94H25ZM66 95V94H65ZM94 95V94H93ZM97 95V94H96ZM110 95V94H109ZM120 93H119V97H120ZM144 95V96H145ZM163 95V94H162ZM172 95V94H171ZM170 95V96H171ZM187 95H189V94H187ZM196 95V94H195ZM202 95L203 94H201V96L199 97L200 99H201V97H202ZM207 95V94H206ZM214 95V94H213ZM24 96V95H23ZM34 96H36L35 94H34ZM44 96H45V94H44ZM46 96H47V94H46ZM67 96V95H66ZM101 96V95H100ZM111 96V95H110ZM114 96V98H116V99H118L117 98V96H118V94H117V96L115 97ZM140 96V95H139ZM143 95L141 94V98H139V99H142L143 97H142ZM157 96V95H156ZM164 96H166L165 95V93H164ZM170 96H169V98H170ZM173 96H175V95H173ZM176 96H178V92H177V94H176ZM181 96V94L179 95V97ZM184 96V95H183ZM190 97L192 96V95H189ZM193 96H194V94H193ZM12 97V96H11ZM11 97H7V98H11ZM18 97V96H17ZM16 97V100H18V98ZM53 97V96H52ZM99 97V96H98ZM124 97V96H123ZM135 97H137V96H135ZM149 97V96H148ZM178 97V98H179ZM189 97V98H190ZM195 97V96H194ZM205 97V96H204ZM210 97H212V96H210ZM246 97V96H245ZM37 98H39L38 96H37ZM37 98L35 99V100H37ZM48 98V97H47ZM69 98H72V97H70L69 96ZM100 98V97H99ZM109 98V97H108ZM113 97H111V99H112ZM122 98V97H121ZM133 99H134V97H132ZM152 98H154V97H152ZM172 98H174V97H172ZM182 98H184L185 99V97H182ZM188 98V96H187V98L186 99H189ZM214 98V97H213ZM216 98V97H215ZM5 99V98H4ZM28 99H29V96H28ZM27 99V100H28ZM40 99V98H39ZM50 99V98H49ZM54 98H51V100H53ZM57 99H59L58 97H57ZM75 99H77V98H75ZM95 99V98H94ZM106 99V98H105ZM104 99V100H105ZM131 99V98H130ZM135 99H137V98H135ZM138 99V100H139ZM168 99V98H167ZM194 99V98H193ZM253 99V98H252ZM3 100V99H2ZM15 101V99H12L11 98V101ZM31 99H29V101H30ZM35 100H32L31 102H33V101H35ZM74 100V99H73ZM78 100V99H77ZM100 100V99H99ZM103 100V99H102ZM138 100H137V103H136V105L138 106V104H141V103H143L142 101L140 102V103H138ZM154 100V99H153ZM156 100H158V99H156ZM160 100V99H159ZM179 100H180V98H179ZM189 100H191V99H189ZM198 98L196 99V101L198 102ZM211 100H212V98H211ZM9 101V100H8ZM7 101V102H8ZM18 101H20V100H18ZM59 101H61V98L59 99ZM62 101H63V99H62ZM62 101H61V103H62ZM65 101V100H64ZM64 101H63V103H62V106H63V109H64V106H68V102H65V104H67V105H63L64 104ZM82 101V100H81ZM109 101H111L110 99H109ZM121 101V100H120ZM124 102H126L127 101V99L126 100H123ZM130 100L128 99V101H127V103L129 102ZM131 101H132V99H131ZM136 101V100H135ZM144 101V100H143ZM148 101H149V98H148ZM172 101V99L170 100V102ZM176 101H178L177 100V97H176ZM183 101V100H182ZM186 101V100H185ZM188 101V100H187ZM193 101V100H192ZM201 101H202V99H201ZM205 101V100H204ZM207 101H208V99H207ZM206 101V102H207ZM215 101V100H214ZM23 102V101H22ZM42 103H43V101H41ZM46 102V101H45ZM50 102V105H51V101H49ZM54 102V101H53ZM56 102V101H55ZM89 102H91V101H89ZM89 102H86V103H89ZM98 103V99L94 102V103ZM133 102V101H132ZM154 102H156V101H154ZM175 102V101H174ZM184 102V101H183ZM194 102V104H195V101H193ZM203 102V101H202ZM10 102H8L7 104L6 103H4V102H2L1 101V97H0V113H2V116L4 117H2L3 118V120L5 119L8 123H7V128H9V127H12V128H15L17 131H18V136L16 135V133H14L16 136H17V139L19 140V138L21 137L22 138V140H20V142L24 145L23 147H26L28 150H24V148H22L20 145H19V143H17L16 141H14V139H13V141H14V145H16L17 147H19L21 150H20V154L19 155H15V154H13V153H10V151L8 150L9 149V144H6L2 139H1V137H0V264H68V263H66V262H64V261H62V260H60L61 258H60V256H57V255H59V253L56 255V254H54V255H49L48 253H47V247L49 246V247H53L54 249H55V251L57 250H61V248H59V246H57V245H55V244H53L52 243V241H51V238H53V239H57V241L56 240H54L56 243H58V240H61V239H59V238H61L62 237V241H60V242H64V244H65V246L66 245H68V244H71L72 245V249H73V246H74V248L76 247V250L79 248V247H84L83 249H86V251L85 252H82L81 251V249H80V251H76L75 249H73L72 251H70L69 249H71L70 247H67L68 248V251L69 252H71V254L69 253V255H71L72 256V258H73V262H75L76 260H77V262L79 263V264H87V262L88 263H92L95 259L97 260V259H99V260H101L100 261V264H101V262L103 261V262H106L107 264L110 262V261H112V263L114 262V261H116V264H117V262H120L119 264H157V263H159V259H160V263H161V259H163V258H160V257H156V258H153L152 260H149V261H138L139 260V258H142V259H144L145 258V256H152L151 254H155V253H158V252H160V253H162V252H164L165 250H167L168 251V249L171 247V248H173L172 246H168V245H166L167 243H169V245H175V244H177L178 242V245L180 244V241L182 240V241H185V239L187 238V240L189 241V243L190 242H192L191 240H194L195 241V243H198V242H196V240H198V238H199V240H201V238H205L206 240H203V241H205V242H203V243H201L200 244V241H199V244L197 245V244H193V245H197V246H194V247H192V245H190L189 244V247H186V248H184L183 250H180V251H172V252H170L169 254L167 253V255H164V257L165 258H169L171 261L170 262H172V263H169L168 261H165L166 263L168 262L169 264H219V262H220V260H216V261H219V262H216V261H214L215 260V258H219V259H221V257L222 256H226V254L228 253L227 252V250H229L230 251V249H232L234 246H235V243H237V241L239 240V241H242L241 239L242 238H244V233H245V235H248V232H250V227H252L251 226V221L253 220L254 222H255V224H257V226H258V222H256V219L254 220V219H250V218H246V219H244L239 225H237V226H235V227H231V228H224V227H218V228H209V223L211 222H209V220L208 219H210L209 217L211 216V212L209 213V210L210 209H205V210H203L202 212H200L202 209H199L200 211L197 213V214H192L191 213V211H195L196 210V205L197 204H201V203H197V198H196V196H198L197 194H199L198 192H202L203 190H201V191H198L197 192V194H195L196 196L194 197V196H192V197H194V198H188L189 200H184V198L182 199H180L179 197V201L178 200H174V199H172V197L171 196H168L169 198H167V199H163L161 196L163 195L164 196V194L166 195V194H168V193H164V192H166L167 190L168 191H170L171 190V188L172 187H170V189L168 188V189H163L164 191H160V189H159V183H161V182H159L158 181V183H156L157 184V187H156V189L155 190H153V189H151V191H149L150 190V188L148 189L147 188V191L148 192H146V189H144L141 185H143L144 186V184H145V182L143 183V182H141L139 179L138 180H133V181H127V180H129V179H125V178H118V177H116V178H112L111 177V175H107V174H105L103 171H101V172H98V169L96 168V171H91V170H89L88 169V167H89V165L88 166H86L85 167V164L87 163L86 162V160H87V158L88 157H91L90 155H88V156H86V160H85V164L84 165H82V167H73V165H75L74 163H77L78 162V165H81L80 163H82L81 161H84V160H81V158H80V163H79V161H78V159H79V157H77L78 159L76 160L74 157H73V155H75L76 154V152H77V150L78 149H80L81 147L80 146H78L77 148V150H76V152H74L73 154H70V155H68V153H69V151H68V153L66 152L67 150L65 149V152H66V155H65V152H64V149H61V146H60V144H61V142L58 140V138L60 137V136H57L58 135V133H56V136L58 137H55V135H54V137H55V139L57 138V140L60 142H58V141H55V139L53 138V142L55 141V143H53V145H51L52 144V142L51 141H49L48 142V140H50V139H48L46 142H44V141H42L41 140V137H42V135L41 134H43L42 132H40V133H33V131L35 130H33V129H30V130H28L29 128H27L28 126H30V128H31V126L32 127H35V126H39V130H40V127H41V130L43 129L42 128V126H40L41 124H42V122H44L43 120H45V119H47V118H43V120H42V122H40L41 120H39V122H40V125H37V124H39V122H38V120L37 121H33V123L31 122V118L32 117H29V115L30 116H35L34 115V113L32 112H30V110H29V112L31 113H29V115H28V117L30 118H26V116H27V113L25 114V113H19V112H22L21 110H22V108H20V106L18 105V102H17V105L19 106V107H17V108H14L13 106H11V104H9ZM13 103V102H12ZM20 103V102H19ZM25 103V102H24ZM35 104H36V101L34 102ZM37 103H38V101H37ZM81 103V102H80ZM85 103V104H86ZM102 103H105V102H102ZM115 103V102H114ZM144 103H146V101L144 102ZM169 103V102H168ZM168 103H166L167 105H169L170 106V104H168ZM176 103V102H175ZM175 103H173L172 105H174V106H176L175 105ZM178 103H180V101L178 102ZM219 103V102H218ZM262 103H264V101H262ZM57 104L58 105H56L57 107L59 106V104H60V102H57ZM74 104H77V103H73L72 104V109H73V105ZM84 104V103H83ZM117 104H119V103H117ZM117 104L115 103V105L117 106ZM125 106V104L124 103H121L120 104V106L122 107L123 105ZM135 104V103H134ZM133 104V105H134ZM149 104H151V103H149ZM149 104H146L145 106H147V105H149ZM153 104V103H152ZM155 104V103H154ZM165 104V105H166ZM207 104V103H206ZM210 104V103H209ZM214 104V103H213ZM12 105H14V104H12ZM21 106H22V104H20ZM28 105V104H27ZM42 105V104H41ZM40 105V107H44V106H41ZM114 105V104H113ZM127 105V104H126ZM130 105V104H129ZM131 105H132V103H131ZM142 105V104H141ZM144 105V104H143ZM159 105V104H158ZM165 105L163 106V107H165ZM188 104H185V107L187 106ZM190 105V104H189ZM192 105V109H193V103L191 104ZM190 105V106H191ZM196 105V104H195ZM194 105V106H195ZM198 105V104H197ZM199 105H201L200 104V102H199ZM204 105V104H203ZM202 105V106H203ZM208 105V104H207ZM257 105V104H256ZM11 106V107H10ZM24 106V105H23ZM53 106V105H52ZM61 106V105H60ZM78 106V105H77ZM77 106H76V109H77ZM115 106V107H116ZM119 106V105H118ZM118 106H117V108H118ZM119 106V108L121 109V107ZM123 106V107H124ZM173 106V107H174ZM189 106V107H190ZM205 106V105H204ZM211 106V105H210ZM213 106V105H212ZM216 106V105H215ZM25 107H26V104H25ZM31 107V106H30ZM39 107V108H40ZM70 107V106H69ZM82 107H84V106H82ZM82 107H81V109H82ZM141 107V109H142V106H140ZM139 107V108H140ZM200 107V106H199ZM199 107H196L197 109L199 108ZM245 107V109H244V111H243V113H244V117H243V119H242V121L239 119L240 117V114H241V112H242V109ZM12 108H14V109H17L18 110V114H14L13 112H12V110H14V109H11ZM21 109V110H19V109ZM27 108V107H26ZM26 108H23V109H26ZM45 108V107H44ZM43 108V111H45L46 110V108H47V106H46V108L44 109ZM52 108V107H51ZM53 108H55V107H53ZM59 108V107H58ZM60 108H62V107H60ZM59 108V109H60ZM65 108H67L68 109V107H65ZM79 108V107H78ZM90 108H92V107H89V110H91ZM104 108V107H103ZM106 108V107H105ZM104 108V109H105ZM110 108V107H109ZM108 108V109H109ZM128 107H126V109L125 108H122V109H124V110H127V111H129L130 109L128 108ZM138 108V109H139ZM175 108V107H174ZM212 108V107H211ZM210 108V109H211ZM252 108H254L255 109V115H251V111H252ZM29 109V108H28ZM27 109V110H28ZM36 109V108H35ZM72 109H69V110H72ZM80 109V108H79ZM79 109H77L78 110V112L80 113V111H79ZM114 110L113 112H114V114H116V113H120V111L118 112L117 111V109L116 108H110L109 109V111L110 110ZM132 109H136L137 110V108L136 107H131V110ZM168 109H169V107H168ZM167 109V110H168ZM183 110H184V107L182 108ZM200 109V108H199ZM213 109V108H212ZM211 109V110H212ZM26 110V111H27ZM32 110H34V108L32 109ZM48 110H50V109H48ZM48 110L47 111H45V114H46V112H48ZM53 109H51V111H52ZM84 110V112L85 111H87L86 109H83ZM82 110V111H83ZM89 110H88V112L87 113H89ZM102 110V109H101ZM105 110H107V109H105ZM112 110H111V112H112ZM130 110V111H131ZM178 110H180L179 108H178ZM188 110H191V109H188ZM201 110V109H200ZM203 110L204 109H202V111H201V114H202V112H203ZM208 110H209V108H208ZM210 110V111H211ZM24 111V110H23ZM36 111V110H35ZM55 111H57V110H55L54 109V112ZM73 111L74 112H77V111H75L74 109H73ZM103 112H100V110H99V112L102 114V113H108V111L106 112V111H104V110H102ZM115 111H116V113H115ZM123 111V110H122ZM133 111V110H132ZM160 110H158L157 109V115L160 117V114H158V112H159ZM165 111V110H164ZM164 111L162 112V113H164ZM198 111V110H197ZM15 112V111H14ZM17 112V111H16ZM28 112V111H27ZM38 112H40V111H38ZM59 112V111H58ZM72 112V111H71ZM93 112V111H92ZM95 112V111H94ZM111 112H109V113H111ZM153 112H155V111H153ZM152 112V116H153V113ZM155 112V113H156ZM178 112V111H177ZM199 112V114H200V111H198ZM205 112V111H204ZM203 112V113H204ZM253 112V111H252ZM258 112V111H257ZM50 113V112H49ZM98 113V112H97ZM99 113V114H100ZM165 113H167L166 111H165ZM164 113V114H165ZM194 113V112H193ZM206 113V112H205ZM207 113H208V111H207ZM206 113V114H207ZM254 113V112H253ZM19 114L20 115H23L24 117H20V118H17L16 117V115L19 117ZM33 114V115H32ZM36 114L37 115H40V118H42L44 115H43V113H41V114H38L37 113V111H36ZM48 114V113H47ZM53 113H50L49 115H50V119H51V115H52ZM59 114H61V112L59 113ZM67 113H65L64 115H66ZM70 114V113H69ZM83 114V113H82ZM85 114V113H84ZM94 114V113H93ZM113 113H111V115H112ZM113 114V115H114ZM147 114V116H148V113H146ZM145 114V115H146ZM177 114V113H176ZM189 112H188V116H189ZM198 114V115H199ZM209 114V113H208ZM26 115V116H25ZM37 115H36V117H37ZM42 115V116H41ZM62 116H63V114H61ZM60 115V116H61ZM72 115H74V114H72ZM72 115H70V116H72ZM85 115H87V114H85ZM139 115V114H138ZM150 115V114H149ZM154 115H156V114H154ZM179 115V114H178ZM183 115H185V114H183ZM194 115V114H193ZM197 115V116H198ZM205 115V114H204ZM214 115H217V114H214ZM61 116V117H62ZM68 116V115H67ZM76 116V115H75ZM75 116H72L73 118H75ZM79 116V115H78ZM87 116H89V115H87ZM137 116V115H136ZM157 116V117H158ZM162 116V115H161ZM167 116V115H166ZM173 116V115H172ZM171 116V117H172ZM187 116V117H188ZM190 116H191V114H190ZM202 116V115H201ZM209 116V115H208ZM45 117H47V116H45ZM53 117H54V115H53ZM59 118V120L61 119V122L62 121H65V123L66 122H68V121H70L69 119H71V117L69 118V119H64V120H62L63 118ZM130 117V116H129ZM143 117H144V114H143ZM151 117V116H150ZM149 117V118H150ZM186 117V116H185ZM195 117V116H194ZM198 117H200V116H198ZM203 117V116H202ZM210 117V116H209ZM254 117V118H253ZM66 118V117H65ZM68 118V117H67ZM77 118V117H76ZM84 118V117H83ZM91 118V117H90ZM120 118V117H119ZM133 118V117H132ZM139 118H141V117H139ZM178 118V117H177ZM180 118V117H179ZM181 118H183L184 119V117H181ZM212 118H213V116H212ZM256 118H258V117H256ZM33 119H34V117H33ZM36 119V118H35ZM37 119H39V118H37ZM86 119V118H85ZM108 119V118H107ZM113 119V118H112ZM142 119V118H141ZM156 119V118H155ZM162 119H163V117H162ZM165 119H167L166 117H165ZM171 119V118H170ZM192 119H194V118H192ZM199 119V118H198ZM205 119V116L203 117V120ZM2 120V121H3ZM48 120H49V118H48ZM56 120V119H55ZM72 120V122L74 123V121H73V119H71ZM74 120H76V119H74ZM78 120V119H77ZM76 120V121H77ZM80 120L82 121V119L80 118ZM88 120V119H87ZM103 120V119H102ZM120 120L121 119H119L118 121H119V126H120V124L121 123H124V122H121L120 123ZM127 120H128V118H127ZM134 120L135 121H137V120H139L137 117H136V119L134 118ZM145 120V119H144ZM154 120V119H153ZM179 120V119H178ZM200 120V119H199ZM206 121H207V118L205 119ZM217 120H218V118H217ZM216 120V121H217ZM240 120V122H238ZM1 121V120H0ZM47 121V120H46ZM51 121V120H50ZM49 121V122H50ZM53 122H54V120H52ZM91 121V120H90ZM111 121V120H110ZM114 121H116V120H114ZM123 121V120H122ZM129 121H130V119H129ZM134 121V122H135ZM160 121V120H159ZM158 121V122H159ZM171 121V120H170ZM177 121V120H176ZM184 121V120H183ZM187 121H189V118L187 119ZM193 121V120H192ZM216 121H214L215 123H218V122H216ZM256 121H257V119H256ZM259 121V120H258ZM37 122V123H36ZM57 122H58V120H57ZM60 122V121H59ZM71 122V121H70ZM83 122H85V121H83ZM86 122H88L87 124H89V121H86ZM108 122V121H107ZM117 122V121H116ZM115 122V123H116ZM131 122V121H130ZM138 122V121H137ZM139 122H140V120H139ZM168 122V121H167ZM167 122H163V123H167ZM197 122H199V121H197ZM200 122H202V121H200ZM200 122H199V124H200ZM208 122V121H207ZM231 122V123H232ZM255 122V123H254ZM45 123V124H44ZM43 124L44 125H46V122H44ZM48 123V122H47ZM51 124H55V126L58 124V123H52V122H50ZM49 123V124H50ZM63 124H64V122H62ZM72 123V124H73ZM76 123L77 122H75V124L74 125H76ZM79 123V122H78ZM77 123V124H78ZM80 123H82V122H80ZM97 123H99V122H97ZM101 123V122H100ZM104 123H106V122H104ZM110 123V122H109ZM111 123H114L113 122V120H112V122ZM178 123V122H177ZM184 123V122H183ZM185 123L186 124H188V122H186V120H185ZM191 123V122H190ZM189 123V124H190ZM210 123H211V121H210ZM1 124H3V123H1ZM67 124V123H66ZM65 124V125H66ZM71 124V123H70ZM83 124V123H82ZM85 124V123H84ZM94 124V123H93ZM102 124V123H101ZM100 124V125H101ZM145 124V123H144ZM156 124V123H155ZM179 124H180V121H179ZM182 124V123H181ZM192 125H193V123H191ZM202 124V123H201ZM220 124V123H219ZM8 125H10L9 127H8ZM86 125V124H85ZM95 125V127L97 126L96 124H94ZM93 125V126H94ZM99 125V126H100ZM108 125V124H107ZM110 125V124H109ZM112 125V124H111ZM118 125V124H117ZM139 125V124H138ZM160 125H162V124H160ZM167 125V124H166ZM185 125V124H184ZM183 124H182V126L181 127H183L184 126ZM191 125V126H192ZM203 125V124H202ZM205 125H207V124H205ZM204 125V128L206 127L207 129H209L210 130V128H208L207 126H205ZM238 125V126H237ZM54 126V125H53ZM60 127H61V125H59ZM79 126V125H78ZM87 126V125H86ZM92 126V125H91ZM103 126H106V125H104L103 124ZM102 126V127H103ZM114 126V125H113ZM116 126V125H115ZM122 126H124V124L122 125ZM158 126H159V124H158ZM157 126V127H158ZM172 126V125H171ZM177 126V125H176ZM179 126V125H178ZM186 126H188V125H186ZM215 126V125H214ZM218 126H220V125H218ZM226 126H227V123H226ZM231 126V125H230ZM44 127V126H43ZM49 127V126H48ZM47 127V128H48ZM57 127V126H56ZM68 127V126H67ZM75 127V126H74ZM81 127V126H80ZM79 127V128H80ZM84 127V126H83ZM89 127V126H88ZM87 127V128H88ZM150 127H152L151 125H150ZM149 127V128H150ZM156 127V125L154 126V128ZM161 127H163V126H161ZM189 127V126H188ZM193 127V126H192ZM216 127V126H215ZM12 128H10L11 130H12ZM36 128V127H35ZM51 128H52V125H51ZM50 128V129H51ZM55 127H53V129H54ZM71 128L73 129L72 131H76V129H74L73 127H72V125H71ZM71 128H69V129H71ZM76 128V127H75ZM87 128H85V129H87ZM97 128V127H96ZM100 128V127H99ZM180 128V127H179ZM196 128H197V126H196ZM206 128H205V132H206ZM225 128V127H224ZM227 128L229 129L230 127H228L227 126ZM227 128H225V129H227ZM49 129V128H48ZM53 129H51L50 131H52ZM56 129H62V127L61 128H56ZM65 129V128H64ZM68 129V130H69ZM82 129H84V128H82ZM148 128H146V131H149V130H147ZM156 129V128H155ZM158 129H160V127L158 128ZM168 129V128H167ZM178 128H176V130H177ZM182 129V128H181ZM186 129H187V127H186ZM186 129H184L185 130V132L187 131ZM188 129H190V128H188ZM194 129V131H195V128H193ZM198 129V128H197ZM200 129V128H199ZM201 129H203V128H201ZM215 129H217V128H215ZM221 129H223V128H221ZM227 129V130H228ZM15 130V131H16ZM33 130V131H32ZM45 130H46V127H45ZM68 130H67V132H68ZM81 130V129H80ZM100 130V129H99ZM101 130H103L102 128H101ZM100 130V131H101ZM144 130V129H143ZM152 130H153V128H152ZM164 130V129H163ZM171 130V129H170ZM169 130V131H170ZM180 130V129H179ZM191 130V129H190ZM230 130V129H229ZM228 130V131H229ZM13 131V130H12ZM43 131V130H42ZM47 131V130H46ZM49 131V132H50ZM57 131V130H56ZM59 131H62V130H59ZM58 131V132H59ZM70 132H71V130H69ZM85 131H87V130H85ZM85 131H79L80 132V135H77L78 136V138H77V140H79V139H81L82 140V138L80 137L79 138V136H81L82 135V133L83 132H85ZM94 131V130H93ZM92 131V132H93ZM97 131V130H96ZM95 131V132H96ZM104 131V130H103ZM146 131H144V133L145 134H150V133H146ZM162 131V130H161ZM169 131H167L166 133H168ZM183 130H181L180 132H182ZM198 131V130H197ZM208 131V130H207ZM212 131V133H213V131L214 130H211ZM223 131V130H222ZM225 131V130H224ZM5 133H6V130L4 131ZM35 132H38V130L37 131H35ZM48 131L46 132L47 133V135L48 134H51L50 136L51 137H53L52 135L53 134H55L54 132L53 133H49ZM64 132V131H63ZM78 132V131H77ZM123 132H124V130H123ZM127 132V131H126ZM157 131H155L154 132V134H153V132L151 133V134H153L154 135V137H156L155 136V133H156ZM173 132V131H172ZM177 132V131H176ZM180 132H178L177 133V135L175 136L176 138L178 137V136H180V135H178ZM196 132V131H195ZM199 132V131H198ZM203 132V131H202ZM216 132H218V130L216 131ZM215 132V133H216ZM226 132V131H225ZM44 133H45V131H44ZM60 133V132H59ZM66 133V132H65ZM86 133V132H85ZM94 133V132H93ZM97 133V132H96ZM98 133H100L99 131H98ZM158 133H159V130H158ZM162 133V132H161ZM165 133V134H166ZM189 133H191V132H189ZM188 133V134H189ZM193 133V132H192ZM197 133V132H196ZM196 133H193V135L195 134V137H196ZM201 133V132H200ZM215 133H213V135L215 134ZM67 134V133H66ZM69 134H71V133H69ZM75 134V133H74ZM101 134V137H102V133H100ZM151 134H150V136H151ZM165 134L163 135L162 134V136H165ZM171 134H173V133H171ZM176 133H174V135H175ZM186 134V133H185ZM205 134V133H204ZM219 134V136L221 135V134H224V133H218ZM229 135H230V133H228ZM238 134V133H237ZM236 134V135H237ZM262 134V133H261ZM6 135H7V133H6ZM19 135H20V137H19ZM22 135V136H21ZM41 135V136H40ZM46 134H45V137H48ZM60 135V134H59ZM63 135V134H62ZM76 135H75V137H76ZM90 135H92L91 134V132H90ZM89 135V137H90V139L92 138L93 139V136L91 137ZM94 135V134H93ZM99 135V134H98ZM104 135V134H103ZM130 135V134H129ZM135 135V134H134ZM152 135V136H153ZM157 135V134H156ZM160 135V134H159ZM174 135H172V136H174ZM183 135V134H182ZM187 135V134H186ZM190 135V134H189ZM188 135V136H189ZM198 135V134H197ZM202 135H203V133H202ZM235 135V136H236ZM9 136L11 137V135H10V133H9ZM8 136V137H9ZM44 136V135H43ZM66 136V135H65ZM70 136H72V135H70ZM68 137V138H71V139H73V140H75L74 139V136H73V138L72 137ZM83 136H85V135H83ZM95 136H97L96 134H95ZM104 136H106V135H104ZM122 136V135H121ZM148 136V135H147ZM149 136V138H152V136L150 137ZM188 136H186L187 138H188ZM199 136V135H198ZM215 136H216V134H215ZM218 136V135H217ZM19 137V138H18ZM45 137H43V139L45 138ZM99 137H100V135H99ZM108 138L110 137V135L108 134V136H107ZM114 137V136H113ZM125 137V136H124ZM134 137V136H133ZM145 135H144V138L143 139H145ZM182 137V139H183V136H181ZM184 137H185V135H184ZM194 137V136H193ZM209 137V136H208ZM207 137V133H206V136H205V138L207 139L208 138ZM214 137V136H213ZM222 137V136H221ZM226 137L227 136H225V138H223V139H225L226 140ZM229 137H231V136H229ZM65 138V137H64ZM66 138H67V136H66ZM66 138L65 139H63L62 141H64V140H66ZM107 138V139H108ZM110 138H112V136L110 137ZM117 138V137H116ZM130 138V137H129ZM136 138V137H135ZM139 138V136L136 138V139H138ZM160 138V137H159ZM176 138H174V140L176 139ZM197 138V137H196ZM204 138V137H203ZM204 138V140H206ZM210 138H212V137H210ZM209 138V139H210ZM216 138V137H215ZM218 138V137H217ZM228 138V137H227ZM232 138V137H231ZM237 138V137H236ZM46 139V138H45ZM95 139V138H94ZM98 139V138H97ZM165 139V137H163V139H161V142H162V140L163 141H165L164 140ZM221 139V138H220ZM220 139H219V141H220ZM68 140H70V139H68ZM68 140H67V142H68ZM76 140V144L78 143V142H80V141H77ZM86 140H87V138H86ZM102 140V139H101ZM110 140V139H109ZM112 140H113V138H112ZM118 140H119V138H118ZM117 139H116V141H118ZM124 140V139H123ZM127 140V139H126ZM125 140V141H126ZM140 140V139H139ZM170 140H171V137H170ZM179 140V139H178ZM177 140V141H178ZM191 140V139H190ZM203 140V142H205ZM213 140H214V138H213ZM217 140V139H216ZM222 140V139H221ZM227 140H229V138L227 139ZM233 140H234V137H233ZM233 140H231V142L233 141ZM11 141H12V138H11ZM71 141V140H70ZM92 141V140H91ZM94 141V140H93ZM98 141H99V139H98ZM113 141H115V140H113ZM128 141V140H127ZM134 141V140H133ZM132 141V143H134ZM155 141V140H154ZM156 141H157V139H156ZM172 141L173 140H171V143H172ZM195 141H196V139H195ZM201 141H202V139H201ZM208 141V140H207ZM209 141H211V140H209ZM218 140H217V142H219ZM67 142H66V144H67ZM84 142V141H83ZM86 142V141H85ZM102 142V141H101ZM104 142V141H103ZM130 142V146H131V148L133 147L132 145H131V141H129ZM168 142H170V141H168ZM168 142H166V143H168ZM179 142V141H178ZM188 141H187V139H186V142H185V140H184V143H187ZM194 142V141H193ZM198 142V141H197ZM196 142V143H197ZM200 142V141H199ZM216 141H215V143L213 142L212 143V141L209 143V145H210V148H213L216 144H218ZM229 142H230V140H229ZM12 143V142H11ZM51 143V144H50ZM63 143V142H62ZM64 143H65V141H64ZM74 143H75V141H74ZM87 143V142H86ZM92 143H95V141L94 142H92ZM91 143V144H92ZM96 143H97V141H96ZM136 143H138L137 141H136ZM157 143V142H156ZM180 143H182L181 141H180ZM201 144H203L202 142H200ZM199 143V144H200ZM228 143V142H227ZM65 144V145H66ZM101 144V143H100ZM108 144H110V143H108ZM115 144V143H114ZM146 144V143H145ZM148 144V143H147ZM159 144V143H158ZM157 144V145H158ZM164 144V143H163ZM170 144V143H169ZM183 144V143H182ZM189 144V143H188ZM187 144V145H188ZM194 144V143H193ZM192 144V145H193ZM200 144V145H201ZM208 144V143H207ZM219 144H220V142H219ZM223 144V143H222ZM229 144V143H228ZM86 145H88V144H84V147L86 146ZM97 145H99V144H97ZM118 145V144H117ZM124 145V144H123ZM137 145H139V144H137ZM155 145V144H154ZM153 145V146H154ZM176 145V144H175ZM192 145H191V147H192ZM196 145V144H195ZM208 145V146H209ZM67 146H69V144H67ZM67 146H65L66 148H68ZM76 146V145H75ZM95 145L93 144V147H94ZM111 146H114L113 144H111ZM120 146V145H119ZM119 146H117V147H119ZM125 146V145H124ZM124 146H123V148H124ZM129 146V145H128ZM130 146H129V148L128 147H126L125 146V149L127 148L128 150L127 151H129V153H131V151L129 150L130 149ZM143 146L144 145H142V148H143ZM149 146H150V144H149ZM152 146V145H151ZM152 146V147H153ZM159 146L161 147V148H164L165 146L163 145V147H162V145H160L159 144ZM159 146L157 147V148H159ZM174 146V145H173ZM179 146V145H178ZM197 146V148H196V151H197V149H198V147H200V146H198V144L196 145ZM195 146V147H196ZM207 146V145H206ZM223 146V145H222ZM221 146V147H222ZM232 146V145H231ZM235 143H234V148H235ZM63 147V146H62ZM64 147V148H65ZM84 147L82 146V148H81V150H79V151H82V154H80L82 157L84 156V155H87L85 152H84V155H83V150H84ZM90 148H91V146H89ZM92 147V148H93ZM101 147V146H100ZM100 147H98L97 146V148H100ZM103 147V146H102ZM106 147H107V145H106ZM121 147V146H120ZM167 147V146H166ZM181 147H182V145H181ZM186 147V146H185ZM188 147H190V146H188ZM216 147V146H215ZM217 147H219V146H217ZM224 147V146H223ZM226 147H228V145L226 146ZM230 147V146H229ZM19 148H18V151H19ZM69 148H72V149H74L73 148V146H71V144H70V147ZM68 148V149H69ZM87 149H89L88 147H86ZM96 148V149H97ZM108 148V147H107ZM109 148H110V146H109ZM108 148V149H109ZM134 148V147H133ZM136 148H139V146L137 147L136 146ZM135 148V149H136ZM171 148H172V146H171ZM174 148H175V146H174ZM177 148H179V147H177V145H176V149ZM208 148V147H207ZM225 148V147H224ZM223 148V149H224ZM232 148V147H231ZM233 148V149H234ZM71 149V150H72ZM76 149V148H75ZM74 149V150H75ZM83 149V150H82ZM107 149V150H108ZM139 149H141V148H139ZM143 149H145V147L143 148ZM150 148H148L147 150H149ZM154 149V148H153ZM170 149V148H169ZM175 149V150H176ZM186 149H188V148H185V151H187ZM194 150H195V148H193ZM209 149V148H208ZM218 149V148H217ZM217 149H215L216 151H217ZM226 149V148H225ZM232 149V150H233ZM13 150V149H12ZM101 150V149H100ZM104 150V148L102 149V151ZM151 150V149H150ZM161 150V149H160ZM167 150L168 149H166V152H167ZM192 150V149H191ZM191 150H189V152H188V154L190 153L191 154V152L193 151H191ZM214 150V151H215ZM222 150V149H221ZM236 150V149H235ZM234 150V151H235ZM85 151V150H84ZM92 151V154L93 153H95L96 154V152L94 151V149L93 150H91ZM91 151H90V149H89V153H91ZM94 151V152H93ZM99 151V150H98ZM122 151V150H121ZM170 151H171V149H170ZM170 151H168L170 154L172 153L173 154V152H170ZM184 151V152H185ZM191 151V152H190ZM208 151V150H207ZM224 150H222V152H223ZM226 151V150H225ZM224 151V152H225ZM86 152H88V151H86ZM100 152V151H99ZM104 153H108V152H105V150L103 151ZM119 152V151H118ZM124 152H126V151H124ZM124 152H122V154L124 153ZM184 152H180V154H182V153H184ZM194 152V154H195V151H193ZM192 152V153H193ZM220 152V151H219ZM223 152V153H224ZM235 152H237V150L235 151ZM240 152V151H239ZM238 152V153H239ZM81 153V152H80ZM104 153H102V154H104ZM147 153V155H148V152H146ZM168 153V154H169ZM186 153V152H185ZM207 153H209V152H207ZM234 153V152H233ZM77 154L79 155V153L77 152ZM102 154H99V157L98 156H95V155H93V156H95V157H97V158H100V155H101V157H102ZM131 154H134L133 152L131 153ZM163 154H164V152H163ZM163 154H161V155H163ZM176 154V153H175ZM194 154H192V155H194ZM212 154H214V153H212ZM225 154V153H224ZM241 154V153H240ZM57 155V156H56ZM97 155H98V152H97ZM108 156H106V157H108V160H107V158H105L106 159V162H105V160H104V162H102V161H97V158L95 159V157H93L95 160H96V162L98 163H101L102 162V165L103 164H105L104 166H100V167H102V168H111V169H113V168H115L116 170H114V172L115 173H118L117 172V169L119 170V172L121 173H124L125 175L127 174V173H133L134 171H132L131 169H129L130 168V166H128L129 164H130V162H129V160H127L128 161V163L126 162V161H124L125 160V157L123 158L122 156H124V155H121V153L119 154V153H114V154H111L110 155V153L109 154H107ZM127 155V154H126ZM140 155V154H139ZM155 155V154H154ZM157 155V154H156ZM155 155V156H156ZM159 155V154H158ZM174 155V154H173ZM192 155H188V157H189V159H190V157H192ZM203 155H204V153H203ZM203 155H201L200 154V156L201 157H203ZM208 155V154H207ZM220 155V154H219ZM223 154L221 153V157L219 158V160L223 157L222 156ZM104 156V155H103ZM136 156V155H135ZM169 156V155H168ZM179 156V155H178ZM181 156H183V154L181 155ZM187 156V155H186ZM134 157V156H133ZM139 157H142V155H140ZM152 157H153V154H152ZM159 157V156H158ZM164 157V156H163ZM176 157V156H175ZM200 157V158H201ZM205 157V156H204ZM210 157H212L210 154H209V157H206L207 158V160H205V161H208L209 160V158ZM228 158L230 157L229 155L227 156ZM92 158V157H91ZM132 158V157H131ZM137 158H138V156H137ZM165 158V157H164ZM164 158H162V159H164ZM184 158H185V156H184ZM183 157H182V159H184ZM187 158V157H186ZM185 158V159H186ZM205 158V159H206ZM234 158H235V156H234ZM83 159V158H82ZM104 159V157L102 158V160ZM135 159V158H134ZM141 159V158H140ZM150 159V158H149ZM160 159V158H159ZM167 159H169V157L167 158ZM176 159V158H175ZM174 159V160H175ZM189 159H187L188 161H189ZM197 159H199V158H197ZM202 159V158H201ZM200 159V160H201ZM211 159V158H210ZM223 160L225 159L224 157L222 158ZM227 159V158H226ZM260 159V160H259ZM91 160H93V159H91ZM98 160H100V159H98ZM132 160H133V158H132ZM132 160H131V163H134V162H136V160L137 161H139V159H135V161H133L132 162ZM153 160V159H152ZM155 160V159H154ZM153 160V161H154ZM166 160V159H165ZM178 160V159H177ZM223 160H222V162L221 163H223ZM77 161V162H76ZM88 161H90L89 160V158H88ZM108 161V162H107ZM163 162H166V161H164V160H162ZM173 161V160H172ZM225 161H228V160H225ZM224 161V162H225ZM230 161H231V158H230ZM230 161H228L227 162V164L230 162ZM73 162V163H72ZM145 162H146V160H145ZM157 162V161H156ZM155 162V163H156ZM159 163H161V161H158ZM158 162L155 164L154 163V166L156 165L157 166V164H158ZM197 162H198V160H197ZM196 162V163H197ZM200 162V161H199ZM218 162V161H217ZM232 162V161H231ZM241 162V161H240ZM259 162V163H260ZM28 163H31L34 167H35V169H37L39 172H42V173H46V176H47V174L49 175V177H51V178H53L54 180H58V181H60L61 183H64L65 185H67V186H70L71 188H73V189H77V190H79L81 193L80 194H75L74 192H71L69 189H67V188H62V187H60V186H58V185H56L55 183H53V182H51V181H49V180H47L44 176L42 177V175H40V174H38V173H36V172H34V171H32V170H30L29 169V166H28ZM73 165H72V164ZM95 163V162H94ZM99 163L97 164V166L99 165ZM140 163H141V160H140ZM178 163V162H177ZM185 163V162H184ZM204 162H202V164H203ZM206 163V162H205ZM221 163H219L220 164V166L222 165L223 166V164H221ZM258 163V164H259ZM70 164H71V166H70ZM142 164V163H141ZM140 164V165H141ZM143 164H144V162H143ZM146 164V163H145ZM163 164V163H162ZM170 164V163H169ZM200 163H198V165H199ZM201 164V165H202ZM226 164V163H225ZM238 164H240V163H238ZM237 164V165H238ZM253 164V165H252ZM49 165V167H50V171L48 172L47 170H46V167ZM67 165H69V166H67ZM77 165V164H76ZM131 165V164H130ZM133 165V164H132ZM135 165V164H134ZM138 165V164H137ZM140 165H138L139 166V169H141V167H140ZM147 165H149V166H153L152 164L150 165V163L148 164V162H147ZM158 165H161V164H158ZM185 165V164H184ZM201 165H199L200 166V168H201ZM204 165V164H203ZM218 165V164H217ZM217 165H216V167H214V168H212L211 170H212V172L216 175V171H213V169L214 170H216V168H217ZM84 166V167H83ZM91 166V165H90ZM149 166H147V167H149ZM153 166V167H154ZM161 166H163V165H161ZM172 166V165H171ZM179 166V165H178ZM199 166H197V167H199ZM219 166V165H218ZM227 166V165H226ZM259 165H257V167H258ZM262 166H264V165H262ZM129 167V168H128ZM144 167V166H143ZM164 167H165V165H164ZM166 167H167V164H166ZM181 167H183V166H181ZM193 167H194V165H193ZM192 167V168H193ZM196 167V166H195ZM194 167V168H195ZM225 167V166H224ZM223 167V168H224ZM239 167V166H238ZM67 168V169H66ZM91 169L93 168V166L92 167H90ZM102 168H100L101 170H102ZM104 168V169H105ZM155 168H158V167H155ZM162 168V167H161ZM193 168V169H194ZM202 168H203V166H202ZM223 168H221V169H223ZM138 169V170H139ZM146 169V168H145ZM145 169L143 170V171H145ZM151 168H149V170H150ZM167 170H168V168H166ZM165 169V171H167ZM199 169V168H198ZM226 169V168H225ZM240 169V168H239ZM92 170H95V168H93ZM110 170V169H109ZM148 170V169H147ZM157 170V169H156ZM155 170V171H156ZM160 170V169H159ZM190 170H191V168H190ZM190 170H188L189 171V174H191V172H190ZM201 169H199V171H200ZM143 171H141V172H143ZM152 171H154V170H152ZM158 171V170H157ZM164 171V172H165ZM170 171H171V169H170ZM187 171V172H188ZM194 171V173H192L191 175H193V174H195L196 173V171L195 170H193ZM198 171V170H197ZM198 171V172H199ZM218 171V170H217ZM221 171H223V170H221ZM225 171V170H224ZM223 171V172H224ZM231 171V170H230ZM229 171V172H230ZM103 172V173H102ZM111 172V171H110ZM113 172V171H112ZM113 172V173H114ZM162 172H163V170H162ZM197 172V173H198ZM209 173L211 172V171H208ZM256 172H258V171H256ZM119 173V174H120ZM139 172H137V174H138ZM143 173H145V172H143ZM149 173H153V172H149ZM149 173H146V175L147 174H149ZM159 173V172H158ZM157 173V174H158ZM165 173H167V175H169V171H167V172H165ZM165 173H163V176H165L164 174ZM171 173V172H170ZM172 173H174V172H172ZM185 174H186V172H184ZM200 173V172H199ZM209 173H208V175L207 176H204V177H201L199 180H201V183H205V182H207V180L206 179H209V181H211L210 180V176L213 174V173H210V176H209ZM218 173H222V172H219L218 171ZM134 174V173H133ZM141 174V173H140ZM140 174H138L139 176H138V178L140 177ZM150 174V175H151ZM155 174V173H154ZM154 174H152L151 176H154ZM160 174V173H159ZM188 174V173H187ZM186 174V175H187ZM229 174V173H228ZM227 174V177L225 176V179L227 178L228 179V175ZM127 175H129V174H127ZM143 175V174H142ZM145 175V176H146ZM185 175V176H186ZM198 175V174H197ZM223 175V174H222ZM134 176H137V175H134ZM148 176V175H147ZM146 176V177H147ZM155 176H156V174H155ZM158 176H162V175H158ZM176 176V175H175ZM175 176H173V177H175ZM182 176V175H181ZM190 176V175H189ZM209 176V177H208ZM212 176H214V175H212ZM217 176V175H216ZM143 176H141L140 178H142ZM187 177V176H186ZM198 177V176H197ZM240 177L241 176H239V179H240ZM180 178V177H179ZM178 178V179H179ZM183 178V177H182ZM192 178H194V176L192 177ZM199 178V177H198ZM215 178V177H214ZM217 178H219L218 176H217ZM216 178V179H217ZM171 179V178H170ZM175 179H177V176L175 177ZM183 179H186V178H183ZM182 179V180H183ZM221 179H222V177H221ZM232 179V178H231ZM238 179V180H239ZM180 180V179H179ZM182 180H181V182H182ZM194 180H195V178H194ZM193 180V181H194ZM202 180H205V181H202ZM215 181V179H213L212 178V181ZM219 180H220V178H219ZM163 181H166L165 179L164 180H162V182ZM177 180H175V181H173V182H175V183H177L176 182ZM190 180H188V181H184V182H182L181 183V187H179L180 189L182 188V187H185V185L186 186H188L187 185V182H189ZM196 181V180H195ZM223 181H225L224 179H223ZM222 181V183H224ZM231 181V180H230ZM229 181V182H230ZM149 182V181H148ZM156 182V181H155ZM172 182V183H173ZM180 182V181H179ZM218 182V181H217ZM226 182V181H225ZM232 182V181H231ZM230 182V183H231ZM239 182H240V180H239ZM154 183V182H153ZM152 183V184H153ZM189 183H191V181L189 182ZM198 183V182H197ZM200 183V185H202ZM212 183V182H211ZM222 183H221V186H222ZM146 184H147V181H146ZM152 184H150V186H151V188H152V186H154V184L152 185ZM210 184V183H209ZM208 184V185H209ZM214 184V183H213ZM216 184V183H215ZM239 184V183H238ZM161 185H162V183H161ZM160 185V186H161ZM166 185V184H165ZM168 185V184H167ZM170 186L172 185L173 186V184H169ZM177 185V184H176ZM178 185L180 186V184L178 183ZM177 185V186H178ZM193 185H196V184H194L193 183ZM207 185V186H208ZM211 185V184H210ZM209 185V186H210ZM219 185V184H218ZM228 185L230 186V185H232V184H229L228 183ZM227 185V186H228ZM234 185H235V182H234ZM234 185H232V186H234ZM138 186H140L141 187V189L138 187ZM163 186V185H162ZM161 186V187H162ZM190 186V185H189ZM203 186V185H202ZM202 186H200V187H202ZM221 186H218V187H221ZM160 187V188H161ZM164 187V186H163ZM162 187V188H163ZM169 187V186H168ZM173 187H176L175 185L173 186ZM195 187V190L197 191V189L199 190V186L197 187V189H196V186H194ZM211 187H212V185H211ZM210 187V188H211ZM218 187H217V189H218ZM231 187V186H230ZM237 187V186H236ZM161 188V189H162ZM164 188H167V186H165ZM187 189V191H185L186 192V194H185V196L187 195L188 196V194H190L189 192H188V187H186ZM206 188H208V187H205V189ZM221 188H223V187H221ZM220 188V189H221ZM145 190V193H144V191L143 190ZM158 189H159V191H158ZM175 189V188H174ZM183 189V188H182ZM181 189V190H182ZM202 189V188H201ZM209 189V188H208ZM224 189V188H223ZM231 189H233V188H231ZM142 190V191H141ZM175 190H178V189H175ZM207 190V189H206ZM222 190V189H221ZM180 191V190H179ZM183 192H184V189L182 190ZM182 191H180V192H178V193H181ZM216 191H218V190H215V194H216ZM223 191H225V189L223 190ZM228 191V190H227ZM227 191H225L226 193H224L223 195H225V197L227 196ZM232 191V190H231ZM87 193V194H91V196L93 197V200H89L88 198H85L83 195H82V193ZM160 192H163V194L162 193H160ZM187 192H188V194H187ZM206 191H204V193H205ZM209 192H211V191H208V193ZM222 192V191H221ZM170 193H172L171 191H170ZM169 193V194H170ZM176 193V191L175 192H173V194H175ZM177 193V194H178ZM194 193H195V191L193 192V194L192 195H194ZM207 193V192H206ZM214 193V192H213ZM232 193V192H231ZM5 194H7L9 197H10V199L13 201V206H9L8 204H6L5 203V201H4V195ZM160 194H161V196H160ZM177 194H176V196H177ZM203 194V193H202ZM229 194H230V191H229V193H228V196H229ZM206 195V194H205ZM210 195V194H209ZM209 195L207 196L208 197V199H209ZM217 195V194H216ZM175 196V197H176ZM211 196V195H210ZM212 196H213V194H212ZM218 196V195H217ZM227 196V197H228ZM262 196H264V195H262ZM184 197V196H183ZM201 197V196H200ZM214 197H216V196H213V198ZM99 198H102L103 200H105V201H109V202H120L121 204L122 203H129L128 205L130 206V208L128 209V208H124V207H120V206H114V205H109V204H102L101 202H100V200H99ZM55 199H57V201L58 202H56V200ZM205 199H207V198H205ZM207 199V200H208ZM211 199H212V197H211ZM210 199V200H211ZM216 199V198H215ZM251 199V198H250ZM200 200H203V199H200ZM206 200V202H208ZM217 200V199H216ZM216 200H215V204H216ZM218 200H220V198L218 199ZM248 200L249 199H247V201L246 202H248ZM258 200H260V199H258ZM36 201V202H35ZM198 201H199V199H198ZM262 201H264V200H262ZM25 202H27V204L25 205L24 203ZM201 202V201H200ZM202 202H204V200L202 201ZM245 201H244V203H246ZM261 202V201H260ZM40 205H42V206H44L45 208H46V210H45V208H41V207H39L38 205L39 204ZM142 203H145V206L147 205H150L151 206V209L148 211V212H144V211H142L140 208H139V205L140 204H142ZM197 203V204H196ZM205 203V202H204ZM218 203V202H217ZM262 203V202H261ZM261 203H259V204H261ZM205 204H207V203H205ZM210 204L211 205H213L212 203H211V201H210ZM220 204H221V202H220ZM243 204V203H242ZM255 204V203H254ZM253 204V205H254ZM258 204V205H259ZM218 205H219V203H218ZM144 206V207H145ZM149 206V207H150ZM244 206H245V204H244ZM257 206V205H256ZM255 206V207H256ZM214 206H212V208H213ZM243 207V206H242ZM202 208V207H201ZM203 208H204V206H203ZM206 208V207H205ZM215 208H216V206H215ZM29 209H30V211H31V209H33V211L35 210V211H37L38 212V216H36V217H34V216H32V215H30L29 216V213L30 212H28L29 211ZM143 209V208H142ZM147 209V207H145V210ZM198 209V208H197ZM240 209H241V207H240ZM239 209V210H240ZM213 210V209H212ZM193 211V212H194ZM196 211H198V210H196ZM211 211V210H210ZM214 212V211H213ZM238 212V211H237ZM27 213V214H26ZM195 213V212H194ZM214 213H218V212H214ZM219 213V214H220ZM222 213V214H223ZM225 213H228V214H225ZM234 213H236V212H234ZM259 213V215L261 216L262 215V217H264V212H262V214L260 213V212H258ZM213 214V213H212ZM221 214V215H222ZM232 214V213H231ZM246 214V213H245ZM248 214V213H247ZM246 214V215H247ZM174 215H178V216H183L182 218H173L174 217ZM220 215V216H221ZM242 215H244V214H242ZM241 215V216H242ZM255 215V214H254ZM258 215V214H257ZM258 215V216H259ZM173 216V217H172ZM177 216V217H178ZM214 216H216V215H214ZM219 216V217H220ZM240 216V217H241ZM245 216V215H244ZM258 216H256L257 218H258ZM213 217V216H212ZM211 217V218H212ZM218 217V218H219ZM261 217V218H262ZM171 218H173V219H171ZM221 219L222 218H224V217H220ZM252 218H254V217H252ZM214 219V218H213ZM262 219H264V218H262ZM262 219H260L261 221H262ZM216 220H218V219H216ZM220 220V219H219ZM238 220V219H237ZM259 220V219H258ZM257 220V221H258ZM157 221V222H156ZM224 221V220H223ZM260 221V222H261ZM220 222V221H219ZM196 224L197 226H198V230H196V231H192V233L190 234V235H188L187 234V230H188V228L190 227V225L191 224ZM212 223V222H211ZM210 223V224H211ZM221 224V223H220ZM262 224H264V223H262ZM226 227V226H225ZM262 227H264V225H262ZM253 228V227H252ZM259 229H261L260 228V223H259ZM253 230H255V233H256V228H253ZM253 230H252V232H253ZM248 231V232H247ZM261 231V230H260ZM252 232H250V233H252ZM247 233V234H246ZM254 233V232H253ZM261 233V232H260ZM252 235H255L256 236V234H252ZM251 235V236H252ZM262 235H264V234H262ZM38 236H40V237H42L43 239H44V241H45V244H47V245H41V244H39V243H37V240H36V237L38 238ZM149 236H155V237H157V238H159L158 240L160 241L159 243H157V244H150V243H148V242H146V239L147 238H151V237H149ZM243 236V237H242ZM254 236V237H255ZM258 236H261L260 234L258 235ZM32 237V238H31ZM246 237V236H245ZM248 237H250V236H248ZM253 237V236H252ZM252 237H250L251 238V240H253L252 239ZM153 238V237H152ZM40 239V238H39ZM258 239V238H257ZM136 241V242H138V244H136V245H133V244H131V241ZM148 240V239H147ZM186 240V241H187ZM246 240V239H245ZM249 240V239H248ZM259 240V239H258ZM262 239H260V241H261ZM19 241L21 242V245L20 246H17V244L19 243ZM185 241V243H187L188 244V242H186ZM255 241H256V239H255ZM255 241H254V244H255ZM248 242V241H247ZM262 242H264V240H262ZM184 243V244H185ZM239 243V242H238ZM240 243H242V242H240ZM250 243V242H249ZM59 244V243H58ZM246 244V243H245ZM252 244H253V242H252ZM253 244V245H254ZM61 245V244H60ZM62 245H63V243H62ZM61 245V246H62ZM182 245V244H181ZM239 245V244H238ZM243 246H244V244H242ZM241 246V245H240ZM255 246V245H254ZM64 247V246H63ZM255 247H257V246H255ZM254 247V248H255ZM170 248V249H171ZM253 248V247H252ZM254 248H253V250H254ZM236 249H237V247H236ZM235 249V250H236ZM245 249H246V247H245ZM248 249V248H247ZM53 250V249H52ZM67 250V249H66ZM88 250V251H87ZM163 250V251H162ZM234 250V251H235ZM237 250H239V247H238V249ZM241 250L243 251V249L241 248ZM249 250H251L250 248H249ZM233 251V252H234ZM59 252V251H58ZM66 252V251H65ZM250 252H252V251H250ZM235 253V252H234ZM233 253V254H234ZM239 253V252H238ZM246 253V252H245ZM255 253V252H254ZM254 253H253V255H247V256H245V257H243V259L242 258H239V259H241V260H239V262L237 263L236 262V264H264V247H259L258 249H257V254L255 253V255H254ZM153 254V255H154ZM229 254H231V253H229ZM229 254H227V258H229L230 257V255ZM242 254V253H241ZM240 254V255H241ZM250 254H252V253H250ZM68 255V256H69ZM126 255H128V256H130L131 257V259L130 260H127V261H124V259H126ZM156 255V254H155ZM235 255V254H234ZM244 255V254H243ZM231 256H232V254H231ZM237 256V257H236ZM235 257H236V259L235 260H237V258H238V254L236 255ZM20 257V258H19ZM70 257V256H69ZM78 257H80V258H82V257H84L85 258V260L82 258V260L81 259H79ZM136 257H138V260H136ZM144 257V258H143ZM148 257V258H149ZM223 257V258H224ZM20 259V260H22V262H20L19 260H17V259ZM60 258V259H59ZM164 258V260H166ZM176 258H178V260L176 259ZM180 258H184V259H182V260H180ZM234 258V257H233ZM91 259H94L93 261L91 260ZM141 259V260H142ZM70 260H71V258H70ZM87 260H91L90 262L89 261H87ZM98 260V261H99ZM163 260V261H164ZM223 261H225L226 263H227V261L226 260H224V259H222ZM96 262V263H99V262ZM162 261V262H163ZM232 260H230V262H231ZM102 262V263H103ZM122 262V263H121ZM165 262H163V263H165ZM77 263V264H78ZM105 263V264H106ZM159 263V264H160ZM163 263H161V264H163ZM167 263V264H168ZM221 263V262H220ZM224 263V262H223ZM225 263V264H226ZM232 263V262H231ZM110 264V263H109ZM115 264V263H114ZM227 264H230V263H227Z\"/></svg>","mask_w":264,"mask_h":264}]
</instances>
